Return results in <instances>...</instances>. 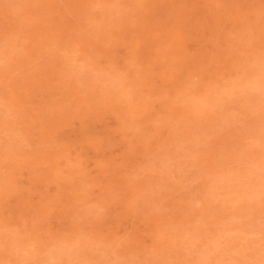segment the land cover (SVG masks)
I'll list each match as a JSON object with an SVG mask.
<instances>
[{
  "label": "rangeland",
  "instance_id": "1",
  "mask_svg": "<svg viewBox=\"0 0 264 264\" xmlns=\"http://www.w3.org/2000/svg\"><path fill=\"white\" fill-rule=\"evenodd\" d=\"M0 25L2 26L3 23L6 22V20H10L11 22L15 23L17 20L18 22L13 24L11 23L10 21H8V23L6 22V25L0 26V44L4 43V40L5 43L4 45L2 44L0 46V56L4 59L1 58L0 61H3V60H6V57L8 55L10 61L8 62V57H7V62L8 64H6L4 61L3 62H0V67H2L1 69L3 71L0 72V74H2V77L0 75L1 78H3L5 75V77L7 78H3V80H0V91L2 92L1 94L4 96V94H6L4 96V98L2 97L1 95V99H3L1 101L0 99V116L2 115V117H5V118H1L0 119V139L2 138L1 143L0 145L2 146L3 149H1V146H0V152L1 154H5L8 152V149L9 147L11 146L12 147V151L13 152H8L6 155H3L1 156L2 158H4V161L3 159H0V165H3L0 166V171H1V167H2V174H3V177L5 179H3L4 182L7 181V179L9 181L7 182H10L8 183L9 185L11 186H8L7 182L4 183L2 180H0V188L1 189H4V190H1V192H7V190L9 191L8 194L5 192L4 194L0 192V203L2 205H0V208L2 209L0 214L3 215V216H0V219H3L6 221H3L1 220L0 221V239H1V235H2V238L4 236V238L6 237V242H5V239H2L0 240V264H18V260H19V264H67V261L68 259H70V263L72 264H110V262L108 261V258L109 260L111 261V264H201V262L203 264H264V0H246V2H244V0H239V2H237L238 0H162V2H160L159 0H133V2H135V4L132 2V0H129L130 4L128 1L126 0H103V3H102V0H88L89 1V4L86 2V5L88 6H85L82 4L84 2H81L80 0H77L76 2H79L77 3L78 4V7L80 6V8H78L76 5V2L75 4L72 3H69V2H74V0H59V2H56L58 0H55V2H51V0H44V4L43 1L41 0L40 3H39V0H32L29 1V0H26L25 3L23 2L24 0H22V3L21 0H4V2L2 0H0ZM19 1V2H18ZM29 1V3H28ZM37 1V2H36ZM49 3H48V2ZM54 1V0H52ZM84 1V0H83ZM92 1V2H91ZM124 1H126L124 3ZM140 1V2H139ZM145 1V2H144ZM148 3H147V2ZM154 1V2H153ZM157 1V2H155ZM11 4V6H13L14 4L15 6L13 7L15 9V11L13 10L12 7H8L10 5L7 4ZM12 2V3H11ZM31 2V4H30ZM35 5H34V3ZM66 3L67 6H65L64 4ZM91 2V3H90ZM105 2V3H104ZM109 2V3H108ZM141 4V5H139ZM173 2V3H172ZM243 2V4H242ZM28 3V5L26 4ZM33 3V4H32ZM55 3V5H54ZM61 5L63 6V8L65 9V13L64 12H61L63 11L64 9L58 5ZM114 3H117L116 6L115 4L113 5ZM139 5H137V4ZM146 3V4H145ZM162 3V4H161ZM246 3V7L244 6ZM7 4V5H6ZM19 4H21V9L19 10ZM25 4V5H23ZM47 4H48V8L46 9L45 7H47ZM54 6H53V5ZM106 4V5H105ZM121 4V5H120ZM126 4H127V7H126ZM132 4V6H131ZM145 4V5H144ZM148 4L149 6H152V7H148ZM160 4V5H159ZM165 4V5H164ZM184 4V5H183ZM220 4V5H219ZM240 4V5H239ZM242 4V5H241ZM17 5H18V9H17ZM35 7H34V6ZM37 5V6H36ZM40 5V6H39ZM41 5H46L45 7H41ZM72 8H69L71 6ZM75 5L77 7V11L80 12L82 9L81 12V18L83 17V20L80 19L79 16L80 14L77 13L73 15V13L75 12L74 10V6ZM124 5V6H123ZM153 5L155 6V8L153 7ZM4 6V7H3ZM9 9L10 8V11L6 8ZM37 8L39 10L36 9V12L35 10L32 8ZM39 6V7H38ZM49 6L51 7V9L49 8ZM52 6H53V9H52ZM69 6V7H68ZM91 6V7H90ZM164 6V8H162ZM168 6V7H167ZM173 6V7H172ZM177 6V7H175ZM183 6V7H181ZM241 6V7H240ZM249 6V7H248ZM23 7V8H22ZM25 7H28L27 10H25ZM30 7V9H29ZM59 7V9L57 8ZM69 9H67V8ZM75 7V8H76ZM83 7V8H82ZM89 9H88V8ZM136 7V8H134ZM158 9H157V8ZM160 7V8H159ZM171 7V8H170ZM181 7V8H180ZM9 11L6 10V9ZM42 8L41 10V13L43 14H40V9ZM48 10L49 12L45 13V10ZM59 10V12H57L60 16H62L60 19H63V21H67L68 23L66 24L65 22V26H63L62 24V20H59L58 19H55L57 18L58 14L55 15V12L56 10ZM62 8V9H61ZM85 8H87L85 10ZM98 8V9H97ZM111 10H110V9ZM139 8V9H138ZM153 8V9H151ZM168 8V9H167ZM173 8V9H172ZM243 8V10H242ZM249 8V9H248ZM23 9V10H22ZM51 11H50V10ZM71 9H73L71 11ZM79 9V10H78ZM100 10V13L97 11V10ZM133 9V10H132ZM135 9H137L135 11ZM149 10V12L147 13V11ZM151 9V10H150ZM156 9V10H155ZM183 9V10H182ZM252 11H251V10ZM6 11V14L8 13V16H6V14L4 13ZM30 10V11H29ZM54 10V11H52ZM113 10V11H112ZM124 10V11H123ZM147 10V11H146ZM233 13H232V11ZM236 10V11H235ZM12 11V12H11ZM15 14H14V12ZM17 11V12H16ZM18 11H22L25 15L24 16H27L28 18L26 19V17H24L21 13V16H20V12L18 13ZM27 11V12H25ZM29 11V12H28ZM43 11V12H42ZM70 11L72 12V14H70ZM76 11V12H77ZM92 11V12H91ZM94 11V12H93ZM96 11L98 13H96ZM146 11V12H145ZM153 11L155 13H153ZM180 11V12H179ZM188 11V13H187ZM11 12V13H10ZM37 16H36V14ZM69 14H68V13ZM75 12V13H76ZM88 12V13H87ZM106 12V13H105ZM112 12V13H111ZM119 12V13H118ZM124 16H122L123 14ZM125 12V13H124ZM143 16V13H144V16L141 17L138 13ZM157 12V13H156ZM160 12L162 15H160ZM164 12V13H163ZM169 12V13H168ZM176 12V13H175ZM186 14H185V13ZM235 12V14H234ZM28 13V15H27ZM33 13L35 14L33 16ZM39 13V14H38ZM53 13V14H51ZM96 13V14H94ZM114 13V14H113ZM121 13V14H120ZM129 13H130V16H129ZM138 15H136V14ZM245 13V14H243ZM253 13V14H252ZM13 14V17L16 15V17H11L10 15ZM52 15V16H48V15ZM63 14V15H62ZM67 14V15H65ZM82 14H85V15H82ZM101 14V17H99ZM132 14V15H131ZM147 16H146V15ZM159 14V15H158ZM188 14V15H187ZM18 15V16H17ZM33 16V20H32V16ZM39 15V17H38ZM65 15V16H64ZM95 15V17H94ZM106 15V16H105ZM111 17H110V16ZM156 15V16H154ZM158 15V16H157ZM164 15V17H163ZM244 15V16H243ZM5 16V17H4ZM42 16V17H40ZM70 18H68V17ZM75 16V17H74ZM126 16V17H125ZM128 16V17H127ZM171 16V17H170ZM252 16V17H251ZM30 17V18H29ZM36 17V18H35ZM55 20V24H57L56 26L60 29L57 30L56 32V29L57 27L53 26V22L52 24H50L49 21H52V19ZM123 17V18H122ZM136 17H138L136 19ZM188 17V19H187ZM249 17V18H248ZM11 18V19H9ZM13 18V19H12ZM20 18V20H19ZM21 18H23V20H21ZM41 18L40 21H37ZM42 18H46V19H42ZM50 18V19H49ZM67 18V19H65ZM73 18V19H71ZM78 18V19H77ZM91 18V19H90ZM108 18V20H107ZM118 18V19H117ZM129 18V19H128ZM132 18L134 20L133 21ZM141 18H144L142 19V21L140 20ZM155 20H152L154 19ZM162 18V20H161ZM171 18V19H170ZM177 18V19H175ZM235 18H236V21H235ZM246 18V19H245ZM34 19H36L34 21ZM71 21H70V20ZM81 21H80V20ZM114 19V20H113ZM146 19V20H145ZM149 19V20H148ZM183 19V20H182ZM5 22H4V21ZM12 20H15V21H12ZM28 22L29 24V27L26 26V22ZM27 20H30V21H27ZM48 22H46V21ZM58 20V21H56ZM75 20L77 21V23L81 26V25H86V26H81V28L84 30H80L82 32H79L78 31V28H80V26H78L75 22ZM86 20V22H85ZM139 22H138V21ZM157 20V21H156ZM173 20V21H172ZM188 20V21H187ZM238 20V21H237ZM243 20V21H242ZM20 21V22H19ZM23 21V22H22ZM34 21V22H32ZM44 23V24H39V22L41 23ZM44 21V22H43ZM97 21V22H96ZM100 21V22H99ZM114 21V22H113ZM130 21V22H129ZM146 21V22H145ZM149 21V22H147ZM154 21V22H153ZM182 21V22H181ZM233 21V22H232ZM253 21V22H252ZM3 22V23H2ZM73 22V23H72ZM80 22V23H79ZM82 22V23H81ZM93 22V23H92ZM122 22V23H121ZM124 22V23H123ZM133 22V23H132ZM136 24H135V23ZM151 22V23H150ZM159 22V23H158ZM167 24H165V23ZM171 22H173V26L171 24ZM176 22H177V25H176ZM180 22V24H179ZM184 22V23H183ZM231 22V23H230ZM20 24H22L21 26L23 27V24L26 23L24 26L25 28H21L20 26H18ZM36 23V24H35ZM70 24V27L68 26V24ZM87 23V24H86ZM99 23V24H98ZM125 23H127V25L129 26L130 24L129 23H132V25H130V27L132 28H128L127 27H124L123 25H125ZM154 23V24H153ZM163 23V24H161ZM229 23V24H228ZM239 23V24H238ZM32 24V26H31ZM42 26L41 28V31L38 30L39 29V25ZM61 24V25H60ZM76 24V26L74 27V25ZM93 26H92V25ZM190 24V25H189ZM227 24V25H226ZM242 24V25H241ZM11 25L9 27V29H6L8 28V26ZM17 25V26H15ZM34 25V26H33ZM39 26L37 28V26ZM47 28H46V26ZM50 25V26H49ZM52 25V27H51ZM88 25V27H87ZM112 25V26H110ZM116 25V26H115ZM119 25V26H118ZM136 25V27L134 26ZM140 25V26H139ZM145 25V26H144ZM152 25V26H151ZM159 25V26H158ZM163 25V26H161ZM168 25V26H167ZM176 25V26H175ZM180 25V26H179ZM239 25V26H237ZM14 28H13V27ZM50 28H49V27ZM62 26V27H61ZM69 28H68V27ZM93 28H92V27ZM95 26V27H94ZM110 26V27H109ZM149 26V27H148ZM157 26V27H156ZM167 26V28H166ZM187 26V27H186ZM228 26V27H226ZM16 27L17 31L16 30ZM37 28L36 31L37 33H35L34 31H31V28ZM43 27H45L47 30L50 29V31H46V29H44ZM63 27H66V28H63ZM77 27V30H75ZM107 27V28H106ZM124 27V29H123ZM139 27V28H138ZM146 27V28H145ZM148 27V28H147ZM159 27V28H158ZM172 27H173V30H172ZM183 27V28H182ZM226 27V28H225ZM30 28V29H28ZM49 28V29H48ZM74 28V29H73ZM115 28V29H114ZM135 28V30H134ZM151 28V29H150ZM162 28V30L160 29ZM228 28V29H227ZM21 29V30H20ZM22 29H25L24 31ZM26 29L27 32H26ZM43 29V30H42ZM52 29V30H51ZM55 29V30H54ZM61 29H64L65 30V33H64V30H61ZM120 29V31H119ZM122 29V30H121ZM132 29V30H131ZM149 29V30H148ZM156 29V30H155ZM159 29V30H158ZM167 31H165V30ZM170 29V30H169ZM182 31L180 32L181 34H179V32H176L178 30ZM182 29V30H181ZM189 29V30H188ZM4 32L2 33L1 31ZM13 30V32H12ZM14 30L16 31V33L14 32ZM45 30V31H44ZM90 30V31H89ZM117 30V31H116ZM143 30V31H142ZM173 32V33H170L169 31ZM185 30V31H184ZM227 30V31H226ZM7 31V32H6ZM11 31V32H10ZM22 31V32H21ZM52 31V33H51ZM55 33H54V32ZM59 31H63L62 34H64V37L68 40H66L63 35L61 37V32ZM87 31V32H85ZM114 31V33L112 32ZM119 31V32H118ZM147 31L149 33H147ZM155 31V32H154ZM162 31V32H161ZM6 32V33H5ZM9 32V34H8ZM20 32V33H19ZM26 33V38L24 37V34ZM70 32V33H68ZM72 32V33H71ZM75 32V33H74ZM77 32V34H76ZM79 32V33H78ZM109 32V33H108ZM111 32V33H110ZM131 32V33H129ZM137 32H139L137 34ZM145 32V33H144ZM154 32V33H153ZM158 32V33H156ZM165 32H168L169 35L167 36V33H164ZM175 32V33H174ZM12 33L14 34L13 36ZM33 33V34H32ZM35 33V34H34ZM42 33V35L40 34ZM43 33H50L49 36L47 34H44ZM87 33V34H86ZM103 33V34H102ZM127 33V34H126ZM133 33V34H132ZM141 33V34H140ZM161 36H160V34ZM187 33V34H186ZM8 34V38L10 39L11 41V38L14 40L9 42L7 40V35ZM11 34V35H10ZM15 34L16 37H15ZM28 34V36H27ZM38 34V35H37ZM54 34V35H53ZM58 34V35H56ZM60 34V35H59ZM73 34V35H72ZM90 34V35H89ZM95 34V35H94ZM99 34H101L99 36ZM113 34V35H111ZM116 34V35H115ZM118 34V37L116 38ZM125 34V35H124ZM136 34V35H134ZM141 37H140V35ZM154 34H156L154 36ZM170 34H172V36H170ZM179 34V35H178ZM6 37H5V36ZM20 35L19 38L20 39V42H19V38L18 36ZM22 35V37H21ZM31 37H30V36ZM34 37V40L32 39ZM36 37H35V36ZM60 36L62 39V41L64 42H60L59 41V38L57 39L56 36ZM77 37H75V36ZM82 35V36H81ZM84 35V36H83ZM86 35V37H85ZM133 35V36H132ZM146 35V36H145ZM149 36V38L147 39V37ZM153 35V37H152ZM178 35V36H177ZM4 36V37H2ZM39 36H40V39H39ZM55 36V41L58 43L60 42V44H56L54 46V42L51 41V40H54L53 38ZM70 36V37H67ZM81 36V39L82 37H84L83 40L79 39ZM88 36V37H87ZM90 36V37H89ZM103 39L102 40V38ZM121 36V37H120ZM122 36H124L123 38H125L126 41H124V39H122ZM144 38H143V37ZM160 36V37H159ZM167 36V37H166ZM174 36V40H172L171 38ZM177 36V37H176ZM183 36V37H182ZM11 37V38H10ZM14 37V38H13ZM29 37V38H28ZM43 37V38H42ZM45 37V38H44ZM51 39H50V38ZM74 37V39H72ZM156 39H155V38ZM167 39H166V38ZM171 37V38H170ZM180 37L182 38V41L180 39ZM190 37H192L190 39ZM18 38V39H17ZM32 40H31V39ZM36 38H38L40 41L41 39H43L42 41L43 42H40L38 39L35 40ZM51 42H49V39ZM78 38V39H77ZM85 38L87 39V41L85 40ZM113 38V39H112ZM116 38V40H115ZM127 38V39H126ZM139 38V39H138ZM160 38V39H158ZM164 38V40H162ZM170 38V39H169ZM180 40H179V39ZM17 41H16V40ZM31 40L30 43L27 42L26 40ZM76 39V41H75ZM91 41H90V40ZM100 39V40H99ZM111 39V40H109ZM137 39V40H136ZM158 39V40H157ZM177 39V41H176ZM184 39V40H183ZM188 41L186 43V40ZM2 40V41H1ZM21 40H23V43L21 42ZM58 40V41H57ZM85 40V43H83ZM106 40V41H105ZM113 40V41H112ZM118 40H119V43H118ZM152 40V41H151ZM39 41V43H38ZM46 41H48L50 44H48ZM74 41V42H73ZM99 41V43H98ZM103 41V42H102ZM108 41V42H107ZM117 41V43H116ZM160 41V42H159ZM166 42V44L164 42ZM170 43V46L168 45ZM176 41V42H175ZM180 41V43H179ZM18 44H16V43ZM34 42H36L35 45L36 46H33ZM71 42H72V46H71ZM96 42V43H95ZM121 42V43H120ZM126 42V43H124ZM172 42H174L173 44L175 45V47L172 49L173 47V44H171ZM225 42V43H224ZM245 42V43H244ZM256 42V43H255ZM7 43V44H6ZM10 43V44H9ZM24 43H26V45L28 44L29 47H27L26 45H23ZM52 43V45H51ZM80 43V44H79ZM88 43V45H87ZM92 43V45H91ZM114 43V44H113ZM140 43V44H139ZM145 43V44H144ZM151 43V44H150ZM155 43V44H154ZM162 43V44H160ZM248 43V44H247ZM255 43V44H254ZM13 44V45H12ZM22 44V47L21 45ZM39 44V45H38ZM44 44L47 46L45 47ZM64 44V45H63ZM70 44V45H69ZM83 46H82V45ZM94 44V45H93ZM96 44V45H95ZM107 44V46H106ZM111 44V45H110ZM113 44V45H112ZM122 44V46H120ZM181 44V45H180ZM9 45L11 46L10 50L7 49L9 48ZM16 45V47H15ZM19 45V46H17ZM49 45L51 46V48L49 47ZM61 45V46H59ZM125 45V46H124ZM152 45V46H151ZM156 45V46H155ZM249 45V46H248ZM3 46V47H2ZM25 46V47H24ZM31 46V47H30ZM32 46H33V49H32ZM39 46V47H38ZM42 46V47H41ZM69 46V48H68ZM77 46H78V49H77ZM81 46V48H79ZM91 46V47H90ZM114 46V47H113ZM117 46V48H116ZM129 46V48H128ZM133 46V48H132ZM135 46V47H134ZM144 46V47H143ZM155 46V47H154ZM159 46H161V49H159ZM165 46V47H163ZM167 46V47H166ZM169 46V47H168ZM177 46V47H176ZM7 47V48H6ZM20 47V48H18ZM28 49H27V48ZM36 47V50L38 49V52L36 50H34ZM57 47V48H56ZM66 47V49H65ZM75 47V49H74ZM111 47V48H110ZM120 47V49H119ZM122 47V48H121ZM125 47V48H124ZM3 48V49H2ZM15 48L17 49H20V50H15ZM24 49L25 52H27V50L30 49V51L33 50V52H27L25 53L24 51H22L21 49ZM59 48V51H57ZM64 48V50H62ZM72 48V49H71ZM100 48V49H99ZM138 48H141L138 49ZM155 48V49H154ZM165 48V50H164ZM180 48V50H179ZM242 48V49H241ZM6 49V50H5ZM12 49V51H11ZM42 49H45V51H41ZM50 49V53L49 50ZM71 51H70V50ZM85 49V50H84ZM114 49V50H112ZM118 49V50H117ZM136 49V50H135ZM138 49V50H137ZM144 49V50H143ZM147 49V50H146ZM168 49V50H167ZM221 49V50H220ZM226 52H225V50ZM4 50V51H3ZM15 52H14V51ZM41 51L44 52V54H40L39 52ZM48 52H47V51ZM55 53H53L52 52ZM56 50V51H54ZM60 50L63 52H60ZM67 50V51H66ZM69 50V51H68ZM80 50V51H79ZM83 50V51H82ZM88 50V51H87ZM109 50V51H108ZM131 52L129 54V52ZM132 50V51H131ZM155 50V51H154ZM158 50V51H157ZM163 50V52H162ZM173 53H172V51ZM180 53H178L179 51ZM184 50V51H183ZM234 50V51H233ZM21 51V52H19ZM65 51V53H64ZM140 51V52H139ZM165 51V52H164ZM182 51V52H181ZM11 52V53H10ZM14 52V55L17 54L19 52L18 55H21L18 57V55H15V56H12L10 57L11 55H13ZM23 52L25 54H29L28 55H25L23 54ZM66 52L70 53L68 55H65V56H68V59H70V61L74 64L72 65L71 62H69V60H67V57L64 56V54H66ZM110 52V53H109ZM147 52V53H146ZM161 52V53H160ZM171 52V53H170ZM234 52V53H233ZM46 53H48L46 55ZM61 53V54H60ZM105 53V54H104ZM108 53V54H107ZM127 53V54H126ZM149 53V55H148ZM152 53H153V57L152 56ZM159 53V54H158ZM178 55H177V54ZM195 53V54H194ZM221 53V55L219 54ZM232 53V54H231ZM7 54V55H5ZM11 54V55H10ZM31 54L33 57H31ZM40 55L38 56L39 59L40 58H43L46 59L49 57V61L48 60H43L45 66L43 65L42 66V61L41 59L40 60H37L36 58L37 55ZM54 54V55H53ZM60 54V56H59ZM77 54V55H76ZM83 57H82V55ZM132 54V55H131ZM151 54V55H150ZM154 54L157 56H154ZM162 54H163V57H162ZM168 54V57L166 56ZM194 54V55H193ZM201 54V55H200ZM206 54V55H205ZM225 54V55H223ZM236 54V55H235ZM5 55V56H4ZM23 55V56H22ZM36 55V56H35ZM43 57H42V56ZM58 55V56H56ZM63 57H62V56ZM92 55V56H91ZM128 55V56H127ZM161 55V56H160ZM170 55V56H169ZM185 55V57H184ZM209 55V56H208ZM229 55V56H228ZM17 56L16 60L14 59L15 57ZM54 56V58H53ZM57 59H55L56 57ZM70 56V57H69ZM72 56V58H71ZM81 56V58L79 57ZM96 56L97 59H96ZM102 56V57H101ZM112 56V58H111ZM115 56V57H114ZM121 56V57H120ZM132 56V57H131ZM146 56H149L146 58ZM176 56V57H175ZM181 56V57H180ZM193 56V57H192ZM198 56V57H197ZM201 56V58H199ZM205 56V57H204ZM218 56H220V58H218ZM24 57V58H22ZM31 57V59L29 58ZM61 57V58H60ZM75 57H79L78 59L75 58ZM120 57V58H119ZM135 57V58H134ZM154 57H156L157 59H154ZM162 57V58H161ZM19 58L20 61V64L21 67H17L19 66L16 62H17V59ZM25 58H28L27 61H29V66H27L28 64L26 63V59ZM51 58L53 59L52 61L56 64V65H59V66H54L53 62H52V66L51 65ZM66 58V59H64ZM87 58V59H86ZM146 58V59H145ZM152 58V59H151ZM163 59V62L160 60ZM182 58V60L180 59ZM194 58V59H193ZM203 58V59H202ZM209 58V59H207ZM213 58V59H212ZM36 59V60H34ZM59 60V62H55L54 61ZM101 59V60H100ZM122 61V65H121V61ZM165 59V60H164ZM184 59V60H183ZM192 59V60H190ZM201 59V61H200ZM219 59V62L218 60ZM16 62H15V61ZM18 60V61H19ZM33 62H31V61ZM61 60V61H60ZM76 60V61H75ZM81 60V61H80ZM103 60V61H102ZM117 60V61H115ZM139 60V61H138ZM150 60V61H149ZM223 60V61H222ZM231 62H229V61ZM236 60V61H235ZM13 61L17 64H12V65H9V63H13ZM25 62V64H22L23 62ZM36 61V63H35ZM64 61V62H62ZM66 61V62H65ZM83 61V63H82ZM86 61V62H85ZM102 61V62H101ZM114 61V62H113ZM131 61V62H130ZM142 61V62H141ZM149 63L148 65H145L147 64L146 63ZM160 63L158 65V63ZM160 61V62H159ZM165 61V65L164 64H161V63H164ZM190 61V63H189ZM198 61V63H197ZM203 61V62H202ZM31 62V64H30ZM41 62V63H39ZM47 62L50 63L47 65ZM69 62V63H68ZM77 62V63H76ZM98 65H97V63ZM130 62V64H129ZM140 62V63H139ZM193 62V63H191ZM213 62V63H211ZM6 67H5V65ZM19 63V62H18ZM33 63L37 64L38 66L34 65ZM108 65H107V64ZM167 63V64H166ZM170 63V64H169ZM183 63V64H182ZM185 63V64H184ZM188 63V65H187ZM207 63V64H206ZM219 63V64H218ZM229 63V64H228ZM3 64V66H2ZM71 64V65H70ZM82 64H84L85 66H83ZM110 64V65H109ZM120 64V65H119ZM124 64V65H123ZM138 66H137V65ZM141 64V65H140ZM143 64V66H142ZM175 64V65H174ZM212 64V66H211ZM9 65V66H7ZM17 67V70L19 71V73H17V71H15L16 67ZM22 65L23 68H22ZM30 65L32 66V69H33V75L36 73H39V74H35V78L33 75H30V73L32 72V69L30 67ZM34 65V66H33ZM42 67H41V66ZM63 65H66L63 66ZM95 65V66H94ZM119 65V66H117ZM136 67H135V66ZM151 65V66H150ZM152 65H154L152 67ZM162 65V66H161ZM215 65V66H214ZM248 65V66H247ZM40 66V68H39ZM47 66L49 68H47ZM77 68H76V67ZM93 66V67H92ZM98 66V69L96 68ZM122 66V68H121ZM134 66V67H133ZM143 68H142V67ZM148 66V67H147ZM159 66V67H158ZM230 66V67H228ZM3 67H5L3 69ZM12 67V69L10 68ZM27 67V68H26ZM30 67V69H29ZM39 68V70L42 68H44V72L43 70L41 69V71L37 70L35 71L34 68ZM55 67V68H53ZM59 67V68H58ZM62 67V68H61ZM67 69H65V68ZM69 67H71L70 69H68ZM80 67V68H79ZM84 67L89 70L90 74L88 73V71L85 69L84 70ZM92 67V71L90 70V68ZM111 67V68H110ZM113 67V68H112ZM116 67V68H114ZM137 67L139 69H137ZM146 67V69H144ZM202 67V68H201ZM218 67V68H217ZM227 67V68H226ZM9 68V70L7 69ZM19 68H22L19 70ZM46 68V69H45ZM50 68H52L51 70H49ZM64 70V72L61 71ZM82 68V70H81ZM102 68V69H101ZM121 68V69H120ZM134 68V69H132ZM157 68V70L155 71V69ZM183 68V69H182ZM187 68V69H186ZM193 68V69H192ZM207 68V69H206ZM220 68V70H219ZM15 69V70H14ZM28 69V71L26 70ZM54 69V70H53ZM60 69V70H59ZM75 69V70H74ZM80 69V70H79ZM112 69V70H111ZM118 69V70H117ZM124 69V71H123ZM141 69V71H140ZM150 69V70H149ZM153 69V70H152ZM161 69V70H160ZM164 69V70H163ZM179 69V70H178ZM14 70V72H16L17 74L19 75H15V73L12 71ZM22 70V71H21ZM47 70L46 72V78L48 79H45V71ZM49 70V72H48ZM56 70V71H55ZM58 70V71H57ZM70 70H71V74L70 73ZM94 70V72H93ZM115 70V71H114ZM118 72H117V71ZM138 70V71H137ZM149 70V72H148ZM167 70V72H166ZM169 70V71H168ZM174 70V71H173ZM182 70V71H181ZM194 70V71H193ZM200 70V71H199ZM210 70V71H209ZM224 70V71H223ZM248 70V71H247ZM9 71L11 73H9ZM26 72V78L23 76L24 73ZM30 71V72H29ZM35 71V72H34ZM52 73H51V72ZM74 71V72H73ZM82 71L84 72L85 71V75L82 73ZM87 71V72H86ZM97 71L99 73H97ZM103 71V72H102ZM106 71V72H105ZM110 71H112L113 73H111ZM133 71V72H132ZM207 71V73H206ZM214 71V72H213ZM234 71V72H233ZM14 73V77L12 78V76H10V74L13 75ZM24 72V73H23ZM28 72V73H27ZM41 72V73H40ZM101 72V73H100ZM131 72V73H130ZM136 72V73H135ZM154 72H158V73H154ZM162 72V73H161ZM178 72L179 75L177 74ZM182 72V73H181ZM227 72V73H226ZM22 73V74H21ZM55 73V74H54ZM60 73V75H59ZM64 74V76L61 75ZM69 73V74H67ZM77 73V74H76ZM81 73V74H80ZM88 73V74H87ZM93 73V75H92ZM111 73V74H110ZM147 73V74H146ZM154 73V74H153ZM161 73V74H160ZM166 73V75H165ZM170 73V74H169ZM198 73V74H197ZM209 73V74H208ZM214 73V74H213ZM49 74V76H48ZM53 74V75H51ZM56 74L58 75V78L56 76ZM117 74V75H115ZM138 74V75H137ZM140 74V76H139ZM143 74V75H142ZM151 74V76H150ZM186 74V75H185ZM202 76H200V75ZM208 74V75H207ZM211 74V75H210ZM213 74V76H212ZM227 74V75H226ZM29 75V76H28ZM42 75V76H40ZM44 75V76H43ZM55 75V76H54ZM80 75V76H78ZM83 77H82V76ZM88 75V76H87ZM96 75V76H94ZM125 78H124V76ZM137 75V76H136ZM148 75V76H147ZM164 75V77H163ZM183 75V76H182ZM198 75V76H197ZM215 75V76H214ZM226 76L225 78L223 77ZM251 75V76H250ZM18 76V77H17ZM28 76V77H27ZM37 76V77H36ZM40 76V78H38ZM51 76H54L55 78L51 77ZM67 76V77H66ZM72 76H75L73 77L74 80L75 78H77V82L80 83L79 85H76L78 84L76 81L72 80L71 81V78ZM87 76V78H86ZM94 76V77H93ZM103 76V77H102ZM114 76V78H113ZM147 76V77H146ZM153 76V78H152ZM160 76V77H159ZM168 76V77H167ZM179 76V77H177ZM195 78H193V77ZM205 76V77H204ZM248 78H247V77ZM21 80H20V78ZM26 82H24V79ZM30 77V78H29ZM44 77V79L42 78ZM65 77V78H64ZM85 77V78H84ZM89 77V79H88ZM93 77V78H92ZM99 77V78H98ZM105 77V78H104ZM110 77V78H109ZM138 77V79H137ZM151 77V78H150ZM164 79H162V78ZM202 77V78H201ZM208 77V78H207ZM228 77V78H227ZM246 77V78H245ZM0 78V79H1ZM10 78V81L12 79V82H10L8 79ZM16 78V79H15ZM19 78L20 80V83L19 85L15 88L16 84V80ZM33 78L36 80H33ZM44 81H41L42 79ZM80 78H81V81H80ZM119 78V79H118ZM134 78V79H133ZM147 78H150L147 79ZM181 78V79H180ZM188 78V79H187ZM204 78V79H203ZM5 79V80H4ZM15 79V81H14ZM23 79V80H22ZM31 79V81H30ZM41 79V80H40ZM50 80H54L53 83H51L52 81H49ZM64 81H63V80ZM84 79V80H83ZM91 79V80H90ZM94 79V80H93ZM98 79V80H96ZM103 79V80H102ZM105 79V80H104ZM121 79V80H120ZM124 79L128 80V81H125ZM141 79V80H140ZM33 80V81H32ZM67 80V82H66ZM88 80V82H86ZM167 80V81H166ZM170 80L173 82L174 80L176 82L172 83L170 82ZM203 80V81H202ZM223 80V81H222ZM6 82V84H4ZM9 81V83H8ZM13 81L16 83H13ZM21 81H23V84L21 83ZM29 81V82H28ZM41 81V83H40ZM48 81V82H47ZM61 81V82H60ZM70 81V85H69V82ZM90 81V82H89ZM104 81V82H103ZM109 81V82H108ZM125 81V82H124ZM134 81V82H133ZM142 81V82H141ZM161 81L163 83H161ZM180 81V82H179ZM254 81V82H253ZM3 82V83H2ZM32 82V83H31ZM37 82L40 83L39 85H37L36 87V84L35 83ZM56 82V83H55ZM59 83V85L57 86V84ZM71 82H75V86L73 83ZM85 82V83H84ZM111 82V83H110ZM113 82V84H112ZM129 84L127 85L126 84ZM130 82V83H129ZM140 82V83H139ZM147 84H146V83ZM169 82V84H168ZM182 82V83H181ZM209 82V83H208ZM235 82V83H234ZM241 82V83H240ZM13 83V84H12ZM35 85H34V84ZM48 83H51L53 84V86L49 85ZM66 85H65V84ZM84 83V84H83ZM90 83V84H89ZM106 83V84H105ZM118 87H117V85ZM152 83V85H151ZM154 83V84H153ZM171 83V84H170ZM178 83V84H177ZM180 83V84H179ZM200 83V84H199ZM221 83V84H220ZM232 83V84H231ZM3 84V86L1 85ZM10 84V86H9ZM12 84V85H11ZM15 84V85H14ZM21 84V85H20ZM56 84V85H55ZM62 84V85H61ZM64 84V87L62 88ZM86 84H87V87H86ZM94 84V85H93ZM98 84V85H97ZM104 84V85H103ZM124 84V86H123ZM145 84V86H144ZM162 84V85H161ZM168 84V85H167ZM183 84V85H182ZM208 84V85H207ZM211 84V85H210ZM7 85V86H6ZM23 85V86H22ZM28 85V86H27ZM34 87H33V86ZM46 85L47 87L50 86L51 89L49 90L50 87L46 88ZM55 85V86H54ZM69 85V86H68ZM80 85H82L80 87ZM100 85V86H99ZM139 85V86H137ZM154 87L151 88L150 87ZM155 85V86H154ZM164 85V86H163ZM234 85V87H233ZM259 85V86H258ZM13 86V87H11ZM25 86V87H24ZM27 86V87H26ZM40 86V87H39ZM45 86V87H44ZM61 86V87H60ZM78 86V87H76ZM97 86V87H96ZM135 86V87H134ZM161 88H160V87ZM167 86V87H166ZM171 88H170V87ZM180 86V87H179ZM253 86V87H252ZM33 88V91L37 88L36 93H34L32 91L31 88ZM36 87V88H35ZM39 87V88H38ZM54 87V89H53ZM67 87V88H65ZM72 90H76V92L72 91ZM76 87V88H75ZM81 89H80V88ZM91 87V89L89 90V88ZM108 90H106V88ZM111 87V89H109ZM117 87V88H115ZM121 87V89H120ZM125 87V89H124ZM134 87V88H132ZM139 87V88H138ZM140 87H143V88H140ZM147 87V88H146ZM175 87V88H174ZM179 87V89H178ZM184 87H186L184 89ZM6 88V89H4ZM25 89L28 93L23 92V90ZM27 88V89H26ZM43 88L46 89V92H45V89L43 90ZM58 88V89H57ZM68 88H69V91H68ZM74 88V89H73ZM96 88V89H95ZM112 88L113 91H112ZM130 88H131V92H130ZM137 88V90H136ZM156 88V89H155ZM160 88V89H159ZM169 88V89H168ZM183 88V89H181ZM194 88H196L194 90ZM206 88V89H205ZM223 88V89H222ZM254 88V89H253ZM4 89V90H3ZM13 89V90H12ZM57 89V90H56ZM62 89V90H60ZM67 89V90H66ZM80 89V90H79ZM119 89V90H118ZM138 89H140V92H138ZM162 89V90H161ZM171 89H173V91H171ZM174 89H176V91H178V93H175ZM178 89V90H177ZM201 89V90H200ZM230 89V90H229ZM248 89V90H247ZM10 91V92H7V91ZM15 90V91H14ZM29 90V91H28ZM30 90L31 92L34 94V99H33V96L30 94ZM66 90V91H65ZM100 92V94H102L105 90V92H107L108 96L110 95V92L111 94L113 93L115 95V97L113 95H111V97L113 96L115 98H111V97H108L107 94H105V92L103 93V96H101L100 94L98 95V92ZM100 90V91H99ZM117 90V91H116ZM147 90H150L147 92ZM155 90V91H154ZM156 90H159V91H156ZM180 90H181V93H180ZM184 90V91H183ZM194 90V92H193ZM217 90V91H215ZM223 90V91H222ZM238 90V91H237ZM6 93H5V92ZM19 91V93H18ZM41 91H44L43 92V97L42 98H45L46 96V99H42V98H38L39 96L41 97ZM57 91V92H56ZM58 91H61V92H58ZM67 94V97L71 94H73V97H68L69 100H71L72 102H74V100H77V102H79L80 100H82V95H83V99L80 103H69L67 105V102H69L68 98H64V96L66 95L65 92ZM68 91V93H67ZM72 91V92H71ZM79 91V92H78ZM82 91V92H81ZM91 91H96V92H91ZM134 91V92H133ZM146 91V92H144ZM167 91V92H166ZM170 91V92H168ZM215 91V92H214ZM17 96V98L13 95V94H10L12 93ZM20 92H22V95L20 94ZM54 92V93H53ZM56 92V93H55ZM63 92V94H61ZM87 92V93H86ZM89 92L93 93L91 95H87V94H90ZM119 96H118V94ZM144 92V93H143ZM152 92H153V95L154 96H150L152 95ZM156 92V94H155ZM186 92V93H185ZM189 92V93H188ZM191 92V93H190ZM205 92V93H204ZM226 92V93H225ZM261 92V93H260ZM38 93V94H37ZM49 93V94H48ZM51 93V94H50ZM53 93V94H52ZM57 93H58V97L57 99L59 101H56V96H57ZM70 93V94H69ZM96 93V94H95ZM116 93V94H115ZM138 93V94H137ZM147 93V94H146ZM151 93V94H150ZM158 93V94H157ZM175 94V96L173 94ZM185 93V94H184ZM198 93V94H197ZM231 93V94H230ZM239 93V94H238ZM241 93V95H240ZM20 94V95H19ZM29 94V98L27 97ZM69 94V95H68ZM79 95L80 97H78L77 95ZM123 94V95H122ZM146 94V95H145ZM168 94H170L168 96ZM178 94V95H176ZM188 94V95H187ZM217 94V95H216ZM10 95V97L8 96ZM21 96V98L19 96ZM28 98V100H32L30 101L29 100V105L28 103V107H23V104L25 100H27V98H25V96ZM32 97H31V96ZM36 95V96H35ZM37 95H39L37 97ZM49 95V97H47ZM53 95V96H52ZM56 95V96H55ZM62 95V96H61ZM87 95V96H86ZM92 95H94V97H92ZM106 95V97L104 96ZM117 95V96H116ZM160 95L162 97H160ZM172 95V97H171ZM197 95V97H196ZM210 95V96H209ZM13 96V97H12ZM50 96H51V99H50ZM72 96V95H71ZM76 96V97H75ZM85 96V97H84ZM89 96V97H88ZM100 96V97H99ZM137 96V97H136ZM142 98L140 99L139 98ZM164 96H166L167 98H165ZM180 96V97H179ZM184 96V97H183ZM186 96V98H185ZM203 96V97H202ZM224 96V97H223ZM226 96V97H225ZM228 96V97H227ZM245 96V97H244ZM6 97V98H5ZM9 97V98H8ZM12 97V98H11ZM31 97V98H30ZM87 97H88V100H87ZM97 97V98H95ZM102 97H105V98H102ZM148 97V98H147ZM150 97H151V100H150ZM175 97V98H174ZM243 97V98H241ZM14 98V99H13ZM21 99V102L19 101ZM55 98V99H54ZM72 98V99H71ZM78 98V99H77ZM91 100L94 98V100H96V103H94L95 101L92 100V102L94 103H91V101L89 102V100ZM107 98V99H106ZM122 98V99H121ZM128 98V99H126ZM145 98V100H144ZM157 98V99H156ZM169 98V99H168ZM171 98V99H170ZM180 98V99H179ZM202 98V99H201ZM230 98V99H229ZM250 98V99H249ZM5 99L7 102H9L8 104H5ZM13 100V103L12 101ZM19 99V100H17ZM23 99H25L24 101H22ZM36 99V100H35ZM64 99V100H63ZM80 99V100H79ZM104 99L106 100H110L109 101H106L108 102L106 104V102L103 104L102 101ZM115 101L114 103H116V105H110L109 103H111V101L113 102V100ZM117 99V100H116ZM120 102H119V100ZM125 101H124V100ZM134 99V100H133ZM147 99L148 102H147ZM164 99H166L164 101ZM189 99V100H188ZM223 99V100H222ZM232 99V101H231ZM235 99V101H234ZM15 100V101H14ZM40 100H43V102H45V104H43L42 101ZM61 100V101H60ZM63 100V101H62ZM131 100V101H129ZM142 100H144L142 102ZM158 100V101H157ZM162 100V101H161ZM179 100V101H178ZM192 102H191V101ZM205 100V101H204ZM217 100V101H216ZM226 100V101H225ZM4 101V102H3ZM36 101L35 103L38 104H42V105H36L35 103H32ZM54 103V105L52 104V102ZM56 101V102H54ZM66 101V103L64 102ZM84 101V102H83ZM86 101V102H85ZM101 101V102H100ZM124 101V102H123ZM129 101V102H128ZM152 101V102H151ZM169 104H168V102ZM2 102V103H1ZM6 102V103H7ZM11 102V104H10ZM17 107L16 106H13L16 105L15 103H17ZM25 102H28V101H25ZM58 102V104H57ZM63 102V103H62ZM104 102V101H103ZM137 102V103H136ZM162 102V103H161ZM175 102V103H174ZM225 102V103H224ZM228 102V103H227ZM230 102V103H229ZM237 102V103H236ZM60 103V104H59ZM81 103H83L81 105ZM88 103V104H87ZM102 103V104H101ZM122 103V105H120ZM124 103V104H123ZM127 103V104H126ZM130 103V104H129ZM139 103V104H138ZM154 103V104H153ZM161 103V104H160ZM165 103V104H163ZM212 103V104H211ZM222 103H224V105H222ZM26 104V103H25ZM63 105H67L64 108H61V106ZM75 104L77 106H80L79 108L77 107V110L76 108L74 107ZM80 104V105H79ZM85 104V106H83ZM95 104H99L97 107H102L103 108V105H104V108L100 109V108H97V110H93V112H89L92 111V109H94L96 107ZM118 104L120 106H118ZM138 104V105H137ZM174 104H176L174 106ZM179 104V105H178ZM182 104V106H181ZM184 104V105H183ZM188 104V105H187ZM221 104V105H220ZM238 104V105H237ZM10 105V106H8ZM25 109L27 108L24 112L22 111V116L16 112H21L20 110V107ZM53 106V109L57 110L56 108H59L61 110V112L64 113V115L62 114H59L58 111H60L58 109V111H55L53 112V109L51 106ZM59 105V106H58ZM61 105V106H60ZM73 105V106H72ZM102 105V106H101ZM107 105H110V106H107ZM123 105H127L123 111V108L124 106ZM7 106V108H6ZM12 106V108H11ZM34 106V108H33ZM36 106V107H35ZM83 106V107H82ZM86 106H88V110L87 111V115L88 113L91 114L90 116L88 115V117H91L88 119L87 115H86V111L84 108H86ZM94 108H92V107ZM111 107V108H119V109H116L117 111L121 110L123 112L122 113V116L120 115L121 113L120 112H117L115 113L116 115H114L113 113L116 112V110L112 111V109H109L107 107ZM137 106V107H136ZM147 106V107H146ZM151 106L153 108H151ZM156 106V107H155ZM171 106V107H170ZM184 106V107H183ZM193 106V107H192ZM196 106V107H195ZM220 106V108H219ZM29 107H32V108H29ZM42 108L43 110L46 109V111L48 110H51L49 112V114H53V116L51 115V119L50 117H46V116H50L48 114V111L46 112L45 110V114H43V112L41 113V109L39 108ZM51 107V109L49 108ZM55 107V108H54ZM63 107V106H62ZM69 107H71V110L69 109ZM75 110H73V108ZM123 107V108H122ZM133 107V109L131 110V108ZM136 107V108H135ZM143 107V108H142ZM165 107V108H164ZM174 107V108H173ZM177 107V108H176ZM182 107V108H181ZM191 107V108H190ZM218 107V108H217ZM232 107V108H231ZM248 107V108H247ZM3 108V109H2ZM12 110L13 108L15 109V111H10V109ZM17 108H19L17 110ZM29 108V109H28ZM48 108V109H47ZM80 108L81 111H80ZM92 108V109H90ZM108 109V112H112L111 115H109V113L107 112V109ZM127 108H129V110H126ZM139 108V109H138ZM142 108V109H141ZM146 108V110H145ZM149 108V109H148ZM180 110H179V109ZM210 108V109H209ZM216 108V111L214 110ZM241 108V109H240ZM261 108V109H260ZM9 109V111H8ZM22 109V110H23ZM31 109L33 111V114L34 112L37 114L35 115H32V114H28V110L29 112H31ZM38 109V110H37ZM66 109H69V112L68 114L71 113V115H68L66 114L67 113V110ZM79 109V110H78ZM98 109L102 110V113L105 112L104 109H106V113L104 114L107 115V117L103 116V114L101 115V113H98L100 111H98ZM154 109V110H153ZM164 109V110H163ZM174 109V110H173ZM219 109V110H218ZM239 109V110H238ZM5 110V111H3ZM7 110V111H6ZM42 110V111H43ZM73 110V112H72ZM83 110L85 112H83ZM126 110V111H125ZM135 110V111H133ZM139 110V111H138ZM148 110H151V111H148ZM182 110H183V113H182ZM207 110V111H206ZM27 111V112H26ZM40 111V113H39ZM66 111V113L64 112ZM71 111V112H70ZM78 113H77V112ZM96 111V112H95ZM129 111V112H128ZM144 111V112H143ZM158 111V112H157ZM170 114H169V112ZM188 111V112H187ZM202 111V112H200ZM205 111V112H204ZM209 111V112H208ZM211 111V112H210ZM223 111V112H222ZM231 111V112H230ZM235 111V112H234ZM239 111V112H238ZM8 112H11V113H8ZM15 112V113H13ZM25 112L27 114H25ZM60 115V117L58 116V114ZM130 114L131 117L127 114ZM136 112V113H135ZM139 112V113H138ZM185 112V113H184ZM204 112V113H203ZM207 112V113H206ZM218 112V113H217ZM237 112V113H236ZM249 112V113H248ZM251 112V113H250ZM7 113V115L5 114ZM13 113V114H12ZM24 113V115H23ZM32 113V112H31ZM85 113V118L84 116H81V114L83 115ZM96 113V114H95ZM136 116L134 118V115ZM141 113V114H140ZM155 113V115H154ZM159 113V114H158ZM167 113V114H166ZM216 113V114H215ZM16 114L18 117L15 116H12ZM41 117H39L38 116ZM42 114V115H41ZM65 114H66V117L68 115L69 117V121L67 120V118H64V123L60 121V119H63V117H65ZM74 114V116H73ZM76 114V115H75ZM80 114L81 117H83L85 119V123H83V118H81L80 116H78ZM100 116H99V115ZM124 114V116H123ZM145 114V115H144ZM178 114V115H177ZM180 114V115H179ZM186 114V115H185ZM190 114V115H189ZM238 114V115H237ZM5 115V116H3ZM11 115V116H10ZM20 115V117H19ZM31 115V116H30ZM45 115V116H44ZM57 115V116H56ZM97 118H96V116ZM109 115V116H108ZM118 115V116H117ZM133 115V116H132ZM139 115H140V119L139 118ZM142 115V116H141ZM184 115V116H183ZM203 117H202V116ZM7 116V117H6ZM31 117V118H27V117ZM34 116H36L35 118H40L41 121L38 119L36 120L35 118H33ZM44 116V117H43ZM75 116H78V117H75ZM95 116V117H94ZM103 116V118H102ZM150 118H149V117ZM187 116V117H186ZM214 116V117H213ZM253 116V117H252ZM255 116V117H254ZM10 117V119H9ZM15 117V118H13ZM24 119V122H23V119ZM55 117V118H54ZM59 117V118H58ZM73 119H71V118ZM87 117V118H86ZM92 117L95 118L92 120ZM100 117V118H98ZM119 117V118H118ZM144 117V118H143ZM152 117V118H151ZM174 117V118H173ZM191 117V118H189ZM217 117V118H216ZM239 117V118H238ZM13 118V120H12ZM19 118L20 121L24 124L21 123V126L23 128H21L20 126V121L17 119ZM33 118V119H32ZM47 118V119H45ZM54 118V119H53ZM77 118H80L78 120H76ZM117 118V119H116ZM149 118V119H148ZM154 118V120H153ZM178 118V119H177ZM196 118V119H195ZM203 118V119H202ZM210 118V119H209ZM213 118V119H212ZM236 118V119H235ZM248 118V119H247ZM9 119V120H8ZM16 119V120H14ZM27 119V120H26ZM30 119V122L29 120ZM31 119L35 121L36 126H34L35 124H29L30 125V128H29V125L27 126V124H25V121H27L26 123H32L34 121L31 122ZM49 119V120H48ZM98 119V120H97ZM132 119H133V122H132ZM143 119V120H142ZM152 119V120H151ZM6 120V121H5ZM11 120V121H10ZM42 120H46L45 121V126L43 125L44 121ZM74 120H76L74 122ZM101 120V121H100ZM137 122H135V121ZM138 120H141L143 121V123L141 121H138ZM214 120V121H213ZM221 122H220V121ZM224 120V122H223ZM3 121V122H2ZM19 121V122H18ZM59 121V122H57ZM68 121V124H66ZM71 121H73L72 123H70ZM118 121V122H117ZM155 121V122H153ZM237 121V123H236ZM249 121V122H248ZM2 122V124H1ZM4 122H9L7 125L4 124ZM12 122L16 123L17 122V125L19 124V126H16V124H12ZM51 123V124H48V123ZM61 122V124L63 126H61L59 123ZM151 122V123H150ZM226 122V123H225ZM40 123V124H39ZM58 123V124H56ZM134 125H133V124ZM140 123V124H139ZM164 123V124H163ZM214 123V124H213ZM5 126H4V125ZM52 124H54V126H52ZM56 124V125H55ZM85 126H84V125ZM128 124V125H127ZM152 124V125H151ZM188 124V125H187ZM249 124V125H248ZM12 125H15L16 129L14 128V126ZM59 125H60V128H59ZM145 125H146V128H145ZM151 127H150V126ZM166 125V126H165ZM231 125V126H230ZM252 125V126H251ZM4 126V128H3ZM7 126V130H6V127ZM10 126V127H9ZM13 127V131H12V127ZM34 126V127H33ZM84 126V127H83ZM140 126V128H139ZM198 126V127H197ZM200 126V127H199ZM238 126V127H237ZM257 126V128H256ZM260 126V127H259ZM10 130H9V128ZM19 129H18V128ZM28 127V128H27ZM42 127V128H41ZM49 127V128H48ZM56 127V129H55ZM196 127V128H195ZM209 127V128H208ZM232 127V128H231ZM35 128V129H34ZM48 128V129H47ZM51 128L53 130V133L56 131L58 132V134L56 133H50L51 131ZM82 128V130H81ZM85 128V129H84ZM89 128V129H88ZM124 128V129H123ZM149 128L151 129L149 130ZM156 128H158L156 130ZM5 129V130H3ZM15 129V130H14ZM24 129V130H23ZM31 131H29V130ZM44 129V132L42 134L40 130H43ZM77 129V130H76ZM155 129V130H153ZM162 129V130H161ZM198 129V130H197ZM17 130V131H16ZM19 130L21 131V133H18ZM27 133L29 134V137L28 135L25 133L26 131ZM37 131L34 134V131ZM39 130V131H38ZM48 130V133L47 131ZM60 130V131H59ZM64 130V131H63ZM140 130V131H139ZM5 131V132H4ZM7 131V132H6ZM8 131L10 134H8ZM25 131V132H24ZM30 133H29V132ZM85 131V132H84ZM89 131V132H88ZM91 131V132H90ZM136 131V133H134ZM139 131V132H137ZM158 131V133H157ZM233 131V132H232ZM11 132L14 134V137H13V134L11 135ZM21 135V137H24L22 138L23 139V144H22V141L20 139V135L18 137V135ZM33 132V133H32ZM39 132V133H38ZM223 132V133H222ZM255 132V133H254ZM4 133V136H8L7 139L6 137H4L3 139V134ZM7 135H6V134ZM24 133V134H23ZM85 135H84V134ZM91 133V134H90ZM95 134V136H93V134ZM130 133V134H129ZM142 133V135H141ZM160 133V134H159ZM221 133V134H220ZM30 134H34L36 135V137L33 136H30ZM43 135V137L41 138H44L41 139L39 138L38 136L39 135ZM52 134V136H51ZM89 134V135H88ZM125 134H129L126 135ZM132 134V135H131ZM135 134V135H134ZM140 134V135H139ZM198 134V136H197ZM10 135V137H9ZM16 135V136H15ZM26 137H25V136ZM49 135V138H46L45 137L47 136L48 137ZM57 136L54 138V136ZM60 135V137H59ZM137 135V136H136ZM143 135H144V138H143ZM147 135V136H146ZM216 135V136H215ZM226 135V136H225ZM238 135V137L236 136ZM2 136V137H1ZM45 136V137H44ZM74 136V137H73ZM84 136V137H83ZM166 136V137H164ZM169 136V137H168ZM204 136V137H203ZM246 136V137H245ZM255 136V137H254ZM12 137V138H11ZM18 137V138H17ZM30 137H34L32 138L31 141H34L36 142V144L38 143L39 146H34L33 149H31L30 145H34L35 143L34 142H31L32 144H30L29 140ZM89 137H93L92 139H90ZM100 137V139H99ZM129 137V138H128ZM186 137V138H185ZM191 137V138H190ZM202 137V138H201ZM207 137V138H205ZM244 137V138H243ZM17 138V139H15ZM26 138V139H25ZM59 138V140H58ZM60 138H62V141ZM134 138V139H133ZM136 138V139H135ZM141 140H140V139ZM167 138V139H166ZM6 139V140H5ZM10 139H13L12 141ZM16 141H15V140ZM28 140L27 143L24 141ZM38 139H41L43 141L40 140V142L38 141ZM48 139V140H47ZM84 139L86 141L83 142ZM90 139V140H89ZM98 139V140H97ZM102 139V140H101ZM152 139V140H151ZM214 139V140H213ZM246 139V140H245ZM251 139V140H250ZM4 140L6 142H4ZM9 140V141H7ZM18 140L20 141V143L23 145V147L28 149L27 151L30 152H27L23 149V152L24 154H28L31 155V157H27L26 155L22 154V145H20L18 142ZM46 140V141H45ZM56 140V141H55ZM70 140H75L74 141H70ZM92 140V142H91ZM94 140V141H93ZM99 142H97V141ZM154 140V141H153ZM161 140V141H160ZM4 143H3V142ZM48 141V142H47ZM49 141H52V142H49ZM57 141H61L59 144ZM78 141V143L76 144V148H73L75 143ZM139 141V142H138ZM158 141V142H157ZM195 141V142H194ZM218 141V142H217ZM233 141V142H232ZM16 142L14 145L16 147H19L20 146V149L14 147L13 143ZM54 142V144H53ZM56 142V143H55ZM63 142L64 143H67L68 145L64 144L65 146L68 147V149H66V147L62 146L63 145ZM69 142V143H68ZM74 145H71L70 143H72ZM88 142V143H87ZM93 142L95 144H93ZM99 145H97L96 144ZM156 142V143H155ZM203 142V143H201ZM223 142V143H222ZM251 142V143H250ZM8 144L7 145H5ZM34 143V144H33ZM45 143V144H44ZM49 143V144H48ZM52 143V144H51ZM84 146H83V144ZM158 143V144H157ZM205 143V144H204ZM215 143V145H214ZM4 144V145H3ZM26 144V146H24ZM58 144V145H57ZM88 146H87V145ZM143 144V145H142ZM157 144V145H156ZM192 144V145H191ZM203 144V145H202ZM210 144V145H209ZM255 144V145H254ZM42 145V147H41ZM46 145V146H44ZM55 147V149L52 148V146ZM56 145V146H54ZM60 145V146H59ZM69 145H71V147L69 148ZM94 147H93V146ZM133 145V147H132ZM188 145V146H187ZM209 145V146H208ZM214 145V146H213ZM5 148H4V147ZM51 146V147H49ZM80 148H79V147ZM171 146V147H170ZM203 148H202V147ZM217 146V148H216ZM222 146V147H221ZM246 146V147H244ZM10 147V148H11ZM33 147V146H32ZM40 147V148H39ZM44 147H45V150H52L56 153V150L59 148V150L61 148H63L62 150H58V153L62 151V155H64V151H67V154H65L66 156L68 155V152H72V155L70 154V156L68 155V157H64L60 154V156H62L60 159L57 158V157H60L59 154L57 157H53L54 156V153L51 151V152H48V153H53L52 154V158H45V157H49L50 155L47 154V151L44 150ZM46 147H49L46 149ZM57 147V149H56ZM82 147V148H81ZM100 147V148H99ZM151 147V148H150ZM161 147V148H160ZM165 147V148H164ZM198 147V148H197ZM200 147V148H199ZM221 147V150L220 151V148ZM236 147V148H235ZM8 148V149H7ZM16 148V149H15ZM52 148V149H51ZM202 148V149H201ZM206 148V149H205ZM223 148L225 150H223ZM234 148V149H233ZM4 149H7V150H4ZM14 149V150H13ZM31 149V151H30ZM36 153H35V151ZM40 152H39V150ZM70 149V150H69ZM75 149V151H74ZM153 149V150H152ZM164 149V150H163ZM178 149V150H177ZM201 149V150H200ZM229 149V150H228ZM11 150V149H9ZM17 152H14L16 151ZM44 150V151H43ZM78 150V152H77ZM204 150V151H203ZM216 150L219 152H216ZM244 150V151H243ZM4 151V152H3ZM6 151V152H5ZM21 151V154H19V152ZM43 151V152H41ZM134 151V152H133ZM208 151V152H207ZM216 153H215V152ZM233 151V153H232ZM249 151V152H248ZM38 152V153H37ZM47 154L45 156V154ZM75 152V153H74ZM131 152V153H130ZM154 152V153H153ZM180 152V153H179ZM211 152V153H210ZM238 152V153H237ZM248 152V153H247ZM12 153L14 154H18L19 156L21 155L22 157H18V155H11ZM32 153V154H31ZM35 153V154H34ZM78 155H77V154ZM193 155H192V154ZM196 153V154H195ZM8 154H10L8 156ZM34 154V156H33ZM44 154V155H43ZM155 154V155H154ZM157 154V155H156ZM190 154L192 155L191 157L188 158V156H190ZM206 154V155H204ZM217 154V156L215 155ZM220 154V155H219ZM222 154V155H221ZM41 155V156H40ZM99 155V156H98ZM149 155V156H148ZM173 155V156H172ZM236 155V156H235ZM26 156V157H25ZM35 156H39L38 159L35 158ZM76 156V158L79 156V159H78V162L77 160L75 161L76 158H74ZM211 156V157H209ZM221 156H224V157H221ZM10 157L9 160L11 159H14L13 162L15 161V165L14 163L11 162L6 159V158ZM14 157H17V160H15L16 158ZM42 157H44L42 159ZM65 159H64V158ZM152 157V159L150 158ZM165 157V158H164ZM215 157V160L213 159ZM217 157V158H216ZM232 157V158H231ZM241 157V158H240ZM30 158V159H29ZM33 158V159H31ZM41 158V159H40ZM54 158V159H53ZM56 158V160H55ZM70 160H69V159ZM83 158H85V160H83ZM146 158V159H145ZM168 158V160H167ZM6 159V160H5ZM19 159V160H18ZM21 159V160H20ZM36 159V162L38 163L39 161L41 162V165L43 164L44 166V169H43V166H40V164L38 166H36L37 164L35 163V160ZM49 159H53L51 161H49ZM60 161H59V160ZM73 159V161L76 163V166H78L76 168L75 166V169H66L67 167L69 168H74V162L71 161ZM146 161H144V160ZM241 159V160H240ZM29 160H33V162L36 164H34L33 162L29 161ZM68 160V161H67ZM80 160V161H79ZM132 160V161H131ZM151 160V161H150ZM158 160V161H157ZM195 160V161H194ZM201 160V161H200ZM218 160V161H217ZM229 160V161H228ZM9 161V163L7 162ZM17 161H19L18 163H16ZM26 161V162H25ZM28 161V162H27ZM45 161V163H44ZM47 161V162H46ZM55 161V162H54ZM56 161H59L58 163ZM65 161H67L68 163V166L63 168L65 166ZM70 161V162H69ZM162 161V162H161ZM221 161V162H220ZM250 161V162H248ZM25 162V165L26 163H28L26 166L23 164ZM30 162V163H29ZM81 162V163H80ZM129 162V163H128ZM131 162V163H130ZM146 164H145V163ZM193 162V164L191 163ZM195 162V163H194ZM220 162V163H219ZM8 163V164H6ZM20 163V164H19ZM22 163V164H21ZM32 163L34 164V166L32 165ZM54 164H57L56 165V168L54 167L55 165ZM64 163V164H63ZM66 163V164H67ZM71 163V164H70ZM74 163V164H73ZM156 163V164H155ZM247 163V164H246ZM13 166V169H12V165ZM19 164V166H17ZM32 167H31V165ZM60 164V165H59ZM63 164V165H61ZM132 166H131V165ZM164 164V165H162ZM192 164V165H191ZM206 164V165H205ZM213 164V165H212ZM6 165V167L4 166ZM8 165V167H7ZM23 165L26 167V169L22 168ZM52 165V166H49ZM83 165V166H82ZM105 165V166H104ZM138 165V166H137ZM156 165V166H155ZM205 165V166H204ZM223 165V166H222ZM9 166L11 168H9ZM22 166V167H21ZM40 166V168H38ZM61 166V167H59ZM83 170H82V168ZM102 166V167H101ZM172 166V167H171ZM203 166V167H202ZM217 166V167H216ZM221 166V167H220ZM15 167L16 169L18 168L17 171H15ZM20 167V169H19ZM29 167V168H28ZM42 167V168H41ZM48 167V168H46ZM52 167V168H51ZM109 167V168H108ZM243 167H246V168H243ZM3 168L5 170H3ZM9 168V169H8ZM32 168H36V171L38 170V172L40 171L41 169V173L39 172L36 173V171ZM81 168V169H80ZM103 168H105V171L103 170ZM107 168V169H106ZM141 168V169H139ZM194 168V170L192 169ZM235 168V169H234ZM23 169V170H22ZM31 169V170H29ZM43 169V171H42ZM48 169V172L47 170ZM53 170L54 173H50V171ZM58 171H56V170ZM65 169V170H64ZM77 169V170H76ZM80 169V170H78ZM110 169V170H109ZM151 169V170H150ZM222 169V171H221ZM228 169V170H227ZM231 169V170H230ZM239 169V170H238ZM8 172V170L10 171V174L6 172ZM23 172H22V171ZM28 170V171H27ZM63 170V171H62ZM86 170V171H85ZM154 170V171H153ZM182 170V171H181ZM198 170V171H197ZM5 171V173H4ZM15 174H14V172ZM20 171L22 172L20 174ZM67 171V172H66ZM69 171H72L69 173ZM75 171V172H74ZM83 171V172H82ZM133 171V172H132ZM194 171V172H193ZM197 171V172H195ZM246 171V173H245ZM255 171V172H254ZM257 171V172H256ZM26 172V173H24ZM35 172V173H34ZM45 172V173H44ZM59 172V173H56ZM86 172V174H85ZM144 172L149 175V172L151 173L150 175L152 176H146V174L144 175ZM156 172V173H155ZM212 172V173H211ZM214 172V173H213ZM216 172H217V175H216ZM261 172V173H260ZM13 173V174H12ZM18 175H17V174ZM82 173V174H80ZM130 173V174H129ZM180 173V174H179ZM199 173V174H198ZM227 173V174H226ZM241 173V174H240ZM0 173V176L2 175ZM6 174V175H4ZM8 174V175H7ZM32 174V175H31ZM51 176H50V175ZM54 176L52 178V176ZM58 174H61L59 177ZM77 174V175H76ZM79 174L80 176L84 177L85 175H88V176H85L84 178L80 177V180H79ZM132 174V175H131ZM135 174V175H134ZM154 174V175H152ZM157 174V175H156ZM159 174V175H158ZM177 174V175H176ZM186 174V175H185ZM12 175L14 176L15 175V178L13 177L12 178ZM17 175V176H16ZM30 175V176H29ZM46 175V177H44ZM72 175V176H71ZM76 175V178H74ZM139 175V176H137ZM144 175V176H143ZM233 175V177H232ZM6 176H9L6 177ZM35 176V177H34ZM48 176H50L51 178H49ZM77 176H78V180H77ZM146 176V177H145ZM156 176V177H155ZM177 176V177H176ZM187 176V177H186ZM239 176V177H238ZM250 176V177H249ZM2 177V176H1ZM0 177V178H1ZM32 177V178H31ZM39 177V180L38 178ZM41 177V178H40ZM147 177L149 179H147ZM155 177V178H154ZM206 177V178H205ZM226 177V178H225ZM243 177V178H242ZM44 178V179H42ZM49 178V180H48ZM56 178V182L54 181ZM73 178V179H72ZM88 180H87V179ZM135 178V179H133ZM229 178V179H228ZM16 179V180H15ZM32 179H35V180H32ZM51 179V180H50ZM61 179V180H60ZM74 179L76 180L77 184L78 185V188H76L77 186L74 185L73 182ZM85 179V181H84ZM154 179V180H153ZM156 179V180H155ZM221 179V180H220ZM36 180L38 182H36ZM45 182V184L43 182H40L42 181ZM140 180V181H139ZM150 180V181H149ZM185 180V181H184ZM258 180V181H257ZM12 181H15L14 183L11 184ZM87 181V182H86ZM90 181V182H89ZM94 181V182H93ZM130 181V182H129ZM132 181V182H131ZM148 181V182H147ZM169 181V182H168ZM194 181V182H193ZM218 181V182H217ZM252 181V182H251ZM34 182V183H33ZM60 182V183H59ZM71 182V183H70ZM81 182V183H80ZM83 182V183H82ZM97 182V183H95ZM158 182V183H157ZM199 182V183H198ZM228 182V183H227ZM37 183V184H36ZM85 183H87L86 185H84ZM157 183V184H156ZM232 183V184H231ZM240 183V184H239ZM3 184H5V186H3ZM7 184V185H6ZM73 184V185H72ZM89 184V185H88ZM136 184V185H135ZM138 184V185H137ZM143 184V185H142ZM150 184V185H149ZM161 184V185H160ZM180 184V186H179ZM261 184V185H260ZM13 185V186H12ZM72 187H71V186ZM134 187H132V186ZM197 185V186H196ZM200 185V187H199ZM145 186V187H144ZM159 186V187H158ZM246 186V187H245ZM263 186V187H262ZM5 187V188H4ZM8 187V188H7ZM81 187V188H80ZM161 187V188H160ZM191 187V188H190ZM202 187V188H201ZM7 188V189H6ZM13 188V189H12ZM72 190H71V189ZM131 188V190H130ZM133 188V190H132ZM228 188V189H227ZM15 189V190H14ZM80 189V190H79ZM85 189V190H84ZM143 189V190H142ZM154 189V190H153ZM200 189V190H199ZM203 189V190H202ZM208 189V190H207ZM236 189V190H235ZM57 190V191H56ZM134 190H137L134 192ZM160 190V191H159ZM188 190V191H187ZM217 190V191H216ZM227 190V191H226ZM12 191H14L12 193ZM16 191V192H15ZM80 191V192H79ZM85 191V192H84ZM148 191V192H147ZM152 193H151V192ZM168 191V192H167ZM67 192V193H66ZM83 192V193H82ZM87 192V193H86ZM90 192V193H89ZM138 192V193H137ZM180 192V193H179ZM216 192V193H215ZM82 193V194H81ZM89 195H86L88 194ZM161 193V194H160ZM166 193H167V196H166ZM202 193V194H201ZM4 198H3V196ZM31 194V195H30ZM148 194V195H147ZM158 196H157V195ZM175 194V196H174ZM193 194V195H191ZM69 195V196H68ZM75 195V196H74ZM78 195V196H77ZM81 195V196H80ZM84 197H83V196ZM105 195V197H104ZM206 195V196H205ZM80 196V197H79ZM87 196H90V198ZM151 196V197H150ZM154 196V197H153ZM184 196V197H183ZM54 197V198H53ZM56 197V198H55ZM61 197V198H60ZM169 197V198H168ZM195 197V198H193ZM48 200H47V199ZM78 198V199H77ZM80 198V200H79ZM101 198V200H100ZM105 198V199H104ZM108 198V199H107ZM167 198V199H166ZM175 198V199H174ZM180 200H179V199ZM192 198V199H191ZM13 199V200H12ZM23 199V200H22ZM45 199V201H44ZM55 199H56V202H55ZM58 199V200H57ZM90 199V200H88ZM107 199V200H106ZM143 199V200H142ZM182 199V200H181ZM195 199V200H194ZM227 199V200H226ZM26 200V201H25ZM28 200V201H27ZM51 200V201H50ZM60 200V201H59ZM145 200V201H144ZM163 200V201H162ZM165 200L169 203L167 204V202H165ZM170 200V201H169ZM172 200V201H171ZM193 200V201H192ZM198 200V201H197ZM4 201H6L4 203ZM24 203H20V202H23ZM99 201V203H98ZM108 201V202H107ZM140 201V202H139ZM144 201V202H143ZM157 201V202H156ZM192 201V202H190ZM197 201V202H196ZM54 202V203H53ZM80 203L78 205V203ZM82 202V203H81ZM95 202V203H94ZM127 202V203H126ZM136 202V203H135ZM195 202V203H194ZM204 202V204H203ZM28 203V204H27ZM30 203V204H29ZM53 203V204H52ZM58 203V205H57ZM60 203V204H59ZM126 203V204H125ZM163 203V204H162ZM174 203V204H173ZM184 203V204H183ZM192 206H191V204ZM196 203L198 205H196ZM200 203V204H199ZM205 203H206V207H205ZM43 204V205H42ZM55 204V205H54ZM77 204V205H75ZM83 204V205H82ZM105 204V206H104ZM135 204V205H134ZM143 204V205H142ZM150 204V205H149ZM166 204V205H164ZM257 204V205H256ZM4 205V206H3ZM21 205V206H20ZM22 205H23V208H22ZM26 205V206H25ZM50 205V207H49ZM91 205V206H90ZM128 205V206H127ZM147 205V206H146ZM185 207H184V206ZM193 205H195L193 207ZM28 206H30L28 208ZM41 206V208H40ZM53 206V207H52ZM55 206V207H54ZM100 206V207H99ZM144 206V207H143ZM161 206V207H160ZM163 206V207H162ZM179 206V207H178ZM4 207V208H3ZM28 209H26V208ZM44 207H47L46 210L44 209ZM63 207V208H62ZM91 207V208H90ZM129 207V208H128ZM139 207V208H138ZM158 207V208H157ZM170 207V208H169ZM193 207V208H192ZM203 207V208H202ZM214 207V208H213ZM51 208V209H50ZM53 208V209H52ZM66 208V209H65ZM78 208V210H77ZM132 208V209H130ZM191 208H192V211H191ZM202 208V209H201ZM206 208V209H205ZM21 209V210H20ZM26 209V213H23L25 212L24 210ZM38 209H39V214L41 215H38ZM48 209V210H47ZM80 209V210H79ZM86 209V210H85ZM154 209V210H153ZM174 209V210H173ZM27 210L29 212H27ZM82 210V211H81ZM93 210V211H92ZM128 210V211H127ZM177 210V212H176ZM22 211V212H21ZM54 213H53V212ZM62 211V212H61ZM77 211V212H76ZM87 211V212H86ZM124 211V213L122 212ZM132 211V212H131ZM147 211V212H146ZM190 211V212H189ZM198 211V212H197ZM261 213H259V212ZM3 212V214H2ZM44 212V213H42ZM53 214H52V213ZM64 212V213H63ZM143 212V213H142ZM149 212V213H148ZM154 212V213H153ZM156 212V213H155ZM163 212V213H162ZM170 212V214L168 213ZM255 212V213H254ZM18 213H20L19 215H17ZM27 213H29L27 215ZM47 215H46V214ZM86 213V214H85ZM123 213V214H121ZM186 213V215H185ZM205 213V214H204ZM210 213V214H209ZM227 213V214H226ZM250 213V214H249ZM14 214V215H13ZM22 214V216H21ZM51 214V216H50ZM58 214V215H57ZM62 214H64L63 216L66 217V218H61ZM66 214V215H65ZM81 214V215H80ZM141 214V215H140ZM165 214V215H164ZM176 214V215H175ZM222 214H225V215H222ZM238 214V216H237ZM30 215V217H29ZM37 215V216H36ZM49 215V216H48ZM53 215V216H52ZM80 215V216H79ZM85 215V216H84ZM120 215H122V219L119 217ZM152 216V217H149ZM193 215V217H192ZM219 215V216H218ZM248 215H251V216H248ZM16 218H15V217ZM23 216H25L23 218ZM40 216V217H39ZM45 216V217H44ZM58 216V217H57ZM83 216V217H82ZM92 216V217H91ZM148 216V217H147ZM157 216V217H156ZM3 217V218H1ZM17 217H18V220H17ZM33 217V218H32ZM39 217V219L37 218ZM42 217V218H41ZM47 217V218H46ZM60 217V218H59ZM91 217V218H90ZM125 217H128V218H125ZM167 217V218H166ZM172 217V218H171ZM225 217V218H224ZM245 219H243V218ZM256 217V218H255ZM258 217V218H257ZM11 218H13V221ZM43 218H45V222H49V224H45ZM48 218L50 220H48ZM68 218V219H67ZM86 218V219H85ZM89 218V219H87ZM184 218V219H183ZM194 220H193V219ZM263 218V220H262ZM9 219H11V221H8ZM24 219H26V221H24ZM29 219V220H28ZM32 219V220H31ZM37 221L38 222H35L34 221ZM41 219V221H40ZM82 219V220H81ZM85 219V220H83ZM92 221H91V220ZM121 219V220H120ZM145 219V220H144ZM151 219V220H150ZM157 219V220H156ZM161 219V220H160ZM205 219V220H204ZM244 220L243 223L242 221L240 220ZM250 219V220H249ZM17 220V221H16ZM20 220V222H19ZM63 220V221H62ZM68 220H70L68 222ZM173 220V221H172ZM182 220V221H181ZM192 220V221H190ZM196 220V221H195ZM212 220V221H211ZM249 220V221H248ZM256 220V221H255ZM8 221V224H6ZM28 221V222H27ZM71 221L75 222L71 223ZM144 221V222H142ZM151 221V222H150ZM163 223H162V222ZM169 221V222H168ZM172 221V222H171ZM251 221V222H250ZM259 221V222H258ZM4 222V223H2ZM12 223V225L10 223ZM22 222V223H21ZM30 222H31V226H30ZM35 222V223H34ZM41 222V226L39 224H36V223H39ZM46 222V223H47ZM67 222V223H66ZM147 223V228L146 227V223ZM229 222V224H228ZM3 225H2V224ZM16 223H18L19 225H17ZM29 225L28 227L27 224ZM71 223V224H70ZM84 223V224H83ZM144 223V224H143ZM149 223V225H148ZM151 223V224H150ZM156 223V224H154ZM241 223V224H240ZM247 223V224H246ZM251 225H250V224ZM16 224V225H14ZM35 224V225H34ZM81 227H80V225ZM159 224V225H158ZM161 224V225H160ZM181 224V225H180ZM195 224V226H194ZM201 224V225H200ZM210 224V225H209ZM5 225V226H4ZM23 225H25V227L23 228ZM43 225V227H42ZM45 225V226H44ZM46 225L48 227H46ZM68 225V226H67ZM70 225V226H69ZM84 225V227H83ZM144 225V226H143ZM173 225V226H172ZM188 225V226H187ZM225 225V226H224ZM231 225V226H230ZM235 225V226H234ZM246 225V226H245ZM255 225L257 227H255ZM4 228H3V227ZM15 226V227H14ZM21 226V228H20ZM33 226V228H32ZM66 226V228H65ZM143 226V227H142ZM160 226V228H159ZM170 226V228H169ZM180 226V227H179ZM212 226V227H211ZM238 226V227H237ZM240 226H241V229H240ZM261 226V227H260ZM7 227V228H5ZM41 229H39V228ZM53 228L55 231H50V230H53V229H49V228ZM72 227L74 231L76 232L74 233V231L72 230ZM77 227L79 228L78 231H77ZM82 227H83V230H82ZM196 227V229H195ZM198 227V228H197ZM216 227V228H215ZM246 227V229H245ZM11 228V229H10ZM20 228V230H19ZM23 228V229H22ZM32 229L31 231H29L28 229ZM61 228L60 230H57ZM65 228V229H64ZM68 228H70L68 230ZM115 228V229H114ZM150 230V232L147 230ZM157 228V230H156ZM178 228V229H177ZM213 232H211V230ZM249 228V229H248ZM27 229V230H26ZM38 229V230H37ZM76 229V230H75ZM155 229V230H154ZM164 229V230H163ZM170 229V230H169ZM180 229V230H179ZM237 229V231H235ZM256 229V230H255ZM259 229V230H258ZM9 230V232H7ZM11 230V231H10ZM23 230V231H22ZM36 230V231H35ZM57 230V231H56ZM82 230V231H81ZM85 230V231H84ZM99 230V231H98ZM138 230V231H137ZM143 230V231H142ZM154 230V231H153ZM168 230V231H167ZM7 233H5V232ZM28 231V233H26ZM34 231V232H33ZM48 231V232H47ZM51 233H50V232ZM64 231V232H63ZM73 231V232H71ZM88 233H87V232ZM97 234H96V232ZM113 231V232H112ZM133 231H136L134 233ZM158 231V233H157ZM170 231V232H169ZM198 231V232H197ZM215 231V232H214ZM228 231V232H227ZM254 231V232H253ZM261 231V232H260ZM19 233V234H16V233ZM22 232H25L22 233ZM54 232V233H53ZM55 232L57 235H55ZM59 232L62 233L58 238L57 236L59 235ZM92 233L91 235L93 236H90V233ZM133 232V233H131ZM143 232V233H142ZM152 232H154L152 234ZM156 232V233H155ZM172 232V234H171ZM196 232V233H195ZM7 234L5 236V234ZM13 233V234H12ZM35 234V235H31V234ZM36 233H39V234H36ZM43 233V234H42ZM72 233L73 236H70ZM81 233V234H80ZM103 233V234H102ZM117 233H120V234H117ZM131 233V234H130ZM145 233V234H144ZM210 233V234H209ZM251 233V234H250ZM41 234L42 235H46L47 238H45V243H44V239L41 238V236H39ZM64 234V235H63ZM67 234V235H66ZM79 234V235H78ZM99 234V235H98ZM124 234V235H123ZM136 234V235H135ZM143 234V235H142ZM151 236H150V235ZM154 234L156 236H154ZM159 234V235H157ZM182 234V235H181ZM195 234V235H194ZM213 234V235H212ZM229 234V235H228ZM260 234V235H259ZM28 235V236H27ZM30 235H31V238H30ZM37 235L39 238H37ZM72 238V239H69V236ZM77 235V236H76ZM103 235V236H101ZM106 235V237H105ZM108 235V236H107ZM113 235V236H112ZM134 235V237H133ZM164 235V236H163ZM181 235V236H180ZM204 235V236H203ZM224 235V236H223ZM11 236V237H10ZM34 238H33V237ZM36 236V237H35ZM56 236V238H55ZM66 236V238L64 237ZM75 236V237H74ZM99 236V237H98ZM118 236V237H117ZM120 236V237H119ZM161 236V237H160ZM173 236V237H172ZM180 236V237H179ZM184 236V237H183ZM194 236V237H193ZM212 236V237H211ZM237 236V237H236ZM244 236V237H243ZM252 236V237H251ZM254 236V237H253ZM262 236V237H261ZM8 237V238H7ZM10 237V239H9ZM22 237V239H21ZM25 237H27V240L21 242V240H24ZM61 237V238H60ZM68 237V238H67ZM90 237V238H89ZM97 237V238H95ZM139 237H142L139 238ZM149 237V238H147ZM153 237V238H152ZM199 237V238H198ZM204 237V238H202ZM214 237V238H213ZM24 238V239H23ZM53 238V239H52ZM60 238V239H59ZM116 238H117V241H116ZM145 238V239H144ZM156 238V239H155ZM180 238V239H179ZM195 238V239H194ZM201 238V239H200ZM210 238V239H209ZM242 238V239H241ZM249 238V239H248ZM252 238V239H251ZM255 240H254V239ZM262 238V239H261ZM9 239V240H8ZM20 239V241L18 240ZM36 239V240H34ZM40 239H43V243H42V240ZM91 239V240H90ZM93 239V240H92ZM103 239V240H102ZM106 239V241H105ZM115 239V240H114ZM147 239V240H146ZM198 239V241H197ZM222 239V241H221ZM225 239V240H224ZM231 239V240H230ZM258 239V240H257ZM8 240V242H7ZM18 240V242H17ZM30 240H31V244H34V245H31L30 244ZM52 242H51V241ZM66 240V241H65ZM69 240V241H67ZM70 240H74V241H70ZM79 240V241H78ZM81 240V241H80ZM131 240V241H129ZM141 240V242H140ZM145 240V241H144ZM163 240V241H162ZM178 240V241H177ZM195 240V241H194ZM205 240L207 242H205ZM230 240V241H229ZM233 240V241H232ZM247 242H246V241ZM11 241V242H10ZM37 241V242H36ZM58 241V242H57ZM64 241V242H63ZM76 241V243H75ZM87 241V242H86ZM126 241V242H125ZM147 241V243H145ZM185 241V243H184ZM188 241V242H187ZM14 242V244H13ZM34 242V243H33ZM40 242V243H39ZM50 242V243H49ZM71 242V243H70ZM79 242V243H78ZM116 242V243H115ZM122 242V243H121ZM125 242V243H124ZM134 242V243H133ZM136 242V243H135ZM177 242V243H176ZM199 242V243H197ZM200 242H201V245H200ZM256 242V243H255ZM261 242V243H260ZM6 243V244H5ZM67 243V244H65ZM69 243H70V246H69ZM74 243V244H73ZM82 243V245H80ZM130 245H129V244ZM131 243H132V246L131 247ZM143 243V244H142ZM165 243V244H164ZM179 243V244H178ZM211 243V244H210ZM250 243V244H248ZM28 244V246L26 245ZM54 244V245H53ZM77 244V245H76ZM79 244V245H78ZM84 244V245H83ZM86 244V245H85ZM100 244H102L100 246ZM127 244V246H126ZM159 244V245H158ZM183 244V245H182ZM199 244V245H198ZM217 244V245H216ZM238 244V245H237ZM247 244V246H246ZM254 244V246H253ZM263 244V245H262ZM4 245V246H3ZM21 245V246H20ZM31 245V246H30ZM44 245V247H43ZM45 245L47 246L45 248ZM59 245V246H58ZM107 245V246H106ZM114 245V246H112ZM137 245V246H136ZM162 245V246H161ZM181 245V246H180ZM189 245H193L191 246L190 248H188ZM205 245V247H204ZM23 246V247H22ZM36 246V247H35ZM58 246V247H57ZM63 246L65 247L66 249V246H68L70 249H67L62 250H59L57 252V249H60V247ZM75 246V247H74ZM78 246V247H77ZM90 246V247H89ZM120 246V247H119ZM144 246V247H143ZM152 246V248L150 247ZM158 246V247H157ZM169 246V247H168ZM185 246V247H184ZM200 246V248H199ZM245 246V247H244ZM251 246V247H250ZM259 246V247H258ZM25 247V248H24ZM37 247L39 249H43L45 248L43 251V253L37 249ZM49 247V248H48ZM57 247V248H56ZM81 247V248H80ZM84 247V249L82 250V248ZM88 249H87V248ZM102 247V248H101ZM107 247V249H106ZM117 247V248H116ZM139 247V248H138ZM146 247V248H145ZM155 247V248H154ZM178 247V248H177ZM182 247V248H181ZM194 247V248H193ZM196 247V249H195ZM198 247V248H197ZM210 247V248H209ZM215 247V249H214ZM236 247V248H235ZM243 247V248H242ZM10 248V249H9ZM33 248V249H32ZM77 250V253L75 251V249ZM100 248V249H99ZM105 248V249H104ZM111 250H110V249ZM130 248V249H129ZM166 248V250H165ZM188 248V249H187ZM227 248V249H226ZM9 249V250H8ZM14 249V251H12ZM74 249V251H73ZM79 249V251H78ZM87 252H86V250ZM91 249V250H90ZM97 249V250H96ZM104 251H103V250ZM134 249V250H133ZM150 249V250H149ZM180 249H181V252H180ZM182 249H186V250H182ZM195 249V250H194ZM202 249V250H201ZM204 249V250H203ZM217 249V250H216ZM251 251H250V250ZM3 250V251H2ZM8 250V251H7ZM17 250V251H16ZM19 250V251H18ZM30 252H28V251ZM32 250L34 252H32ZM55 250V252H54ZM69 250V251H68ZM82 250V252L80 251ZM120 250V251H119ZM157 250V251H156ZM159 250V251H158ZM170 250V251H169ZM189 250V252H188ZM194 250V251H193ZM212 250V251H211ZM226 250V251H225ZM231 250V251H230ZM240 250V251H239ZM3 254H2V252ZM6 251V253L4 254V252ZM37 251V252H36ZM39 251H40V254H39ZM46 251V253H45ZM50 251V252H49ZM68 253H67V252ZM70 251H73V255H71V252ZM85 251V252H84ZM92 251V252H91ZM103 251V252H101ZM147 251V252H146ZM168 251V252H167ZM187 251L186 253V256L183 255L184 253L182 252H185ZM193 251V253H192ZM200 251H202L200 253ZM234 251V252H233ZM249 251V252H248ZM263 251V252H262ZM13 252H14V255H13ZM32 252V253H31ZM52 252V253H51ZM63 252V253H62ZM79 252V253H78ZM88 252H91L92 254L88 253ZM120 252V253H119ZM123 252V254H122ZM136 252H139V253H136ZM154 254H153V253ZM163 252V253H162ZM182 254H180V253ZM195 252V253H194ZM211 252V254H210ZM27 253V254H26ZM34 253V254H33ZM57 253V255H56ZM62 253V254H61ZM76 253V254H75ZM83 254V257H81V254ZM86 253V255H85ZM99 253H104V255H100ZM109 253V254H108ZM126 253H127V256H126ZM133 253V254H132ZM136 253V254H135ZM148 253V255H147ZM165 253V254H164ZM191 253V254H190ZM208 253V254H207ZM215 253H218L220 254L218 256V254H216V259H215ZM226 257H225V255ZM230 253V255H229ZM236 255V257L233 255ZM261 253L263 255H261ZM12 254V256H11ZM37 256L36 259L38 258H44L42 260H38L36 261L34 258V256ZM53 255V258L51 259V255ZM61 254V255H60ZM64 254V255H63ZM80 254V255H78ZM90 254V256H89ZM94 254V255H93ZM97 254H99V257ZM131 254V255H130ZM160 258H158V255ZM169 254H170V257H169ZM175 257H174V255ZM180 254V255H178ZM190 254V255H189ZM193 254V255H192ZM242 254V256H241ZM256 254V255H255ZM3 255V256H2ZM5 255V256H4ZM7 255V257H6ZM9 255V256H8ZM23 255V256H21ZM41 255V256H40ZM43 255H45L43 257ZM48 255V256H47ZM56 255V256H55ZM76 256L77 257V260L76 257L75 259H73L74 257L73 256ZM85 255V256H84ZM96 255V257H95ZM106 255L107 258H106ZM136 255V256H135ZM145 255V256H144ZM156 255V257H155ZM171 255H172V258H171ZM177 255V256H176ZM182 255V256H181ZM192 255V256H191ZM196 255V256H194ZM207 255H209V257H207ZM212 255V257H211ZM234 257H233V256ZM261 255V256H260ZM58 256V257H57ZM62 256V257H61ZM65 258H64V257ZM69 256V257H68ZM80 258H79V257ZM103 256V257H102ZM105 256V257H104ZM110 256V257H109ZM116 258H114V257ZM123 256V257H122ZM125 256V258H124ZM152 256V258L150 257ZM184 256V257H183ZM191 256V257H189ZM201 258H200V257ZM206 256V258H205ZM240 256V258L238 257ZM253 256V257H252ZM255 256V257H254ZM2 257V258H1ZM12 257V259H11ZM72 257V258H70ZM89 257L90 260H89ZM94 257V258H93ZM113 257V258H112ZM119 257V259H118ZM126 257H129L126 258ZM147 259H146V258ZM164 257V258H163ZM169 257V258H168ZM181 257V258H180ZM196 257V259H194ZM199 257V258H198ZM226 259H225V258ZM228 257V259H227ZM233 257V258H232ZM252 257V258H251ZM63 259V261L61 262V259ZM83 258V259H81ZM99 258H101L99 260ZM112 258V259H111ZM121 258V259H120ZM132 258V259H131ZM136 258V259H135ZM144 258V260H143ZM148 258H150V260H148ZM157 258L159 261H157ZM168 258V259H167ZM176 258V259H175ZM178 258V259H177ZM205 258V259H204ZM219 258V259H218ZM223 258V259H222ZM235 258V259H234ZM241 260H239V259ZM2 259V260H1ZM12 261H11V260ZM30 259H34L33 261H35V263L32 261H30ZM48 259V261H47ZM60 259V260H59ZM80 259V260H78ZM114 259V260H113ZM124 259H127V260H124ZM134 259V260H133ZM152 259H153V262H152ZM162 259V262L160 261ZM171 259V260H170ZM174 259V261H172ZM195 261H194V260ZM198 259V260H197ZM225 259V261H223ZM230 259V260H229ZM232 259V260H231ZM23 263H22V261ZM46 260V262H45ZM65 260V261H64ZM83 260H85L83 262ZM96 260V261H94ZM130 260V261H129ZM132 260V261H131ZM146 260V261H145ZM155 260V261H154ZM168 260V261H167ZM187 260V261H186ZM188 260H189V263H188ZM201 260V261H200ZM208 260V261H207ZM210 260V261H209ZM219 260V261H218ZM222 260V261H221ZM234 260V261H233ZM14 261V262H13ZM41 261V262H40ZM75 263H73V262ZM77 261V262H76ZM80 261V262H79ZM102 261V262H100ZM142 261V262H140ZM148 261V263H147ZM167 261V262H166ZM176 261V262H175ZM180 261V262H179ZM206 261V262H205ZM30 262V263H29ZM39 262V263H37ZM114 262V263H113ZM120 262V263H119ZM127 262V263H126ZM191 262V263H190ZM215 262V263H214ZM219 262V263H218ZM224 262V263H222ZM227 262V263H226ZM68 262V264H70Z\"/></svg>",
  "mask_w": 264,
  "mask_h": 264
},
{
  "label": "bare ground",
  "instance_id": "2",
  "mask_svg": "<svg viewBox=\"0 0 264 264\" xmlns=\"http://www.w3.org/2000/svg\"><path fill=\"white\" fill-rule=\"evenodd\" d=\"M2 1L4 2V0H2ZM5 1H6V0H5ZM7 1H8V0H7ZM9 1H10V0H9ZM9 1H8V2H9ZM15 1H16V0H15ZM25 1H26V0H24L23 2L25 3ZM29 1L32 2V0H29ZM29 1H28V3H29ZM40 1H41V0H39V3H40ZM42 1H43V3H44V0H42ZM49 1H50V0H49ZM63 1H65V0H63ZM69 1H70V0H69ZM76 1H77V0H74V2L72 1V2H69V3H71V5H72V3L75 4ZM80 1H81V2H84V3L82 4V6H83V5L88 6V5H86V2L89 4V1H90V0H89V1H88V0H84V1H83V0H80ZM80 1H79V2H80ZM94 1H95V0H94ZM107 1H108V0H107ZM112 1H114V0H112ZM115 1H116V0H115ZM126 1L129 2V0H126ZM126 1H124V3H125ZM137 1H138V0H137ZM147 1H148V0H147ZM147 1H146V2H147ZM159 1L162 2V0H159ZM249 1H250V0H249ZM0 2H1V1H0ZM8 2H7V4H8ZM13 2H14V0H13ZM18 2H19V1H18ZM26 2H27V1H26ZM31 2H30V4H31ZM36 2H37V1H36ZM36 2H35V3H36ZM47 2H48V1H47ZM52 2H55V0H54V1L51 0L50 3H52ZM56 2H59V0L56 1ZM60 2H61V0H60ZM60 2H59V3H60ZM65 2H66V1H65ZM79 2H76V4L79 3ZM81 2H80V3H81ZM91 2H92V1H91ZM91 2H90V3H91ZM120 2H121V0H120ZM132 2H133V0H132ZM139 2H140V1H139ZM144 2H145V1H144ZM153 2H154V1H153ZM155 2H157V1H155ZM237 2L240 3L239 0H238ZM244 2H246V0H244ZM9 3H10V2H9ZM11 3H12V2H11ZM20 3H22V0H21ZM28 3H26V4L28 5ZM33 3H34V2H33ZM33 3H32V4H33ZM35 3H34V5H35ZM48 3H49V2H48ZM59 3H58V5H59ZM66 3H68V2H66ZM66 3L64 4V2H63V4H64L65 6H67V5L69 4V3H68V4L66 5ZM80 3H79V5H80ZM102 3H103V0H102ZM104 3H105V2H104ZM108 3H109V2H108ZM133 3L135 4V2H133ZM137 3H138V2H137ZM137 3H136V4H137ZM147 3H148V2H147ZM172 3H173V2H172ZM7 4H6V5H7ZM14 4H16V3H14ZM14 4H13V6H11V4H8V5H10V6H8V7H12V8H13V7L15 6ZM30 4H29V5H30ZM36 4H37V3H36ZM44 4H46V3H44ZM112 4H113V3H112ZM114 4H115V6H116L117 3H114ZM114 4H113V5H114ZM129 4H130V2H129ZM138 4H139V3H138ZM138 4H137V5H138ZM145 4H146V3H145ZM145 4H144V5H145ZM161 4H162V3H161ZM242 4H243V2H242ZM242 4H241V5H242ZM244 4H245L244 6L246 7V6H247L246 3H244ZM23 5H25V4H23ZM29 5H28V6H29ZM34 5H33V6H34ZM52 5H53V4H52ZM54 5H55V3H54ZM54 5H53V6H54ZM64 5H63V6H64ZM71 5H69V6H71ZM89 5H90V4H89ZM105 5H106V4H105ZM120 5H121V4H120ZM139 5H141V4H139ZM139 5H138V6H139ZM159 5H160V4H159ZM164 5H165V4H164ZM183 5H184V4H183ZM219 5H220V4H219ZM239 5H240V4H239ZM20 6H21V4H19V7H20ZM33 6H32V8H33ZM36 6H37V5H36ZM39 6H40V5H39ZM39 6H38V7H39ZM43 6L45 7L46 5H43ZM43 6L41 5V7H43ZM53 6H52V9H53ZM59 6H61V5H59ZM63 6H61V7L63 8ZM69 6H68V7H69ZM73 6H74V9H76V10H74V11L76 12V11H77V7H78V4L76 5L77 7H76L75 5H73ZM80 6H81V5H80ZM80 6H79L78 8H80ZM123 6H124V5H123ZM131 6H132V4H131ZM141 6H142V5H141ZM3 7H4V6H3ZM19 7H18V5H17V9H18ZM34 7H35V6H34ZM75 7H76V8H75ZM90 7H91V6H90ZM126 7H127V4H126ZM148 7H152V6H149V4H148ZM153 7L155 8L154 5H153ZM167 7H168V6H167ZM172 7H173V6H172ZM175 7H177V6H175ZM181 7H183V6H181ZM181 7H180V8H181ZM240 7H241V6H240ZM248 7H249V6H248ZM6 8H7V6H6ZM6 8H5V9H6ZM22 8H23V7H22ZM27 8H28V7H25V10H27ZM45 8H46V9L48 8V4H47V7H45ZM49 8L51 9L50 6H49ZM57 8L59 9V7H57ZM57 8H56V9H57ZM62 8H61V9H62ZM64 8H65V7H64ZM64 8H63V9H64ZM66 8H67V7H66ZM69 8H72V6L69 7ZM82 8H83V7H82ZM87 8H88V7H87ZM87 8H85V10H86ZM134 8H136V7H134ZM156 8H157V7H156ZM159 8H160V7H159ZM162 8H164V6H163ZM170 8H171V7H170ZM7 9H8V8H7ZM7 9H6V10H7ZM15 9H16V7H15ZM15 9L13 8L14 11H15ZM20 9H21V7L19 8V10H20ZM29 9H30V7H29ZM33 9H34L35 12H36V9H37V8H33ZM43 9H44V8H43ZM50 9H49V10H50ZM54 9H55V8H54ZM56 9H55V10H56ZM67 9H68V8H67ZM88 9H89V8H88ZM97 9H98V8H97ZM97 9H95V10H97ZM109 9H110V8H109ZM138 9H139V8H138ZM151 9H153V8H151ZM151 9H150V10H151ZM157 9H158V8H157ZM167 9H168V8H167ZM172 9H173V8H172ZM248 9H249V8H248ZM8 10L10 11V8H9ZM8 10H7V11H8ZM22 10H23V9H22ZM37 10H39V9H37ZM41 10H42V8L40 9V14H42V13H41ZM44 10H45V9H44ZM68 10H69V9H68ZM72 10H73V9H71V11H72ZM78 10H79V9H78ZM82 10H84V9H82ZM82 10H81V11H82ZM110 10H111V9H110ZM132 10H133V9H132ZM136 10H137V9H135V11H136ZM147 10H148V9H147ZM147 10H146V11H147ZM155 10H156V9H155ZM182 10H183V9H182ZM242 10H243V8H242ZM250 10H251V9H250ZM252 10H253V9H252ZM252 10H251V11H252ZM4 11H5V10H4ZM9 11H8V13H9ZM14 11H13V12H14ZM29 11H30V10H29ZM29 11H28V12H29ZM46 11H47V13L49 12L48 10H45V13H46ZM50 11H51V10H50ZM52 11H54V10H52ZM71 11H70V14H72ZM81 11H80V12L77 11L76 13L74 12L73 15H74V14L77 15V13L80 14V15L77 16V17H79L80 19H82V21H84V20H83V17H82V18L80 17V16H81V13H82ZM97 11L100 13L101 9H100V10H97ZM97 11H96V13H98ZM112 11H113V10H112ZM123 11H124V10H123ZM146 11H145V12H146ZM231 11H232V10H231ZM235 11H236V10H235ZM0 12H1V10H0ZM2 12H3V11H2ZM2 12H1V13H2ZM11 12H12V11H11ZM11 12H10V13H11ZM16 12H17V11H16ZM19 12H20V11H18V13H19ZM25 12H27V11H25ZM35 12H34V13H35ZM42 12H43V11H42ZM54 12H55V11H54ZM57 12H59V10H56L55 15L58 14ZM61 12H64V13H65V9H64L63 11H61ZM91 12H92V11H91ZM93 12H94V11H93ZM148 12H149V10L147 11V13H148ZM179 12H180V11H179ZM4 13L6 14V11H5ZM8 13L6 14V16H8ZM21 13H23V12H22V11L20 12V16H21ZM34 13H33V16L36 14V13H35V14H34ZM67 13H68V12H67ZM87 13H88V12H87ZM96 13H94V14H96ZM105 13H106V12H105ZM111 13H112V12H111ZM118 13H119V12H118ZM121 13H122V12H121ZM121 13H120V14H121ZM124 13H125V12H124ZM137 13H138V12H137ZM153 13H155V12L153 11ZM156 13H157V12H156ZM163 13H164V12H163ZM168 13H169V12H168ZM175 13H176V12H175ZM184 13H185V12H184ZM187 13H188V11H187ZM232 13H233V11H232ZM14 14H15V12H14ZM38 14H39V13H38ZM43 14H44V13H43ZM43 14H42V15H43ZM51 14H53V13H51ZM59 14H60V12H59ZM59 14L56 15V16H58V17L55 18V19H58V18H59V16L61 15V14H60V15H59ZM68 14H69V13H68ZM113 14H114V13H113ZM122 14H123V13H122ZM135 14H136V13H135ZM138 14H139V13H138ZM138 14H136V15H138ZM140 14H141V13H140ZM140 14H139V15H140ZM185 14H186V13H185ZM234 14H235V12H234ZM243 14H245V13H243ZM252 14H253V13H252ZM22 15L24 16L25 14L23 13ZM27 15H28V13H27ZM47 15H48V14H47ZM62 15H63V14H62ZM65 15H67V14H65ZM65 15H64V16H65ZM82 15H85V14H82ZM131 15H132V14H131ZM141 15H142V14H141ZM141 15H140V16H141ZM145 15H146V14H145ZM158 15H159V14H158ZM158 15H157V16H158ZM160 15H162L161 12H160ZM187 15H188V14H187ZM10 16L13 17V14L10 15ZM17 16H18V15H17ZM31 16H32V15H31ZM33 16H32V20H33ZM36 16H37V14H36ZM48 16H52V15L49 14ZM53 16H54V14H53ZM105 16H106V15H105ZM109 16H110V15H109ZM122 16H124V14H123ZM129 16H130V13H129ZM143 16H144V13H143ZM143 16H141V17H143ZM146 16H147V15H146ZM154 16H156V15H154ZM243 16H244V15H243ZM4 17H5V16H4ZM8 17H9V16H8ZM14 17H16V15H15ZM14 17H13V18H14ZM24 17H26V19L28 18L27 16H24ZM38 17H39V15H38ZM40 17H42V16H40ZM61 17H62V16H60V18H61ZM67 17H68V16H67ZM74 17H75V16H74ZM94 17H95V15H94ZM99 17H101V14H100ZM110 17H111V16H110ZM125 17H126V16H125ZM127 17H128V16H127ZM144 17H145V16H144ZM163 17H164V15H163ZM170 17H171V16H170ZM251 17H252V16H251ZM1 18H2V17H1ZM1 18H0V19H1ZM13 18H12V19H13ZM16 18H17V17H16ZM29 18H30V17H29ZM35 18H36V17H35ZM60 18H59V19H60ZM68 18H70V17H68ZM122 18H123V17H122ZM137 18H138V17H136V19H137ZM248 18H249V17H248ZM9 19H11V18H9ZM14 19H15V18H14ZM42 19L44 20V19H46V18H42ZM49 19H50V18H49ZM51 19H52V17H51ZM59 19H58V20H59ZM65 19H67V18H65ZM71 19H73V18H71ZM77 19H78V18H77ZM80 19H79V20H80ZM90 19H91V18H90ZM117 19H118V18H117ZM128 19H129V18H128ZM130 19H132V18H130ZM142 19H144V18H141L140 20L142 21ZM170 19H171V18H170ZM175 19H177V18H175ZM187 19H188V17H187ZM245 19H246V18H245ZM15 20H16V19H15ZM15 20H12V21H15ZM19 20H20V18H19ZM21 20H23V18H21ZM35 20H36V19H34V21H35ZM40 20H41V18H40L39 20H37V21H40ZM46 20H47V19H46ZM46 20H45V21H46ZM58 20H56V21H58ZM60 20L63 21V19H60ZM60 20H59V21H60ZM69 20H70V19H69ZM107 20H108V18H107ZM113 20H114V19H113ZM132 20H133V19H132ZM134 20H135V18H134ZM134 20H133V21H134ZM145 20H146V19H145ZM148 20H149V19H148ZM152 20H155V18L152 19ZM161 20H162V18H161ZM182 20H183V19H182ZM3 21H4V20H3ZM8 21H10V20L7 19L6 22L8 23ZM23 21H24V20H23ZM23 21H22V22H23ZM27 21H30V20H27ZM34 21H32V22H34ZM53 21L55 22V20H53V19H52V21H49L50 24H52ZM59 21H58V22H59ZM67 21H68V20H67ZM67 21H66V22L63 21L62 24H63L64 22L67 24V23H68ZM70 21H71V20H70ZM80 21H81V20H80ZM137 21H138V20H137ZM156 21H157V20H156ZM172 21H173V20H172ZM187 21H188V20H187ZM235 21H236V18H235ZM237 21H238V20H237ZM242 21H243V20H242ZM4 22H5V21H4ZM6 22H5V23L2 22L3 25H4V24L6 25ZM10 22H11V21H10ZM17 22H18V20H17L15 23H17ZM19 22H20V21H19ZM25 22H26V20H25ZM35 22H36V21H35ZM43 22H44V21H43ZM46 22H48V21H46ZM54 22H53V26H54V24H55ZM60 22H61V21H60ZM75 22H76V24H77L78 26H80V25L77 23L76 20H75ZM85 22H86V20H85ZM96 22H97V21H96ZM99 22H100V21H99ZM113 22H114V21H113ZM129 22H130V21H129ZM138 22H139V21H138ZM145 22H146V21H145ZM147 22H149V21H147ZM153 22H154V21H153ZM181 22H182V21H181ZM232 22H233V21H232ZM252 22H253V21H252ZM11 23H13V22H11ZM15 23H13V24H15ZM26 23H27V24H26ZM26 23L23 24V27H24V28H25V26H24L25 24H26V26L28 25L27 27H29L28 22H26ZM30 23H31V21H30ZM44 23H45V22H44ZM44 23H42V21H41V23L39 22L40 25H41V24H44ZM65 23L63 24V26H65ZM72 23H73V22H72ZM79 23H80V22H79ZM81 23H82V22H81ZM92 23H93V22H92ZM121 23H122V22H121ZM123 23H124V22H123ZM132 23H133V22H132ZM132 23H129V24L132 25ZM134 23H135V22H134ZM150 23H151V22H150ZM158 23H159V22H158ZM164 23H165V22H164ZM172 23H173V22H171V24H172ZM183 23H184V22H183ZM230 23H231V22H230ZM35 24H36V23H35ZM39 24H38V25H39ZM57 24H58V23H57ZM57 24H55V26H56ZM70 24H71V23L68 24L69 27H70ZM76 24L74 25V27L76 26ZM86 24H87V23H86ZM98 24H99V23H98ZM135 24H136V23H135ZM153 24H154V23H153ZM161 24H163V23H161ZM165 24H167V23H165ZM179 24H180V22H179ZM228 24H229V23H228ZM238 24H239V23H238ZM3 25H2V26H3ZM5 25H4V26H5ZM21 25H22V24L19 23L18 26H20L21 28H23ZM40 25H39V26H40ZM60 25H61V24H60ZM91 25H92V24H91ZM126 25H127V23H125V25H123V26H124V27H127L128 25H127V26H126ZM130 25L128 26V28H132V27H130ZM176 25H177V22H176ZM176 25H175V26H176ZM189 25H190V24H189ZM226 25H227V24H226ZM241 25H242V24H241ZM0 26H1V25H0ZM2 26H1V28H2ZM10 26H11V25H9L8 28H6V29H9ZM15 26H17V25H15ZM31 26H32V24H31ZM33 26H34V25H33ZM36 26H37V25H36ZM39 26H37V28H38ZM42 26H43V25H42ZM42 26H40L38 30L41 31ZM45 26H46V25H45ZM49 26H50V25H49ZM49 26H48V27H49ZM68 26H67V27H68ZM81 26L84 27V26H86V25L83 24V25H81ZM81 26H80V28H78V31H79V29H80V30L82 29ZM92 26H93V25H92ZM92 26H91V27H92ZM110 26H112V25H110ZM110 26H109V27H110ZM115 26H116V25H115ZM118 26H119V25H118ZM133 26H134V25H133ZM139 26H140V25H139ZM144 26H145V25H144ZM151 26H152V25H151ZM158 26H159V25H158ZM161 26H163V25H161ZM167 26H168V25H167ZM167 26H166V28H167ZM172 26H173V24H172ZM177 26H178V25H177ZM179 26H180V25H179ZM237 26H239V25H237ZM6 27H7V25H6ZM12 27H13V26H12ZM51 27H52V25H51ZM56 27H57V26H56ZM58 27H59V26H58ZM58 27H57V29H56V32H57L58 29H60V28H58ZM61 27H62V26H61ZM69 27H68V28H69ZM87 27H88V25H87ZM94 27H95V26H94ZM124 27H123V29H124ZM134 27L137 28L136 25H135ZM148 27H149V26H148ZM148 27H147V28H148ZM156 27H157V26H156ZM186 27H187V26H186ZM226 27H228V26H226ZM226 27H225V28H226ZM3 28H4V27H3ZM3 28H2V29H3ZM13 28H14V27H13ZM17 28H18V27H16V30H17ZM30 28H31V27H30ZM30 28H28V29H30ZM37 28H36V29H37ZM43 28L46 29L47 26H46V28H45V27H43ZM49 28H50V27H49ZM49 28H48V29H49ZM63 28H66V27H63ZM92 28H93V27H92ZM106 28H107V27H106ZM138 28H139V27H138ZM145 28H146V27H145ZM158 28H159V27H158ZM182 28H183V27H182ZM4 29H5V28H4ZM28 29H26V32H27ZM36 29H35V28H34V29L31 28L30 32L35 30L34 32L37 33L36 31H38V30H36ZM73 29H74V28H73ZM114 29H115V28H114ZM150 29H151V28H150ZM160 29L162 30V28H160ZM227 29H228V28H227ZM0 30H1V29H0ZM20 30H21V29H20ZM22 30L24 31L25 29H22ZM42 30H43V29H42ZM51 30H52V29H51ZM54 30H55V29H54ZM61 30H64V29H61ZM75 30H77V27H76ZM82 30H83V29H82ZM121 30H122V29H121ZM131 30H132V29H131ZM134 30H135V28H134ZM148 30H149V29H148ZM155 30H156V29H155ZM158 30H159V29H158ZM164 30H165V29H164ZM169 30H170V29H169ZM169 30H168V31H169ZM172 30H173V27H172ZM177 30H178V29H177ZM181 30H182V29H181ZM188 30H189V29H188ZM17 31H19V30H17ZM28 31H29V30H28ZM44 31H45V30H44ZM46 31L48 32V31H50V29H49V30L46 29ZM83 31H84V30H83ZM89 31H90V30H89ZM116 31H117V30H116ZM119 31H120V29H119ZM119 31H118V32H119ZM142 31H143V30H142ZM162 31H163V30H162ZM162 31H161V32H162ZM165 31H167V30H165ZM184 31H185V30H184ZM226 31H227V30H226ZM1 32L3 33L4 30L1 31ZM6 32H7V31H6ZM6 32H5V33H6ZM10 32H11V31H10ZM12 32H13V30H12ZM14 32L16 33L15 30H14ZM21 32H22V31H21ZM53 32H54V31H53ZM59 32H61V31H59ZM62 32H63V31H62ZM62 32H61V37H62V35H63V37H64V34H62ZM79 32H81V31H79ZM79 32H78V33H79ZM85 32H87V31H85ZM112 32L114 33V31H112ZM154 32H155V31H154ZM154 32H153V33H154ZM169 32H170V33H173V32H171V31H169ZM176 32H179V34H181L180 32H182V31L178 30V31H176ZM19 33H20V32H19ZM24 33H25V32H24ZM35 33H34V34H35ZM51 33H52V31H51ZM54 33H55V32H54ZM57 33H58V32H57ZM64 33H65V30H64ZM68 33H70V32H68ZM71 33H72V32H71ZM74 33H75V32H74ZM108 33H109V32H108ZM110 33H111V32H110ZM129 33H131V32H129ZM138 33H139V32H137V34H138ZM144 33H145V32H144ZM147 33H149V32L147 31ZM156 33H158V32H156ZM163 33H164V32H163ZM165 33H167V36L169 35L168 32H165ZM165 33H164V34H165ZM174 33H175V32H174ZM8 34H9V32H8ZM8 34H6V35H7V39H9V38H8ZM32 34H33V33H32ZM39 34H40V33H39ZM43 34H44V36H45V34H47V33H43ZM49 34H50V33H48L47 35L49 36ZM76 34H77V32H76ZM81 34H82V32H81ZM86 34H87V33H86ZM102 34H103V33H102ZM126 34H127V33H126ZM132 34H133V33H132ZM140 34H141V33H140ZM140 34H139V35H140ZM159 34H160V33H159ZM164 34H163V35H164ZM179 34H178V35H179ZM186 34H187V33H186ZM1 35H2V34H1ZM1 35H0V36H1ZM10 35H11V34H10ZM13 35H14V34L12 33L11 36H13ZM16 35H17V34H15V37H16ZM37 35H38V34H37ZM40 35H42V33H41ZM53 35H54V34H53ZM56 35H58V34H56ZM56 35H55V36H56ZM59 35H60V34H59ZM72 35H73V34H72ZM89 35H90V34H89ZM94 35H95V34H94ZM100 35H101V34H99V36H100ZM111 35H113V34H111ZM115 35H116V34H115ZM124 35H125V34H124ZM134 35H136V34H134ZM155 35H156V34H154V36H155ZM163 35H162V36H163ZM178 35H177V36H178ZM4 36H5V35H4ZM4 36H2V37H4ZM27 36H28V34H27ZM29 36H30V35H29ZM34 36H35V35H34ZM55 36H54V38H53V36H52V38H53L54 40H51V41L54 42V46H55L56 44H57V45L60 44V42L63 40L60 36H56L57 39L60 37V38H59V41H60V42L57 43V42L55 41V39H56ZM74 36H75V35H74ZM81 36H82V35H81ZM81 36H80L79 39H81ZM83 36H84V35H83ZM132 36H133V35H132ZM145 36H146V35H145ZM149 36H150V35H148L147 39L149 38ZM156 36H157V35H156ZM160 36H161V34H160ZM160 36H159V37H160ZM162 36H161V37H162ZM167 36H166V37H167ZM170 36H172V34H170ZM177 36H176V37H177ZM5 37H6V36H5ZM19 37H20V35L18 36V38H19ZM21 37H22V35H21ZM24 37L26 38V33L24 34ZM30 37H31V36H30ZM32 37H33V35H32ZM35 37H36V36H35ZM66 37H67V36H66ZM68 37H70V36H68ZM68 37H67V38H68ZM75 37H77V36H75ZM85 37H86V35H85ZM87 37H88V36H87ZM89 37H90V36H89ZM117 37H118V34H117L116 38H117ZM120 37H121V36H120ZM123 37H124V36H122V39H124V41H126L125 38H123ZM140 37H141V35H140ZM142 37H143V36H142ZM150 37H151V36H150ZM152 37H153V35H152ZM166 37H165V38H166ZM182 37H183V36H182ZM10 38H11V37H10ZM13 38H14V37H13ZM18 38H17V39H18ZM28 38H29V37H28ZM42 38H43V37H42ZM44 38H45V37H44ZM49 38H50V37H49ZM49 38H48V39H49ZM64 38H65V37H64ZM116 38H115V40H116ZM143 38H144V37H143ZM154 38H155V37H154ZM156 38H157V37H156ZM156 38H155V39H156ZM170 38H171V37H170ZM170 38H169V39H170ZM173 38H174V36H173L171 39L174 40ZM191 38H192V37H190V39H191ZM0 39H1V37H0ZM20 39H21V38L18 39L19 42H20ZM30 39H31V38H30ZM30 39H29V40H26V39H25V40H26L27 42L30 43V41H31L32 39L34 40V37H33L31 40H30ZM37 39H38V38H36L35 40H37ZM39 39H40V36H39ZM39 39H38V40H39ZM50 39H51V38H50ZM50 39H49V42H51ZM60 39H62V40H60ZM65 39H66V38H65ZM72 39H74V37H73ZM77 39H78V38H77ZM83 39H84V37H82L81 40H83ZM103 39H105L104 36H103L102 40H103ZM112 39H113V38H112ZM126 39H127V38H126ZM138 39H139V38H138ZM158 39H160V38H158ZM158 39H157V40H158ZM166 39H167V38H166ZM178 39H179V38H178ZM180 39H181V41H182V38H181V37H180ZM180 39H179V40H180ZM15 40H16V39H15ZM42 40H43V39H41V41H40V40H39V41H40V42H43ZM66 40H68V39H66ZM85 40L87 41L86 38H85ZM85 40H84L83 43H85ZM89 40H90V39H89ZM99 40H100V39H99ZM109 40H111V39H109ZM136 40H137V39H136ZM162 40H164V38H163ZM183 40H184V39H183ZM185 40H186V39H185ZM1 41H2V40H1ZM5 41H6V40H4V43H5ZM7 41H9V42L13 41V42H14V40H13L12 38H11V41H10V39L7 40ZM16 41H17V40H16ZM39 41H38V43H39ZM57 41H58V40H57ZM75 41H76V39H75ZM90 41H91V40H90ZM105 41H106V40H105ZM112 41H113V40H112ZM151 41H152V40H151ZM160 41H161V39H160ZM160 41H159V42H160ZM164 41H165V40H164ZM164 41H163V42H164ZM176 41H177V39H176ZM176 41H175V42H176ZM13 42H11V43H13ZM19 42H18V43H19ZM21 42L23 43V40H21ZM46 42H47L48 44H50L48 41H46ZM62 42H64V41H62ZM73 42H74V41H73ZM87 42H88V41H87ZM102 42H103V41H102ZM107 42H108V41H107ZM161 42H162V41H161ZM167 42H168V41H167ZM169 42H170V41H169ZM169 42H168V43H169ZM187 42H188V41L186 40V43H187ZM4 43H2V44L4 45ZM15 43H16V42H15ZM18 43H16V44H18ZM64 43H65V42H64ZM95 43H96V42H95ZM98 43H99V41H98ZM116 43H117V41H116ZM118 43H119V40H118ZM120 43H121V42H120ZM124 43H126V42H124ZM164 43L166 44V42H164ZM173 43H174V42H172L171 44H173ZM179 43H180V41H179ZM224 43H225V42H224ZM244 43H245V42H244ZM255 43H256V42H255ZM255 43H254V44H255ZM2 44H0V46H1ZM6 44H7V43H6ZM9 44H10V43H9ZM35 44H36V42H34L33 46H36V47H37V45H35ZM79 44H80V43H79ZM113 44H114V43H113ZM113 44H112V45H113ZM139 44H140V43H139ZM144 44H145V43H144ZM150 44H151V43H150ZM154 44H155V43H154ZM160 44H162V43H160ZM247 44H248V43H247ZM12 45H13V44H12ZM20 45H21V47H22V44H20ZM23 45H26V43H24ZM27 45H28V44H27ZM27 45H26V46H27ZM38 45H39V44H38ZM46 45H47V44H46ZM46 45L44 44L45 47H47ZM51 45H52V43H51ZM63 45H64V44H63ZM69 45H70V44H69ZM81 45H82V44H81ZM87 45H88V43H87ZM91 45H92V43H91ZM93 45H94V44H93ZM95 45H96V44H95ZM110 45H111V44H110ZM168 45L170 46V43H169ZM180 45H181V44H180ZM17 46H19V45H17ZM33 46H32V49H33ZM59 46H61V45H59ZM71 46H72V42H71ZM82 46H83V45H82ZM106 46H107V44H106ZM120 46H122V44H121ZM124 46H125V45H124ZM151 46H152V45H151ZM155 46H156V45H155ZM155 46H154V47H155ZM169 46H168V47H169ZM171 46H172V45H171ZM171 46H170V47H171ZM248 46H249V45H248ZM2 47H3V46H2ZM15 47H16V45H15ZM24 47H25V46H24ZM27 47H29V45H28ZM27 47H26V48H27ZM30 47H31V46H30ZM36 47H34V48H35L34 50H36ZM38 47H39V46H38ZM41 47H42V46H41ZM49 47L51 48L50 45H49ZM90 47H91V46H90ZM113 47H114V46H113ZM134 47H135V46H134ZM143 47H144V46H143ZM163 47H165V46H163ZM166 47H167V46H166ZM174 47H175V45L173 44L172 49H173ZM176 47H177V46H176ZM6 48H7V47H6ZM10 48H11V46L9 45V48H7V49L10 50ZM18 48H20V47H18ZM18 48H17V49H18ZM56 48H57V47H56ZM68 48H69V46H68ZM79 48H81V46H80ZM110 48H111V47H110ZM116 48H117V46H116ZM121 48H122V47H121ZM124 48H125V47H124ZM128 48H129V46H128ZM132 48H133V46H132ZM0 49H1V48H0ZM2 49H3V48H2ZM17 49L15 48V50H17ZM27 49H28V48H27ZM51 49H52V48H51ZM65 49H66V47H65ZM71 49H72V48H71ZM74 49H75V47H74ZM77 49H78V46H77ZM99 49H100V48H99ZM119 49H120V47H119ZM138 49L141 50V48H138ZM138 49H137V50H138ZM154 49H155V48H154ZM159 49H161V46H159ZM241 49H242V48H241ZM5 50H6V49H5ZM18 50H20V49H18ZM18 50H17V51H18ZM21 50L25 52V50H24L23 48H22ZM40 50H41V49H40ZM40 50H39V51H40ZM48 50H49V52H50V49H48ZM62 50H64V48H63ZM69 50H70V49H69ZM69 50H68V51H69ZM84 50H85V49H84ZM112 50H114V49H112ZM117 50H118V49H117ZM135 50H136V49H135ZM143 50H144V49H143ZM146 50H147V49H146ZM164 50H165V48H164ZM167 50H168V49H167ZM179 50H180V48H179ZM179 50H178V51H179ZM220 50H221V49H220ZM224 50H225V49H224ZM1 51H2V50H1ZM1 51H0V52H1ZM3 51H4V50H3ZM11 51H12V49H11ZM13 51H14V50H13ZM36 51L38 52V49H37ZM41 51H45V49H42ZM41 51H40L39 53H40V54H44V52L41 53ZM46 51H47V50H46ZM54 51H56V50H54ZM57 51H59V48H58ZM57 51H56V53H57ZM66 51H67V50H66ZM70 51H71V50H70ZM79 51H80V50H79ZM82 51H83V50H82ZM87 51H88V50H87ZM108 51H109V50H108ZM127 51H128V50H127ZM131 51H132V50H131ZM154 51H155V50H154ZM157 51H158V50H157ZM171 51H172V50H171ZM183 51H184V50H183ZM233 51H234V50H233ZM14 52H15V51H14ZM14 52H12L13 55L10 54V55H11L10 57L15 56V55H18L19 52H21V51H19V52H18L17 54H15V55H14ZM24 52H23V54H25V53H27V52L30 53V52H33V50L30 51V49H29V50H27V52H25V53H24ZM47 52H48V51H47ZM52 52H53V50H52ZM60 52H62V51L60 50ZM128 52H129V51H128ZM139 52H140V51H139ZM162 52H163V50H162ZM164 52H165V51H164ZM181 52H182V51H181ZM225 52H226V50H225ZM10 53H11V52H10ZM50 53H51V52H50ZM53 53H54V52H53ZM62 53H63V52H62ZM64 53H65V51H64ZM67 53H68V52H66V54H64V56L67 55ZM109 53H110V52H109ZM130 53H131V52H129V54H130ZM146 53H147V52H146ZM160 53H161V52H160ZM170 53H171V52H170ZM172 53H173V51H172ZM178 53H180V51H179ZM233 53H234V52H233ZM1 54H2V52H1ZM47 54H48V53H46V55H47ZM51 54H52V53H51ZM54 54H55V53H54ZM54 54H53V55H54ZM60 54H61V53H60ZM60 54H59V56H60ZM69 54H70V53H68V55H69ZM104 54H105V53H104ZM107 54H108V53H107ZM126 54H127V53H126ZM158 54H159V53H158ZM176 54H177V53H176ZM194 54H195V53H194ZM194 54H193V55H194ZM219 54L221 55V53H219ZM231 54H232V53H231ZM5 55H7V54H5ZM5 55H4V56H5ZM25 55H28V56H29V54H25ZM36 55H37V54H36ZM36 55H35V56H36ZM48 55H49V54H48ZM70 55H71V54H70ZM76 55H77V54H76ZM81 55H82V54H81ZM131 55H132V54H131ZM148 55H149V53H148ZM150 55H151V54H150ZM177 55H178V54H177ZM200 55H201V54H200ZM205 55H206V54H205ZM223 55H225V54H223ZM235 55H236V54H235ZM19 56H21V55H18V57H19ZM22 56H23V55H22ZM38 56H40V55H37V57H38ZM41 56H42V55H41ZM56 56H58V55H56ZM56 56H55V57H56ZM59 56H58V58H59ZM61 56H62V55H61ZM91 56H92V55H91ZM127 56H128V55H127ZM154 56H156V55L154 54ZM160 56H161V55H160ZM166 56L168 57V54H167ZM169 56H170V55H169ZM208 56H209V55H208ZM228 56H229V55H228ZM7 57H8V55H7ZM7 57H6V60H3L5 63L7 62ZM31 57H33L32 54H31ZM31 57H29V58L31 59ZM42 57H43V56H42ZM49 57H50V56H48V58H46V59H44V57H43V58H40L41 61H42V63H43L42 66H43V65L45 66L43 60H48ZM62 57H63V56H62ZM65 57H67V60H69V62H71L70 59H68V56H65ZM69 57H70V56H69ZM79 57L81 58V56H79ZM79 57H78V58H79ZM82 57H83V55H82ZM97 57H98V56H96V59H97ZM101 57H102V56H101ZM114 57H115V56H114ZM120 57H121V56H120ZM120 57H119V58H120ZM131 57H132V56H131ZM147 57H149V56H146V58H147ZM151 57H153V53H152V56H151ZM156 57H157V56H156ZM156 57H154V59H157ZM162 57H163V54H162ZM162 57H161V58H162ZM175 57H176V56H175ZM180 57H181V56H180ZM184 57H185V55H184ZM192 57H193V56H192ZM197 57H198V56H197ZM204 57H205V56H204ZM1 58H2V57L0 56V60H1ZM16 58H17V56H16L14 59L16 60ZM22 58H24V57H22ZM53 58H54V56H53ZM60 58H61V57H60ZM71 58H72V56H71ZM75 58H77V57H75ZM78 58H77V59H78ZM111 58H112V56H111ZM134 58H135V57H134ZM146 58H145V59H146ZM161 58H160V60L163 62V59H161ZM199 58H201V56H200ZM218 58H220V56H218ZM2 59H4V58H2ZM8 59H9V57H8ZM10 59H12V58H10ZM10 59L8 60V62L10 61ZM25 59H26V63L28 64V63H29V61H27L28 58H25ZM36 59H37V60H40L39 57L36 58ZM36 59H34V60H36ZM42 59H43V60H42ZM55 59H57V57H56ZM55 59H54V61H55ZM64 59H66V58H64ZM81 59H82V58H81ZM86 59H87V58H86ZM151 59H152V58H151ZM180 59L182 60V58H180ZM193 59H194V58H193ZM202 59H203V58H202ZM207 59H209V58H207ZM212 59H213V58H212ZM15 60H14V61H15ZM18 60H19V58L17 59V62H16V61H15V62L19 65L21 60H19V61H18ZM52 60H53V59L51 58V65H50V66H52V62H53ZM100 60H101V59H100ZM164 60H165V59H164ZM183 60H184V59H183ZM190 60H192V59H190ZM217 60H218V62H219V59H217ZM3 61H0V62H3ZM14 61H13V63H9V65H12V64L14 65V64H16ZM30 61H31V60H30ZM48 61H49V60H48ZM60 61H61V60H60ZM75 61H76V60H75ZM80 61H81V60H80ZM102 61H103V60H102ZM102 61H101V62H102ZM115 61H117V60H115ZM120 61H121V59H120ZM138 61H139V60H138ZM149 61H150V60H149ZM200 61H201V59H200ZM222 61H223V60H222ZM228 61H229V60H228ZM235 61H236V60H235ZM8 62H7L6 64H8ZM18 62H19V63H18ZM22 62H23V61H22ZM31 62H33V61H31ZM31 62H30V64H31ZM49 62H50V61H49ZM55 62H57V60H56ZM58 62H59V60H58ZM58 62H57V63H58ZM62 62H64V61H62ZM65 62H66V61H65ZM69 62H68V63H69ZM85 62H86V61H85ZM113 62H114V61H113ZM130 62H131V61H130ZM130 62H129V64H130ZM141 62H142V61H141ZM159 62H160V61H159ZM202 62H203V61H202ZM229 62H231V61H229ZM5 63H4V65H5ZM35 63H36V61H35ZM35 63H33V64L36 65V66H38V65H37L38 63H37V64H35ZM39 63H41V62H39ZM59 63H60V62H59ZM71 63H72V62H71ZM76 63H77V62H76ZM82 63H83V61H82ZM96 63H97V62H96ZM139 63H140V62H139ZM146 63H147V61H146ZM157 63H158V61H157ZM189 63H190V61H189ZM191 63H193V62H191ZM197 63H198V61H197ZM211 63H213V62H211ZM219 63H220V62H219ZM219 63H218V64H219ZM0 64H1V63H0ZM17 64H16V65H17ZM22 64H25V62H23ZM48 64H50V63L47 62V65H48ZM53 64H54L55 67H56V66H59V65H56L54 62H53ZM73 64H74V62L72 63V65H73ZM106 64H107V63H106ZM148 64H149V63H147V64H145V65H148ZM159 64H160V63H158V65H159ZM161 64H164V65H165V61H164V63H161ZM166 64H167V63H166ZM169 64H170V63H169ZM182 64H183V63H182ZM184 64H185V63H184ZM206 64H207V63H206ZM228 64H229V63H228ZM9 65H7V66H9ZM13 65H12V67H13ZM16 65H15V67H16ZM34 65H33V66H34ZM60 65H61V63H60ZM70 65H71V64H70ZM82 65L85 66L84 64H82ZM97 65H98V63H97ZM107 65H108V64H107ZM109 65H110V64H109ZM119 65H120V64H119ZM119 65H117V66H119ZM121 65H122V61H121ZM123 65H124V64H123ZM136 65H137V64H136ZM140 65H141V64H140ZM174 65H175V64H174ZM187 65H188V63H187ZM2 66H3V64H2ZM23 66H24V65H22V68H23ZM25 66H26V64H25ZM25 66H24V67H25ZM27 66H29V64H28ZM40 66H41V65H40ZM40 66H39V68H40ZM42 66H41V67H42ZM50 66H49V67H50ZM63 66L66 67V65H63ZM94 66H95V65H94ZM134 66H135V65H134ZM134 66H133V67H134ZM137 66H138V65H137ZM142 66H143V64H142ZM142 66H141V67H142ZM150 66H151V65H150ZM153 66H154V65H152V67H153ZM161 66H162V65H161ZM211 66H212V64H211ZM214 66H215V65H214ZM247 66H248V65H247ZM5 67H6V65H5ZM5 67H3V69H4ZM12 67H10V68L12 69ZM17 67H21V65H19V66H17ZM17 67L15 68L16 70H15V69H14V70L17 71V73H19V71L17 70ZM30 67H31V69H32V66H31V65H30ZM30 67H29V69H30ZM49 67L47 66V68H49ZM55 67H53V68H55ZM65 67H64V68H65ZM75 67H76V66H75ZM92 67H93V66H92ZM92 67L90 68L91 71H92ZM135 67H136V66H135ZM147 67H148V66H147ZM158 67H159V66H158ZM228 67H230V66H228ZM1 68H2V67H0V70L3 71ZM22 68H19V70L22 69ZM26 68H27V67H26ZM39 68L36 67V68H34V70L36 69L35 71H37V70H39ZM58 68H59V67H58ZM61 68H62V67H61ZM61 68H60V69H61ZM70 68H71V67H69L68 69H70ZM76 68H77V67H76ZM79 68H80V67H79ZM96 68L98 69V66H97ZM110 68H111V67H110ZM112 68H113V67H112ZM114 68H116V67H114ZM121 68H122V66H121ZM121 68H120V69H121ZM142 68H143V67H142ZM201 68H202V67H201ZM217 68H218V67H217ZM226 68H227V67H226ZM7 69L9 70V68H7ZM41 69H42V68H41ZM41 69H40L39 71H41ZM43 69H44V68H43ZM43 69H42V70H43ZM45 69H46V68H45ZM51 69H52V68H50L49 70H51ZM60 69H59V70H60ZM65 69H66V68H65ZM85 69H86V68L84 67V70H85ZM101 69H102V68H101ZM132 69H134V68H132ZM137 69H139V68L137 67ZM144 69H146V67H145ZM182 69H183V68H182ZM186 69H187V68H186ZM192 69H193V68H192ZM206 69H207V68H206ZM14 70H12V71L14 72ZM25 70H26V69H25ZM49 70H48V72H49ZM53 70H54V69H53ZM66 70H67V69H66ZM74 70H75V69H74ZM79 70H80V69H79ZM81 70H82V68H81ZM86 70H87V69H86ZM111 70H112V69H111ZM117 70H118V69H117ZM117 70H116V71H117ZM146 70H147V69H146ZM149 70H150V69H149ZM149 70H148V72H149ZM152 70H153V69H152ZM156 70H157V68L155 69V71H156ZM160 70H161V69H160ZM163 70H164V69H163ZM178 70H179V69H178ZM219 70H220V68H219ZM1 71H0V72H1ZM21 71H22V70H21ZM26 71H28V69H27ZM35 71H34V72H35ZM51 71H52V70H51ZM51 71H50V72H51ZM55 71H56V70H55ZM57 71H58V70H57ZM61 71H62V69H61ZM87 71H88V73L90 72L89 70H87ZM87 71H86V72H87ZM114 71H115V70H114ZM123 71H124V69H123ZM137 71H138V70H137ZM140 71H141V69H140ZM168 71H169V70H168ZM173 71H174V70H173ZM181 71H182V70H181ZM193 71H194V70H193ZM199 71H200V70H199ZM209 71H210V70H209ZM223 71H224V70H223ZM247 71H248V70H247ZM13 72H12V73H13ZM24 72H25V71H24ZM24 72H23V73H24ZM29 72H30V71H29ZM43 72H44V70H43ZM46 72H47V70L45 71V74H44V75H45V79H47V78H46V76H47V75H46ZM62 72H64V70H63ZM73 72H74V71H73ZM93 72H94V70H93ZM102 72H103V71H102ZM105 72H106V71H105ZM110 72L113 73L112 71H110ZM117 72H118V71H117ZM132 72H133V71H132ZM166 72H167V70H166ZM213 72H214V71H213ZM233 72H234V71H233ZM1 73H2V72H1ZM9 73H11V72L9 71ZM14 73H15V75H19V74H17L16 72H14ZM14 73H13V75L10 74V76H12V78L14 77ZM27 73H28V72H27ZM40 73H41V72H40ZM51 73H52V72H51ZM64 73H66V72H64ZM70 73H71V70H70ZM82 73L84 74L85 71H84V72L82 71ZM88 73H87V74H88ZM97 73H99V72L97 71ZM100 73H101V72H100ZM111 73H110V74H111ZM130 73H131V72H130ZM135 73H136V72H135ZM154 73L156 74V73H158V72H154ZM154 73H153V74H154ZM161 73H162V72H161ZM161 73H160V74H161ZM179 73H180V72H178L177 74L179 75ZM181 73H182V72H181ZM206 73H207V71H206ZM226 73H227V72H226ZM2 74H3V73H2ZM2 74H0L1 77H2ZM21 74H22V73H21ZM25 74H26V72H25L24 75H23L24 77L27 75V74H26V75H25ZM35 74H36V73H35ZM35 74L33 75V69H32V72L30 73V75H33L34 78H35ZM37 74H39V73H37ZM37 74H36V75H37ZM54 74H55V73H54ZM67 74H69V73H67ZM71 74H72V73H71ZM76 74H77V73H76ZM80 74H81V73H80ZM89 74H90V73H89ZM146 74H147V73H146ZM169 74H170V73H169ZM197 74H198V73H197ZM208 74H209V73H208ZM208 74H207V75H208ZM213 74H214V73H213ZM213 74H212V76H213ZM3 75H4V74H3ZM44 75H43V76H44ZM51 75H53V74H51ZM59 75H60V73H59ZM61 75H62V73H61ZM69 75H70V74H69ZM72 75H73V74H72ZM84 75H85V74H84ZM84 75H83V76H84ZM90 75H91V74H90ZM92 75H93V73H92ZM115 75H117V74H115ZM137 75H138V74H137ZM137 75H136V76H137ZM142 75H143V74H142ZM165 75H166V73H165ZM185 75H186V74H185ZM199 75H200V74H199ZM210 75H211V74H210ZM226 75H227V74H226ZM5 76H6V75H5ZM5 76H4V77H5ZM28 76H29V75H28ZM28 76H27V77H28ZM37 76H38V75H37ZM37 76H36V77H37ZM40 76H42V75H40ZM40 76H39L38 78H40ZM48 76H49V74H48ZM54 76H55V75H54ZM54 76H51V77L55 78ZM56 76H57V78H58V75H57V74H56ZM62 76H64V74H63ZM78 76H80V75H78ZM81 76H82V75H81ZM83 76H82V77H83ZM87 76H88V75H87ZM87 76H86V78H87ZM94 76H96V75H94ZM94 76H93V77H94ZM123 76H124V75H123ZM139 76H140V74H139ZM147 76H148V75H147ZM147 76H146V77H147ZM150 76H151V74H150ZM182 76H183V75H182ZM197 76H198V75H197ZM200 76H202V75H200ZM214 76H215V75H214ZM250 76H251V75H250ZM1 77H0V78H1ZM4 77H3V78H4ZM17 77H18V76H17ZM24 77H23V79H24ZM66 77H67V76H66ZM73 77H75V76L70 77V78H71V81L74 80ZM93 77H92V78H93ZM102 77H103V76H102ZM159 77H160V76H159ZM163 77H164V75H163ZM167 77H168V76H167ZM177 77H179V76H177ZM192 77H193V76H192ZM204 77H205V76H204ZM223 77L225 78L226 76L223 75ZM246 77H247V76H246ZM246 77H245V78H246ZM3 78H1L0 80H3ZM5 78H6V77H5ZM7 78H8V77H7ZM7 78H6V79H7ZM19 78H20V77H19ZM19 78L16 80V83H18V82L20 83L21 78H20V80H19ZM25 78H26V77H25ZM29 78H30V77H29ZM34 78H33V80H35ZM42 78L44 79V77H42ZM42 78H41V79H42ZM64 78H65V77H64ZM72 78H73V80H72ZM84 78H85V77H84ZM98 78H99V77H98ZM104 78H105V77H104ZM109 78H110V77H109ZM113 78H114V76H113ZM124 78H125V76H124ZM150 78H151V77H150ZM150 78H147V79L150 80ZM152 78H153V76H152ZM161 78H162V77H161ZM193 78H194V77H193ZM201 78H202V77H201ZM207 78H208V77H207ZM227 78H228V77H227ZM247 78H248V77H247ZM15 79H16V78H15ZM15 79H14V81H15ZM23 79H22V80H23ZM41 79H40V80H41ZM43 79H42L41 81H44ZM88 79H89V77H88ZM118 79H119V78H118ZM133 79H134V78H133ZM137 79H138V77H137ZM162 79H164V78H162ZM180 79H181V78H180ZM187 79H188V78H187ZM194 79H195V78H194ZM203 79H204V78H203ZM4 80H5V79H4ZM8 80L10 81V78H9ZM33 80H32V81H33ZM47 80H48V79H47ZM62 80H63V79H62ZM64 80H65V79H64ZM64 80H63V81H64ZM76 80H77V78H75L74 81H76ZM83 80H84V79H83ZM90 80H91V79H90ZM93 80H94V79H93ZM96 80H98V79H96ZM102 80H103V79H102ZM104 80H105V79H104ZM120 80H121V79H120ZM124 80H125V81H128V80H126V79H124ZM140 80H141V79H140ZM9 81H8V83H9ZM14 81H13V83H15ZM17 81H18V82H17ZM30 81H31V79H30ZM35 81H36V80H35ZM41 81H40V83H41ZM49 81H52V80L49 79ZM53 81H54V80H53ZM53 81H52L51 83H53ZM77 81H78V80H77ZM77 81H76V82H77ZM80 81H81V78H80ZM125 81H124V82H125ZM150 81H151V80H150ZM166 81H167V80H166ZM202 81H203V80H202ZM222 81H223V80H222ZM6 82H7V81H5L4 84H6ZM10 82H12V79H11ZM24 82H26L25 79H24ZM28 82H29V81H28ZM47 82H48V81H47ZM60 82H61V81H60ZM66 82H67V80H66ZM86 82H88V80H87ZM89 82H90V81H89ZM103 82H104V81H103ZM108 82H109V81H108ZM133 82H134V81H133ZM141 82H142V81H141ZM170 82H172V81L170 80ZM174 82H176V81L174 80L172 83H174ZM179 82H180V81H179ZM253 82H254V81H253ZM0 83H1V82H0ZM2 83H3V82H2ZM13 83H12V84H13ZM16 83H15V84H16ZM19 83L16 84L15 88L19 85ZM21 83L23 84V81H21ZM26 83H27V82H26ZM31 83H32V82H31ZM34 83H35V82H34ZM34 83H33V84H34ZM40 83L37 84V82H36V83H35V84H36V87H37V85H39ZM42 83H43V82H42ZM42 83H41V84H42ZM51 83H48V84H49L50 86H51V85L53 86V84H51ZM55 83H56V82H55ZM57 83H58V82H57ZM68 83H69V85H70V81H69ZM71 83H73V82H71ZM77 83H78V82H77ZM84 83H85V82H84ZM84 83H83V84H84ZM110 83H111V82H110ZM129 83H130V82H129ZM139 83H140V82H139ZM145 83H146V82H145ZM147 83H148V82H147ZM147 83H146V84H147ZM161 83H163V82L161 81ZM181 83H182V82H181ZM208 83H209V82H208ZM234 83H235V82H234ZM240 83H241V82H240ZM12 84H11V85H12ZM15 84H14V85H15ZM27 84H28V83H27ZM35 84H34V85H35ZM43 84H44V83H43ZM64 84H65V83H64ZM64 84H63L62 88L64 87ZM73 84H74V86H75V82H74ZM79 84H80V83H78V84H76V85H79ZM89 84H90V83H89ZM105 84H106V83H105ZM112 84H113V82H112ZM126 84H127V82H126ZM153 84H154V83H153ZM168 84H169V82H168ZM168 84H167V85H168ZM170 84H171V83H170ZM177 84H178V83H177ZM179 84H180V83H179ZM199 84H200V83H199ZM220 84H221V83H220ZM231 84H232V83H231ZM1 85L3 86V84H1ZM20 85H21V84H20ZM55 85H56V84H55ZM55 85H54V86H55ZM58 85H59V83L57 84V86H58ZM61 85H62V84H61ZM65 85H66V84H65ZM69 85H68V86H69ZM93 85H94V84H93ZM97 85H98V84H97ZM103 85H104V84H103ZM116 85H117V83H116ZM127 85H129V84H127ZM151 85H152V83H151ZM151 85H150V87H151ZM161 85H162V84H161ZM182 85H183V84H182ZM207 85H208V84H207ZM210 85H211V84H210ZM6 86H7V85H6ZM9 86H10V84H9ZM22 86H23V85H22ZM27 86H28V85H27ZM27 86H26V87H27ZM32 86H33V85H32ZM50 86H48V87H50ZM81 86H82V85H80V87H81ZM99 86H100V85H99ZM123 86H124V84H123ZM129 86H130V85H129ZM137 86H139V85H137ZM144 86H145V84H144ZM154 86H155V85H154ZM163 86H164V85H163ZM258 86H259V85H258ZM11 87H13V86H11ZM24 87H25V86H24ZM33 87H34V86H33ZM36 87H35V88H36ZM39 87H40V86H39ZM39 87H38V88H39ZM44 87H45V86H44ZM48 87H47V85H46V88H48ZM60 87H61V86H60ZM76 87H78V86H76ZM76 87H75V88H76ZM80 87H79V88H80ZM86 87H87V84H86ZM96 87H97V86H96ZM117 87H118V85H117ZM117 87H115V88H117ZM134 87H135V86H134ZM134 87H132V88H134ZM159 87H160V86H159ZM166 87H167V86H166ZM169 87H170V86H169ZM171 87H172V86H171ZM171 87H170V88H171ZM179 87H180V86H179ZM179 87H178V89H179ZM233 87H234V85H233ZM252 87H253V86H252ZM30 88H31V87H30ZM65 88H67V87H65ZM70 88H71V87H70ZM105 88H106V87H105ZM138 88H139V87H138ZM140 88H143V87H140ZM146 88H147V87H146ZM151 88L154 89V87H151ZM160 88H161V87H160ZM160 88H159V89H160ZM174 88H175V87H174ZM185 88H186V87H184V89H185ZM4 89H6V88H4ZM4 89H3V90H4ZM13 89H14V87H13ZM13 89H12V90H13ZM26 89H27V88H26ZM31 89H32V91H33V88H31ZM44 89H45V88H43V90H44ZM50 89H51V87L49 88V90H50ZM53 89H54V87H53ZM57 89H58V88H57ZM57 89H56V90H57ZM73 89H74V88H73ZM80 89H81V88H80ZM80 89H79V90H80ZM90 89H91V87L89 88V90H90ZM95 89H96V88H95ZM109 89H111V87H110ZM113 89H114V88H112V91H113ZM120 89H121V87H120ZM124 89H125V87H124ZM155 89H156V88H155ZM168 89H169V88H168ZM178 89H177V90H178ZM181 89H183V88H181ZM195 89H196V88H194V90H195ZM205 89H206V88H205ZM222 89H223V88H222ZM253 89H254V88H253ZM16 90H17V88H16ZM22 90H23V88H22ZM24 90H25V89H24ZM24 90H23V92H24ZM35 90H37V88H36ZM35 90H34V91H35ZM60 90H62V89H60ZM66 90H67V89H66ZM66 90H65V91H66ZM71 90H72V88H71ZM106 90H108V89L106 88ZM106 90H105V91H106ZM118 90H119V89H118ZM121 90H122V89H121ZM125 90H126V89H125ZM136 90H137V88H136ZM161 90H162V89H161ZM194 90H193V92H194ZM200 90H201V89H200ZM229 90H230V89H229ZM247 90H248V89H247ZM6 91H7V90H6ZM14 91H15V90H14ZM28 91H29V90H28ZM34 91H33V92H34ZM37 91H38V90H37ZM62 91H63V90H62ZM65 91H64V92H65ZM68 91H69V88H68ZM68 91H67V93H68ZM72 91H73V90H72ZM72 91H71V92H72ZM74 91L76 92V90H74ZM74 91H73V92H74ZM99 91H100V90H99ZM105 91H104V92H105ZM116 91H117V90H116ZM148 91H150V90H147V92H148ZM154 91H155V90H154ZM156 91H159V90H156ZM171 91H173V89H171ZM174 91H175V93H178V91H176V89H174ZM183 91H184V90H183ZM215 91H217V90H215ZM215 91H214V92H215ZM222 91H223V90H222ZM237 91H238V90H237ZM2 92H3V91H2ZM2 92L0 91V99H1V95H2L1 93H2ZM4 92H5V91H4ZM7 92H10V91H7ZM25 92L28 93L26 90H25ZM43 92H44V91H41V97H40L39 95H37V97L39 96V97H38L39 99L43 97V96H42V95H43ZM45 92H46V89H45ZM45 92H44V93H45ZM56 92H57V91H56ZM56 92H55V93H56ZM58 92H61V91H58ZM78 92H79V91H78ZM81 92H82V91H81ZM91 92L94 93V92H96V91H91ZM91 92H89L90 94H87V95H91V94H93V93H91ZM97 92H98V90H97ZM97 92H96V93H97ZM104 92H103V93H104ZM130 92H131V88H130ZM133 92H134V91H133ZM138 92H140V89H138ZM144 92H146V91H144ZM144 92H143V93H144ZM166 92H167V91H166ZM168 92H170V91H168ZM5 93H6V92H5ZM18 93H19V91H18ZM34 93H36V91H35ZM53 93H54V92H53ZM53 93H52V94H53ZM86 93H87V92H86ZM96 93H95V94H96ZM103 93L100 94V92H98V95L100 94L101 96H103ZM113 93H114V91H113ZM113 93L111 94V92H110V95L108 96L107 92H105V94H107L108 97H111V95H113V96L115 97V95H114ZM116 93H117V92H116ZM116 93H115V94H116ZM140 93H141V92H140ZM148 93H149V92H148ZM180 93H181V90H180ZM185 93H186V92H185ZM185 93H184V94H185ZM188 93H189V92H188ZM190 93H191V92H190ZM204 93H205V92H204ZM225 93H226V92H225ZM260 93H261V92H260ZM6 94H7V93H6ZM6 94H4V96H5ZM10 94H13V92L10 93ZM14 94H15V93H14ZM14 94H13V95H14ZM20 94L22 95V92H20ZM20 94H19V95H20ZM30 94H31L32 96L34 95V94L31 92V90H30ZM37 94H38V93H37ZM48 94H49V93H48ZM50 94H51V93H50ZM61 94H63V92H62ZM65 94H66V92H65ZM69 94H70V93H69ZM69 94H68V95H69ZM117 94H118V93H117ZM137 94H138V93H137ZM146 94H147V93H146ZM146 94H145V95H146ZM150 94H151V93H150ZM155 94H156V92H155ZM157 94H158V93H157ZM172 94H173V93H172ZM197 94H198V93H197ZM230 94H231V93H230ZM238 94H239V93H238ZM19 95H18V96H19ZM31 95H30V96H31ZM63 95H64V94H63ZM71 95H72V96H71ZM71 95H69V96H70V97H73V94H71ZM75 95H77V94H75ZM87 95H86V96H87ZM122 95H123V94H122ZM169 95H170V94H168V96H169ZM173 95L175 96V94H173ZM176 95H178V94H176ZM187 95H188V94H187ZM216 95H217V94H216ZM240 95H241V93H240ZM4 96L2 95L3 98H4ZM8 96L10 97V95H8ZM14 96H15V95H14ZM24 96H25V95H24ZM32 96H31V97H32ZM35 96H36V95H35ZM52 96H53V95H52ZM55 96H56V95H55ZM61 96H62V95H61ZM69 96H68V97H69ZM77 96L80 97L79 95H77ZM104 96L106 97V95H104ZM113 96H112L111 98H114ZM116 96H117V95H116ZM118 96H119V94H118ZM150 96H154V95H153V92H152V95H150ZM209 96H210V95H209ZM9 97H8V98H9ZM12 97H13V96H12ZM12 97H11V98H12ZM15 97L17 98V96H15ZM19 97L21 98V96H19ZM27 97L29 98V94H28ZM27 97L25 96V98H27ZM31 97H30V98H31ZM47 97H49V95H48ZM57 97H58V93H57L56 99H57ZM66 97H67V94L64 96V98H66ZM68 97H67V98H68ZM75 97H76V96H75ZM84 97H85V96H84ZM88 97H89V96H88ZM88 97H87V100H88ZM92 97H94V95H92ZM99 97H100V96H99ZM105 97H102V98H105ZM136 97H137V96H136ZM160 97H162V96L160 95ZM164 97L167 98L166 96H164ZM171 97H172V95H171ZM179 97H180V96H179ZM183 97H184V96H183ZM196 97H197V95H196ZM202 97H203V96H202ZM223 97H224V96H223ZM225 97H226V96H225ZM227 97H228V96H227ZM244 97H245V96H244ZM5 98H6V97H5ZM20 98H19V99H20ZM22 98H23V97H22ZM22 98H21V99H22ZM28 98H27V100H25V99L22 100V101H24V100H25V101H28V102H25V101H24V103L21 102V99H20V100L17 99V100H19V101L23 104V107H25V106L28 107V106L30 105V104H29V100H30V99L28 100ZM85 98H86V97H85ZM85 98H84V99H85ZM95 98H97V97H95ZM115 98H116V97H115ZM115 98H114V100H115ZM139 98H140V96H139ZM147 98H148V97H147ZM174 98H175V97H174ZM185 98H186V96H185ZM241 98H243V97H241ZM13 99H14V98H13ZM33 99H34V96H33ZM42 99H43V100L46 99V96H45V98H42ZM47 99H49V98H47ZM47 99H46V100H47ZM50 99H51V96H50ZM54 99H55V98H54ZM71 99H72V98H71ZM77 99H78V98H77ZM84 99H83V95H82V100H84ZM106 99H107V98H106ZM106 99H104V100L102 99V100L104 101V102L102 101L103 104H104L106 101H109V102H110V100H106ZM121 99H122V98H121ZM121 99H120V100H121ZM126 99H128V98H126ZM140 99H142V98H140ZM156 99H157V98H156ZM168 99H169V98H168ZM170 99H171V98H170ZM179 99H180V98H179ZM201 99H202V98H201ZM229 99H230V98H229ZM249 99H250V98H249ZM2 100H3V99H1V101H2ZM35 100H36V99H35ZM43 100H40V101L43 102ZM63 100H64V99H63ZM63 100H62V101H63ZM68 100H69V98H68ZM79 100H80V99H79ZM82 100H80L79 102H77V100H74V102H75V104H76V103H80ZM92 100H94V98H93ZM92 100H91V98H90L89 102L91 101V103H93ZM96 100H97V99H96ZM96 100H94V101H95L94 103H96ZM105 100H106V101H105ZM112 100H113V99H112ZM114 100H113V102L111 101V103H109V104L111 105V104L113 103L112 105H116V103H114V102H115ZM116 100H117V99H116ZM118 100H119V99H118ZM120 100H119V102H120ZM123 100H124V99H123ZM133 100H134V99H133ZM144 100H145V98H144ZM144 100H142V102H143ZM148 100H149V99H147V102H148ZM150 100H151V97H150ZM150 100H149V101H150ZM165 100H166V99H164V101H165ZM188 100H189V99H188ZM222 100H223V99H222ZM10 101H12V103H13V100L10 99ZM14 101H15V100H14ZM30 101H32V100H30ZM40 101H39V102H40ZM56 101H59V100L57 99ZM56 101H54V102H56ZM60 101H61V100H60ZM124 101H125V100H124ZM124 101H123V102H124ZM129 101H131V100H129ZM129 101H128V102H129ZM157 101H158V100H157ZM161 101H162V100H161ZM178 101H179V100H178ZM190 101H191V100H190ZM204 101H205V100H204ZM216 101H217V100H216ZM225 101H226V100H225ZM231 101H232V99H231ZM234 101H235V99H234ZM3 102H4V101H3ZM6 102H7V101H6V99H5V104H8V103H9V102H7V103H6ZM35 102H36V101H34V102H32V103H35ZM39 102H38V104H39ZM45 102H46V101H45ZM45 102H43V104H45ZM47 102H48V100H47ZM47 102H46V103H47ZM51 102H52V101H51ZM64 102L66 103V101H64ZM70 102H71V103H74V102H72L71 100H69V102H67V105H68ZM83 102H84V101H83ZM85 102H86V101H85ZM100 102H101V101H100ZM121 102H122V100H121ZM131 102H132V101H131ZM133 102H134V101H133ZM133 102H132V103H133ZM151 102H152V101H151ZM167 102H168V101H167ZM169 102H170V101H169ZM169 102H168V104H169ZM191 102H192V101H191ZM1 103H2V102H1ZM18 103H19V102L15 103L16 105L13 104V106H16V107H17V104H18ZM25 103H26V104H25ZM27 103H28L29 105H28ZM40 103H41V102H40ZM48 103H49V102H48ZM62 103H63V102H62ZM71 103H70V104H71ZM94 103H93V104H94ZM102 103H101V104H102ZM107 103H108V102H106V104H107ZM134 103H135V102H134ZM136 103H137V102H136ZM161 103H162V102H161ZM161 103H160V104H161ZM174 103H175V102H174ZM224 103H225V102H224ZM224 103H222V105H224ZM227 103H228V102H227ZM229 103H230V102H229ZM236 103H237V102H236ZM10 104H11V102H10ZM35 104L38 105L37 103H35ZM52 104L54 105L53 102H52ZM57 104H58V102H57ZM59 104H60V103H59ZM75 104H73L74 107L76 106ZM82 104H83V103H81V105H82ZM87 104H88V103H87ZM123 104H124V103H123ZM126 104H127V103H126ZM129 104H130V103H129ZM138 104H139V103H138ZM138 104H137V105H138ZM153 104H154V103H153ZM163 104H165V103H163ZM211 104H212V103H211ZM0 105H2V104H0ZM11 105H12V104H11ZM39 105H42V104H39ZM67 105H66V106H67ZM73 105H72V106H73ZM79 105H80V104H79ZM95 105H96L95 108L91 106V107L94 108V109L90 108V109H92V111L89 110V112H93V110H95V109L97 110V108H100V109L102 108V107H97L99 104H95ZM104 105H105V104H104ZM104 105H103V108H104ZM110 105H107V106H110ZM120 105H122V103H121ZM120 105L118 104V106H120ZM175 105H176V104H174V106H175ZM178 105H179V104H178ZM183 105H184V104H183ZM187 105H188V104H187ZM220 105H221V104H220ZM237 105H238V104H237ZM8 106H10V105H8ZM18 106H19V105H18ZM30 106H31V105H30ZM49 106H51V105H49ZM58 106H59V105H58ZM60 106H61V105H60ZM62 106H63V107H62ZM62 106H61V108H64L65 105L62 104ZM66 106H65V107H66ZM83 106H85V104H84ZM83 106H82V107H83ZM101 106H102V105H101ZM107 106H105V107H107ZM118 106H116V107H118ZM123 106H124V108H123V107H122V108H123V111H124V109H125V107H126L127 105H126V106L123 105ZM165 106H166V104H165ZM181 106H182V104H181ZM19 107H20V106H19ZM35 107H36V106H35ZM51 107H52V109H53V106H51ZM51 107H49V108L51 109ZM77 107L79 108L80 106H77ZM77 107H75L76 110H77ZM87 107H88V106H86V108H84L85 111L88 110ZM111 107H112V106H111ZM111 107H110V108L107 107V108L112 109V111H114V110L120 108V107H119V108H116V107H115V108H111ZM136 107H137V106H136ZM136 107H135V108H136ZM146 107H147V106H146ZM153 107H154V106H153ZM153 107L151 106V108H153ZM155 107H156V106H155ZM170 107H171V106H170ZM183 107H184V106H183ZM192 107H193V106H192ZM195 107H196V106H195ZM6 108H7V106H6ZM11 108H12V106H11ZM29 108H32V107H29ZM29 108H28V109H29ZM33 108H34V106H33ZM33 108H32V109H33ZM38 108H39V107H38ZM42 108H43V107H42ZM42 108H39V109H41V113L43 112V114H45L48 110L46 111V109H44V110L46 111V112H45ZM54 108H55V107H54ZM59 108H60V107H59ZM59 108H56L57 110L53 109V112L58 111ZM61 108H60V109H61ZM67 108H68V106H67ZM72 108H73V107H72ZM103 108H102V109H103ZM107 108H106V109H107ZM130 108H131V107H130ZM142 108H143V107H142ZM142 108H141V109H142ZM164 108H165V107H164ZM173 108H174V107H173ZM176 108H177V107H176ZM181 108H182V107H181ZM190 108H191V107H190ZM217 108H218V107H217ZM219 108H220V106H219ZM231 108H232V107H231ZM247 108H248V107H247ZM2 109H3V108H2ZM9 109H10V108H9ZM9 109H8V111H9ZM13 109H14V108H13ZM13 109H12V110H13ZM15 109H16V108H15ZM15 109H14L13 111H15ZM18 109H19V108H17V110H18ZM22 109H23V108L20 107L21 112L18 110L19 112H16V114H17V113H19V114L21 113L20 115L22 116V111L24 112L27 108H25V109H23V110H22ZM32 109H31V112H32V113L29 112V110H28V114L35 115L36 113L34 112V114H33V111H34V110L32 111ZM47 109H48V108H47ZM52 109H51V110H52ZM60 109H59V110H60ZM69 109L71 110V107H69ZM69 109H66V110H67V113H66V111H64V112H65L66 114H68ZM81 109H82V108H80V111H81ZM100 109H98V111H100V112H98V113H101V115L103 114V116H104V114L106 113V109H104V110H105L104 113H102V110H100ZM113 109H114V110H113ZM132 109H133V107L131 108V110H132ZM138 109H139V108H138ZM148 109H149V108H148ZM178 109H179V108H178ZM209 109H210V108H209ZM240 109H241V108H240ZM260 109H261V108H260ZM12 110L10 109V111H12ZM37 110H38V109H37ZM42 110H43V111H42ZM51 110L48 111V114H49V112H50ZM73 110H74V108H73ZM73 110H72V112H73ZM78 110H79V109H78ZM126 110H129V108H127ZM126 110H125V111H126ZM145 110H146V108H145ZM153 110H154V109H153ZM163 110H164V109H163ZM173 110H174V109H173ZM179 110H180V109H179ZM214 110L216 111V108H215ZM218 110H219V109H218ZM238 110H239V109H238ZM3 111H5V110H3ZM6 111H7V110H6ZM85 111L83 110V112H85ZM120 111H121V110H120ZM120 111H119V110H118V111L116 110V112H114L113 114L116 115L115 113L120 112ZM123 111H121V112H123ZM133 111H135V110H133ZM138 111H139V110H138ZM148 111H151V110H148ZM206 111H207V110H206ZM26 112H27V111H26ZM26 112H25V114H27ZM51 112H52V111H51ZM51 112H50V113H51ZM58 112H59V114L62 113V114L64 115V113L61 112V110L58 111ZM58 112H57V114H58ZM60 112H61V113H60ZM70 112H71V111H70ZM74 112H75V110H74ZM76 112H77V111H76ZM78 112H79V111H78ZM78 112H77V113H78ZM95 112H96V111H95ZM107 112H108V109H107ZM121 112H120V113H121ZM128 112H129V111H128ZM128 112H127V114H128ZM143 112H144V111H143ZM157 112H158V111H157ZM168 112H169V111H168ZM187 112H188V111H187ZM200 112H202V111H200ZM204 112H205V111H204ZM204 112H203V113H204ZM208 112H209V111H208ZM210 112H211V111H210ZM222 112H223V111H222ZM230 112H231V111H230ZM234 112H235V111H234ZM238 112H239V111H238ZM8 113H11V112H8ZM13 113H15V112H13ZM13 113H12V114H13ZM39 113H40V111H39ZM79 113H80V112H79ZM81 113H82V111H81ZM108 113H109V115L112 114V112H111V114H110V112H108ZM135 113H136V112H135ZM138 113H139V112H138ZM182 113H183V110H182ZM184 113H185V112H184ZM206 113H207V112H206ZM217 113H218V112H217ZM236 113H237V112H236ZM248 113H249V112H248ZM250 113H251V112H250ZM0 114H1V113H0ZM4 114H5V113H4ZM16 114H14V115H12V116H15ZM53 114H54V113H53ZM53 114H49L50 116H46V117H50V119H51V115L53 116ZM55 114H56V113H55ZM55 114H54V115H55ZM59 114H58V116L60 117ZM62 114H61V116H62ZM66 114H65V117H63V119H60V121L63 122V123H64V120H65L64 118H67L68 115H71V113H70V114H68L67 117H66ZM95 114H96V113H95ZM132 114H133V113H132ZM140 114H141V113H140ZM158 114H159V113H158ZM166 114H167V113H166ZM169 114H170V112H169ZM215 114H216V113H215ZM5 115H7V113H6ZM5 115H3V116H5ZM20 115H19V117H20ZM23 115H24V113H23ZM41 115H42V114H41ZM75 115H76V114H75ZM86 115H87V111H86ZM88 115L90 116L91 114L88 113ZM88 115H87V117H88ZM98 115H99V114H98ZM109 115H108V116H109ZM120 115L122 116V113H121ZM128 115L131 117L130 114H128ZM133 115H134V114H133ZM133 115H132V116H133ZM144 115H145V114H144ZM154 115H155V113H154ZM177 115H178V114H177ZM179 115H180V114H179ZM185 115H186V114H185ZM189 115H190V114H189ZM237 115H238V114H237ZM7 116H9V115H7ZM7 116H6V117H7ZM10 116H11V115H10ZM30 116H31V115H30ZM36 116H37V114H36ZM36 116H34V117L32 116V117L35 118ZM38 116H39V114H38ZM44 116H45V115H44ZM44 116H43V117H44ZM56 116H57V115H56ZM73 116H74V114H73ZM78 116H80V114H79ZM78 116H75V117H78ZM81 116H84V118H85V113H84L83 115L81 114ZM81 116H80V117H81ZM95 116H96V115H95ZM95 116H94V117H95ZM99 116H100V115H99ZM103 116H102V118H103ZM105 116L107 117V115H105ZM105 116H104V118H105ZM117 116H118V115H117ZM123 116H124V114H123ZM141 116H142V115H141ZM183 116H184V115H183ZM201 116H202V115H201ZM0 117H1V118H5V117H2V115H1ZM16 117H18V116L16 115ZM39 117H40V116H39ZM59 117H58V118H59ZM87 117H86V118H87ZM135 117H136V116L134 115V118H135ZM148 117H149V116H148ZM186 117H187V116H186ZM202 117H203V116H202ZM213 117H214V116H213ZM252 117H253V116H252ZM254 117H255V116H254ZM1 118H0V119H1ZM13 118H15V117H13ZM13 118H12V120H13ZM21 118H22V117H21ZM27 118H31V117L28 116ZM33 118H32V119H33ZM40 118H41V117H40ZM40 118H37L38 121H39V120L41 121ZM54 118H55V117H54ZM54 118H53V119H54ZM70 118H71V117H70ZM72 118H73V117H72ZM72 118H71V119H72ZM81 118H83V117H81ZM84 118H83V120H82L83 123H85V122H84V121H85ZM89 118H91V117H88V119H89ZM96 118H97V116H96ZM98 118H100V117H98ZM104 118H103V119H104ZM118 118H119V117H118ZM143 118H144V117H143ZM149 118H150V117H149ZM149 118H148V119H149ZM151 118H152V117H151ZM173 118H174V117H173ZM189 118H191V117H189ZM216 118H217V117H216ZM238 118H239V117H238ZM5 119H6V118H5ZM9 119H10V117H9ZM9 119H8V120H9ZM17 119L20 121L19 118H17ZM22 119H23V118H22ZM32 119H31V122L34 121V120H32ZM35 119H36V118H35ZM37 119H36V120H37ZM45 119H47V118H45ZM73 119H74V118H73ZM73 119H72V120H73ZM78 119H80V118H77L76 120H78ZM93 119H95V118L92 117V120H93ZM100 119H101V118H100ZM116 119H117V118H116ZM138 119H140V115H139V118H138ZM177 119H178V118H177ZM195 119H196V118H195ZM202 119H203V118H202ZM209 119H210V118H209ZM212 119H213V118H212ZM235 119H236V118H235ZM247 119H248V118H247ZM1 120H2V119H1ZM6 120H7V119H6ZM6 120H5V121H6ZM14 120H16V119H14ZM26 120H27V119H26ZM28 120H29V122H30V119H28ZM48 120H49V119H48ZM67 120L69 121V117L67 118ZM76 120H74V122H75ZM80 120H81V119H80ZM97 120H98V119H97ZM142 120H143V119H142ZM151 120H152V119H151ZM153 120H154V118H153ZM10 121H11V120H10ZM19 121H18V122H19ZM42 121H44V120H42ZM45 121H46V120H45ZM45 121H44V123H43L44 126H45ZM51 121H52V119H51ZM65 121H66V120H65ZM68 121H67L66 124H68ZM93 121H94V120H93ZM100 121H101V120H100ZM134 121H135V120H134ZM138 121H141V120H138ZM213 121H214V120H213ZM219 121H220V120H219ZM2 122H3V121H2ZM2 122H1V124H2ZM23 122H24V119H23ZM26 122H27V121H25V124H27V126H28L29 124H31V126H32V124H35L34 126H36V124H37V123H35V121L32 122V123H29V122L26 123ZM57 122H59V121H57ZM61 122H60L59 124H60L61 126H63V125L61 124ZM72 122H73V121H71L70 123H72ZM74 122H73V123H74ZM117 122H118V121H117ZM132 122H133V119H132ZM135 122H136V121H135ZM141 122L143 123V121H141ZM153 122H155V121H153ZM220 122H221V121H220ZM223 122H224V120H223ZM248 122H249V121H248ZM8 123H9V122H6V123L4 122V124H6V125H7ZM19 123H20V126H21V123H22V122L20 121ZM136 123H137V122H136ZM150 123H151V122H150ZM225 123H226V122H225ZM236 123H237V121H236ZM4 124H3V125H4ZM12 124H16V126H19V124L17 125V122H16V123L12 122ZM22 124H23V123H22ZM39 124H40V123H39ZM48 124H51V123L49 122ZM56 124H58V123H56ZM56 124H55V125H56ZM132 124H133V123H132ZM139 124H140V123H139ZM163 124H164V123H163ZM213 124H214V123H213ZM23 125H24V124H23ZM60 125H59V128H60ZM83 125H84V124H83ZM127 125H128V124H127ZM133 125H134V124H133ZM151 125H152V124H151ZM187 125H188V124H187ZM248 125H249V124H248ZM4 126H5V125H4ZM4 126H3V128H4ZM12 126H14V128L16 129L15 125H12ZM12 126H11V127H12ZM34 126H33V127H34ZM52 126H54V124H52ZM84 126H85V125H84ZM84 126H83V127H84ZM149 126H150V125H149ZM165 126H166V125H165ZM230 126H231V125H230ZM251 126H252V125H251ZM9 127H10V126H9ZM9 127H8V128H9ZM150 127H151V126H150ZM197 127H198V126H197ZM199 127H200V126H199ZM237 127H238V126H237ZM259 127H260V126H259ZM5 128H6V130H7V126H6ZM17 128H18V127H17ZM21 128H23V127L21 126ZM27 128H28V127H27ZM29 128H30V125H29ZM41 128H42V127H41ZM48 128H49V127H48ZM48 128H47V129H48ZM139 128H140V126H139ZM145 128H146V125H145ZM195 128H196V127H195ZM208 128H209V127H208ZM231 128H232V127H231ZM256 128H257V126H256ZM0 129H1V128H0ZM15 129H14V130H15ZM18 129H19V128H18ZM34 129H35V128H34ZM55 129H56V127H55ZM57 129H58V128H57ZM57 129H56V130H57ZM84 129H85V128H84ZM88 129H89V128H88ZM123 129H124V128H123ZM150 129H151V128H149V130H150ZM157 129H158V128H156V130H157ZM3 130H5V129H3ZM9 130H10V128H9ZM23 130H24V129H23ZM28 130H29V129H28ZM53 130H54V129H53ZM53 130H52V128H51L50 133H51V132L53 133ZM76 130H77V129H76ZM81 130H82V128H81ZM153 130H155V129H153ZM161 130H162V129H161ZM197 130H198V129H197ZM10 131H11V130H10ZM12 131H13V127H12ZM16 131H17V130H16ZM25 131H26V130H25ZM25 131H24V132H25ZM29 131H30V130H29ZM29 131H28V132H29ZM31 131H32V130H31ZM31 131H30V132H31ZM38 131H39V130H38ZM40 131H41L40 134H42V133L44 132V129H43V130H40ZM46 131H47V133H48V130H46ZM59 131H60V130H59ZM63 131H64V130H63ZM139 131H140V130H139ZM139 131H137V132H139ZM151 131H152V129H151ZM0 132H1V130H0ZM4 132H5V131H4ZM6 132H7V131H6ZM30 132H29V133H30ZM35 132H37L36 130L34 131V134L37 135V133H35ZM84 132H85V131H84ZM88 132H89V131H88ZM90 132H91V131H90ZM232 132H233V131H232ZM15 133H16V132H15ZM18 133H21V131L19 130ZM25 133H26V134L28 135V137H29V134L27 133V131H26ZM32 133H33V132H32ZM38 133H39V132H38ZM44 133H45V132H44ZM54 133H55V132H54ZM54 133H53V134H54ZM56 133L58 134L57 131H56ZM56 133H55V134H56ZM134 133H136V131H135ZM157 133H158V131H157ZM222 133H223V132H222ZM254 133H255V132H254ZM5 134H6V133H5ZM8 134H10L9 131H8ZM12 134H13V133L11 132V135H12ZM16 134H17V133H16ZM23 134H24V133H23ZM34 134H32V135L30 134V136H33ZM83 134H84V133H83ZM90 134H91V133H90ZM92 134H93V133H92ZM129 134H130V133H129ZM129 134H125L126 137H127V135H129ZM159 134H160V133H159ZM220 134H221V133H220ZM2 135H3V139H4V137H6V139H7L8 136H4V133H3ZM6 135H7V134H6ZM17 135H18V134H17ZM19 135H20V134H19ZM19 135H18V137H19ZM27 135H26V136H27ZM36 135H34V137H36ZM38 135H39V134H38ZM84 135H85V134H84ZM88 135H89V134H88ZM131 135H132V134H131ZM134 135H135V134H134ZM139 135H140V134H139ZM141 135H142V133H141ZM15 136H16V135H15ZM24 136H25V135H24ZM26 136H25V137H26ZM51 136H52V134H51ZM93 136H95V134H93ZM136 136H137V135H136ZM146 136H147V135H146ZM197 136H198V134H197ZM215 136H216V135H215ZM225 136H226V135H225ZM236 136L238 137V135H236ZM1 137H2V136H1ZM9 137H10V135H9ZM13 137H14V134H13ZM18 137H17V138H18ZM34 137H30V139H28L29 142H30V141L32 140V138H34ZM38 137L41 138V137H43V135H39ZM44 137H45V136H44ZM55 137H57V136L55 135L54 138H55ZM59 137H60V135H59ZM73 137H74V136H73ZM83 137H84V136H83ZM164 137H166V136H164ZM168 137H169V136H168ZM203 137H204V136H203ZM245 137H246V136H245ZM254 137H255V136H254ZM11 138H12V137H11ZM17 138H15V139H17ZM22 138H24V137H21V135H20V139H21L22 144H23V139H22ZM36 138H37V137H36ZM46 138H49V135H48V137L46 136L45 139H46ZM89 138L92 139L93 137H89ZM128 138H129V137H128ZM143 138H144V135H143ZM185 138H186V137H185ZM190 138H191V137H190ZM201 138H202V137H201ZM205 138H207V137H205ZM243 138H244V137H243ZM6 139H5V140H6ZM15 139H14V140H15ZM25 139H26V138H25ZM25 139H24V141H25ZM41 139L44 140V138H41ZM41 139H38V141L40 142ZM49 139H51V138H49ZM55 139H56V138H55ZM60 139L62 140V138H60ZM90 139H89V140H90ZM99 139H100V137H99ZM133 139H134V138H133ZM135 139H136V138H135ZM139 139H140V138H139ZM166 139H167V138H166ZM0 140H2V138H1ZM5 140H4V142H6ZM10 140L12 141L13 139H10ZM28 140H26L25 142L27 143ZM47 140H48V139H47ZM58 140H59V138H58ZM82 140H84V139H82ZM97 140H98V139H97ZM97 140H96V141H97ZM101 140H102V139H101ZM140 140H141V139H140ZM151 140H152V139H151ZM213 140H214V139H213ZM245 140H246V139H245ZM250 140H251V139H250ZM7 141H9V140H7ZM15 141H16V140H15ZM41 141H42V140H41ZM45 141H46V140H45ZM55 141H56V140H55ZM62 141H64V140H62ZM70 141H74V142H75V140H70ZM93 141H94V140H93ZM153 141H154V140H153ZM160 141H161V140H160ZM2 142H3V141H2ZM4 142H3V143H4ZM31 142H34V143H35V144L33 143L34 145H30L31 147L29 146L31 149H33L34 146H39L38 143L36 144L37 141L35 142V140H34V141H31ZM31 142H30V144H32ZM47 142H48V141H47ZM49 142H52V141H49ZM57 142H58V144H59L61 141H60V142L57 141ZM83 142L86 143L85 140H84ZM91 142H92V140H91ZM97 142H99V141H97ZM97 142H96V144H97ZM138 142H139V141H138ZM157 142H158V141H157ZM194 142H195V141H194ZM217 142H218V141H217ZM232 142H233V141H232ZM0 143H1V141H0ZM15 143H16V142H14L13 145H14ZM17 143H19L20 145H22V144L20 143L19 140H18ZM42 143H43V141H42ZM55 143H56V142H55ZM68 143H69V142H68ZM77 143H78V141L75 143V145L73 144V142L70 143V144H71V145H74L73 148H76L75 146H76ZM87 143H88V142H87ZM155 143H156V142H155ZM201 143H203V142H201ZM222 143H223V142H222ZM250 143H251V142H250ZM8 144H9V143H8ZM8 144L5 143V145H7V146H8ZM10 144H11V143H10ZM10 144H9V146H10ZM44 144H45V143H44ZM48 144H49V143H48ZM51 144H52V143H51ZM53 144H54V142H53ZM58 144H57V145H58ZM60 144H61V143H60ZM64 144H66V145H68V144L63 142V145H62V146H64V147H66V149H68V147L65 146ZM82 144H83V143H82ZM93 144H95V143L93 142ZM157 144H158V143H157ZM157 144H156V145H157ZM204 144H205V143H204ZM3 145H4V144H3ZM71 145H69V148L71 147ZM86 145H87V144H86ZM97 145H98V144H97ZM142 145H143V144H142ZM191 145H192V144H191ZM202 145H203V144H202ZM209 145H210V144H209ZM209 145H208V146H209ZM214 145H215V143H214ZM214 145H213V146H214ZM254 145H255V144H254ZM0 146H1V145H0ZM16 146H17V145H16ZM16 146L14 145V147H16ZM24 146H26V144H25ZM32 146H33V147H32ZM44 146H46V145H44ZM51 146H52L53 149H55V147H53V145H51ZM51 146H49V147H51ZM54 146H56V145H54ZM59 146H60V145H59ZM83 146H84V144H83ZM87 146H88V145H87ZM92 146H93V145H92ZM98 146H99V145H98ZM187 146H188V145H187ZM3 147H4V146H3ZM10 147H11V146H10ZM10 147H9V149H11V150H9V149L7 148V149H8V152H10V151L13 152V151H12V147H11V148H10ZM29 147H28V149H29ZM41 147H42V145H41ZM49 147H46V149L49 148ZM64 147H63V148H64ZM78 147H79V146H78ZM93 147H94V146H93ZM132 147H133V145H132ZM170 147H171V146H170ZM201 147H202V146H201ZM221 147H222V146H221ZM221 147L219 148L220 151H222V150H221ZM244 147H246V146H244ZM4 148H5V147H4ZM16 148L20 149V146H19V147H16ZM16 148H15V149H16ZM39 148H40V147H39ZM52 148H51V149H52ZM59 148H60V147H59ZM59 148L57 149V147H56V149H57V150H56V153H57V154H55V152H54L55 150H54V151L51 150V151L54 153V156H53V157H57L59 153H61V155L63 154L62 151L58 153ZM63 148H61L60 150H62ZM79 148H80V147H79ZM81 148H82V147H81ZM99 148H100V147H99ZM150 148H151V147H150ZM160 148H161V147H160ZM164 148H165V147H164ZM197 148H198V147H197ZM199 148H200V147H199ZM202 148H203V147H202ZM202 148H201V149H202ZM216 148H217V146H216ZM235 148H236V147H235ZM246 148H247V147H246ZM1 149H3L2 146H1ZM1 149H0V150H1ZM7 149H4V150H7ZM23 149L25 150V148H24L23 145H22V152H23ZM28 149L26 148L25 151H27ZM31 149H30V151H31ZM76 149H78V148H76ZM201 149H200V150H201ZM205 149H206V148H205ZM233 149H234V148H233ZM13 150H14V149H13ZM38 150H39V149H38ZM44 150H45V147H44ZM44 150H43V151H44ZM60 150H59V151H60ZM69 150H70V149H69ZM152 150H153V149H152ZM163 150H164V149H163ZM177 150H178V149H177ZM223 150H225V149L223 148ZM228 150H229V149H228ZM34 151H35V149H34ZM43 151H41V152H43ZM45 151H47V154L50 155L49 157H45V158H46V159H47V158H52V154H53V153H48V152H51L50 150H45ZM63 151H64V155H62V156H64L65 158L68 157V155L70 156V154L72 155V152H71V153L68 152V155L66 156L65 154H67V151H65V150H63ZM74 151H75V149H74ZM203 151H204V150H203ZM220 151H219V152H220ZM243 151H244V150H243ZM0 152H2V151H0ZM3 152H4V151H3ZM5 152H6V151H5ZM8 152H7V153H8ZM14 152H17V150L14 151ZM27 152H29V151H27ZM31 152H32V151H31ZM39 152H40V150H39ZM77 152H78V150H77ZM133 152H134V151H133ZM207 152H208V151H207ZM214 152H215V151H214ZM216 152H218V151L216 150ZM216 152H215V153H216ZM219 152H218V153H219ZM248 152H249V151H248ZM248 152H247V153H248ZM7 153H5V154L2 153V154H3V155H6ZM35 153H36V151H35ZM35 153H34V154H35ZM37 153H38V152H37ZM74 153H75V152H74ZM130 153H131V152H130ZM153 153H154V152H153ZM179 153H180V152H179ZM210 153H211V152H210ZM232 153H233V151H232ZM237 153H238V152H237ZM2 154L0 153L1 156H3ZM19 154H21V151L19 152ZM22 154H24V152H23ZM29 154H30V152H29ZM31 154H32V153H31ZM34 154H33V156H34ZM44 154H45V152H44ZM44 154H43V155H44ZM47 154H45V156H46ZM76 154H77V153H76ZM191 154H192V153H191ZM191 154H190V156H188V158L191 157V156L193 155V154H192V155H191ZM195 154H196V153H195ZM9 155H10V154H8V156H9ZM11 155H16V154L12 153ZM17 155H18V154H17ZM17 155H16V156H17ZM24 155H26L27 157H31V155L28 156V154H24ZM48 155H47V156H48ZM77 155H78V154H77ZM154 155H155V154H154ZM156 155H157V154H156ZM204 155H206V154H204ZM215 155L217 156V154H215ZM219 155H220V154H219ZM221 155H222V154H221ZM1 156H0V159H3V161H4V158H2ZM26 156H25V157H26ZM40 156H41V155H40ZM59 156H60V154H59ZM62 156L57 157V158L60 159ZM72 156H73V155H72ZM98 156H99V155H98ZM148 156H149V155H148ZM172 156H173V155H172ZM235 156H236V155H235ZM18 157H22V156H21V155H20V156L18 155ZM38 157H39V156H38ZM38 157L35 156V158H37V159H38ZM64 157H63V158H64ZM209 157H211V156H209ZM221 157H224V156H221ZM5 158H6V157H5ZM14 158H16L15 160H17V157H14ZM43 158H44V157H42V159H43ZM65 158H64V159H65ZM74 158H76V156H75ZM150 158L152 159V157H150ZM164 158H165V157H164ZM216 158H217V157H216ZM231 158H232V157H231ZM240 158H241V157H240ZM6 159L9 160L10 157H9V158L7 157ZM6 159H5V160H6ZM29 159H30V158H29ZM31 159H33V158H31ZM40 159H41V158H40ZM53 159H54V158H53ZM53 159H49V161H51V160H53ZM59 159H58V160H59ZM68 159H69V158H68ZM78 159H79V156L75 159V161L77 160V162H78ZM145 159H146V158H145ZM213 159L215 160V157H214ZM11 160H12V162H13L14 159H11ZM11 160H9V161L11 162ZM18 160H19V159H18ZM20 160H21V159H20ZM34 160H35V163H36L37 165L33 162V160H32V161L29 160V161L33 162L36 166H38L39 164H40V166H43V164L41 165V162H40V161L38 162V163H39V164H38V163L36 162V159H34ZM55 160H56V158H55ZM69 160H70V159H69ZM83 160H85V158H83ZM143 160H144V159H143ZM167 160H168V158H167ZM240 160H241V159H240ZM9 161H7V162L9 163ZM59 161H60V160H59ZM59 161H56V162L58 163ZM67 161H68V160H67ZM67 161H65V166H64L63 168H65V167L68 166ZM71 161H73V159H72ZM79 161H80V160H79ZM131 161H132V160H131ZM144 161H146V160H144ZM150 161H151V160H150ZM157 161H158V160H157ZM194 161H195V160H194ZM200 161H201V160H200ZM217 161H218V160H217ZM228 161H229V160H228ZM1 162H2V161H1ZM1 162H0V163H1ZM4 162H5V161H4ZM18 162H19V161H17L16 163H18ZM25 162H26V161H25ZM25 162L23 163L24 165H25ZM27 162H28V161H27ZM46 162H47V161H46ZM54 162H55V161H54ZM69 162H70V161H69ZM73 162H74V161H73ZM161 162H162V161H161ZM220 162H221V161H220ZM220 162H219V163H220ZM248 162H250V161H248ZM8 163H6V164H8ZM13 163H14V165H15V161H14ZM29 163H30V162H29ZM33 163H32V165L34 166ZM44 163H45V161H44ZM66 163H67V164H66ZM74 163H75V162H74ZM74 163H73V164H74ZM80 163H81V162H80ZM128 163H129V162H128ZM130 163H131V162H130ZM144 163H145V162H144ZM191 163L193 164V162H191ZM194 163H195V162H194ZM19 164H20V163H19ZM19 164H18L17 166H19ZM21 164H22V163H21ZM27 164H28V163H26V165H27ZM63 164H64V163H63ZM63 164H61V165H63ZM70 164H71V163H70ZM145 164H146V163H145ZM155 164H156V163H155ZM192 164H191V165H192ZM246 164H247V163H246ZM2 165H3V163H2ZM2 165H0V166H2ZM10 165H12V164H10ZM14 165H12V169H13V166H14ZM24 165H23V167H22V166H21V167L24 168V167L26 166V165H25V166H24ZM30 165H31V164H30ZM32 165H31V167H32ZM53 165H55L54 167L56 168V165H57V164H54V163H53ZM59 165H60V164H59ZM66 165H67V166H66ZM130 165H131V164H130ZM132 165H133V164H132ZM132 165H131V166H132ZM162 165H164V164H162ZM205 165H206V164H205ZM205 165H204V166H205ZM212 165H213V164H212ZM4 166L6 167V165H4ZM27 166H28V165H27ZM40 166H39L38 168H40ZM44 166H45V165H44ZM44 166H43V169H44ZM48 166H49V165H48ZM50 166H52V165H50ZM50 166H49V167H50ZM75 166H76V163L74 164V168H72V167H71V168H70V167L68 168V167H67L66 169H67V170H68V169H72V170H73V169H75ZM78 166H79V165H78ZM78 166H76V168H77ZM82 166H83V165H82ZM82 166H81V168H82ZM104 166H105V165H104ZM137 166H138V165H137ZM155 166H156V165H155ZM222 166H223V165H222ZM7 167H8V165H7ZM52 167H53V166H52ZM52 167H51V168H52ZM59 167H61V166H59ZM79 167H80V166H79ZM101 167H102V166H101ZM171 167H172V166H171ZM202 167H203V166H202ZM216 167H217V166H216ZM220 167H221V166H220ZM9 168H11V167L9 166ZM9 168H8V169H9ZM28 168H29V167H28ZM41 168H42V167H41ZM46 168H48V167H46ZM61 168H62V167H61ZM81 168H80V169H81ZM108 168H109V167H108ZM243 168H246V167H243ZM19 169H20V167H19ZM24 169H26V167H25ZM32 169H33V171H34V170L36 171V168H35V169L32 168ZM43 169H42V171H43ZM48 169H49V168H48ZM48 169H46L47 172H48ZM80 169H78V170H80ZM106 169H107V168H106ZM139 169H141V168H139ZM192 169L194 170V168H192ZM234 169H235V168H234ZM3 170H5V169L3 168ZM17 170H18V168L16 169V167H15V171H17ZM22 170H23V169H22ZM22 170H21V171H22ZM29 170H31V169H29ZM44 170H45V169H44ZM49 170H50V169H49ZM53 170H54V169H52V170L50 171V173H51V172L54 173ZM55 170H56V169H55ZM64 170H65V169H64ZM76 170H77V169H76ZM82 170H83V168H82ZM103 170L105 171V168H103ZM109 170H110V169H109ZM150 170H151V169H150ZM227 170H228V169H227ZM230 170H231V169H230ZM238 170H239V169H238ZM1 171H2V167H1ZM1 171H0V173L2 174L3 171H2V172H1ZM10 171H11V170H10ZM10 171L8 170V172H7V170H6V172L9 173V174H10ZM21 171H20V174L23 172V171H22V172H21ZM27 171H28V170H27ZM56 171H58V170H56ZM62 171H63V170H62ZM85 171H86V170H85ZM153 171H154V170H153ZM181 171H182V170H181ZM197 171H198V170H197ZM197 171H195V172H197ZM221 171H222V169H221ZM13 172H14V171H13ZM18 172H19V170H18ZM39 172H40V174H42V173H41V169H40ZM39 172H38V170L36 171V173H38V174H39ZM66 172H67V171H66ZM70 172H72V171H69V173H70ZM74 172H75V171H74ZM82 172H83V171H82ZM132 172H133V171H132ZM193 172H194V171H193ZM254 172H255V171H254ZM256 172H257V171H256ZM4 173H5V171H4ZM24 173H26V172H24ZM34 173H35V172H34ZM44 173H45V172H44ZM48 173H49V172H48ZM55 173H56V172H55ZM57 173H59V172H57ZM57 173H56V174H57ZM155 173H156V172H155ZM211 173H212V172H211ZM213 173H214V172H213ZM245 173H246V171H245ZM260 173H261V172H260ZM12 174H13V173H12ZM14 174H15V172H14ZM16 174H17V173H16ZM80 174H82V173H80ZM80 174H79V180H80V177H82V176H80ZM85 174H86V172H85ZM129 174H130V173H129ZM145 174H146V173L144 172V175H145ZM150 174H151V173L149 172V175H150ZM179 174H180V173H179ZM198 174H199V173H198ZM226 174H227V173H226ZM240 174H241V173H240ZM4 175H6V174H4ZM7 175H8V174H7ZM17 175H18V174H17ZM17 175H16V176H17ZM21 175H22V174H21ZM31 175H32V174H31ZM49 175H50V174H49ZM58 175H59V177L62 176L61 174H58ZM60 175H61V176H60ZM76 175H77V174H76ZM76 175H75L74 178H76ZM131 175H132V174H131ZM134 175H135V174H134ZM144 175H143V176H144ZM149 175L146 174V176H149ZM152 175H154V174H152ZM156 175H157V174H156ZM158 175H159V174H158ZM176 175H177V174H176ZM185 175H186V174H185ZM216 175H217V172H216ZM1 176H2V177H1ZM1 176H0V177H1L0 180L3 181V179H5V178L3 177V174H2ZM29 176H30V175H29ZM50 176H51V175H50ZM50 176H48V177L51 178ZM54 176H56V175L53 174L52 178H53ZM71 176H72V175H71ZM85 176H88V175H85ZM85 176H84V177H85ZM137 176H139V175H137ZM146 176H145V177H146ZM150 176H151V175H150ZM6 177L9 178V176H6ZM13 177L15 178V175H14V176L12 175V178H13ZM34 177H35V176H34ZM44 177H46V175H45ZM62 177H63V176H62ZM84 177H82V178H84ZM151 177H152V176H151ZM155 177H156V176H155ZM155 177H154V178H155ZM176 177H177V176H176ZM186 177H187V176H186ZM232 177H233V175H232ZM238 177H239V176H238ZM249 177H250V176H249ZM10 178H11V177H10ZM10 178H9V179H10ZM31 178H32V177H31ZM37 178H38V180H39V177H37ZM40 178H41V177H40ZM49 178H48V180H49ZM205 178H206V177H205ZM225 178H226V177H225ZM242 178H243V177H242ZM42 179H44V178H42ZM54 179H55L54 181L56 182L57 179H56V178H54ZM72 179H73V178H72ZM86 179H87V178H86ZM133 179H135V178H133ZM147 179H149V178L147 177ZM228 179H229V178H228ZM15 180H16V179H15ZM32 180H35V179H32ZM50 180H51V179H50ZM60 180H61V179H60ZM77 180H78V176H77ZM79 180H78V181H79ZM87 180H88V179H87ZM153 180H154V179H153ZM155 180H156V179H155ZM220 180H221V179H220ZM7 181H9V180L7 179ZM7 181H6V182H7ZM57 181H58V180H57ZM74 181H75V182H73V183H74V185H76L78 181L76 182L75 179H74ZM84 181H85V179H84ZM139 181H140V180H139ZM149 181H150V180H149ZM184 181H185V180H184ZM257 181H258V180H257ZM3 182H4V181H3ZM6 182H4V183H6ZM14 182H15V181H12L11 184L14 183ZM36 182H38V181L36 180ZM40 182H43V180L40 181ZM86 182H87V181H86ZM89 182H90V181H89ZM93 182H94V181H93ZM129 182H130V181H129ZM131 182H132V181H131ZM147 182H148V181H147ZM168 182H169V181H168ZM193 182H194V181H193ZM217 182H218V181H217ZM251 182H252V181H251ZM8 183H10V182H7V184H8ZM33 183H34V182H33ZM43 183L45 184V182H43ZM59 183H60V182H59ZM70 183H71V182H70ZM80 183H81V182H80ZM82 183H83V182H82ZM95 183H97V182H95ZM157 183H158V182H157ZM157 183H156V184H157ZM198 183H199V182H198ZM227 183H228V182H227ZM7 184H6V185H7ZM36 184H37V183H36ZM86 184H87V183H85L84 185H86ZM231 184H232V183H231ZM239 184H240V183H239ZM0 185H1V183H0ZM72 185H73V184H72ZM88 185H89V184H88ZM135 185H136V184H135ZM137 185H138V184H137ZM142 185H143V184H142ZM149 185H150V184H149ZM160 185H161V184H160ZM260 185H261V184H260ZM3 186H5V184H3ZM8 186H11V185L8 184ZM12 186H13V185H12ZM70 186H71V185H70ZM76 186H77L76 188H78V185H76ZM131 186H132V185H131ZM179 186H180V184H179ZM196 186H197V185H196ZM71 187H72V186H71ZM132 187H134V186H132ZM144 187H145V186H144ZM158 187H159V186H158ZM199 187H200V185H199ZM245 187H246V186H245ZM262 187H263V186H262ZM1 188H2V187H1ZM1 188H0V189H1ZM4 188H5V187H4ZM7 188H8V187H7ZM7 188H6V189H7ZM80 188H81V187H80ZM160 188H161V187H160ZM190 188H191V187H190ZM201 188H202V187H201ZM12 189H13V188H12ZM70 189H71V188H70ZM227 189H228V188H227ZM1 190H4V189H1ZM14 190H15V189H14ZM71 190H72V189H71ZM79 190H80V189H79ZM84 190H85V189H84ZM130 190H131V188H130ZM132 190H133V188H132ZM142 190H143V189H142ZM153 190H154V189H153ZM199 190H200V189H199ZM202 190H203V189H202ZM207 190H208V189H207ZM235 190H236V189H235ZM56 191H57V190H56ZM135 191H137V190H134V192H135ZM159 191H160V190H159ZM187 191H188V190H187ZM216 191H217V190H216ZM226 191H227V190H226ZM0 192H1V191H0ZM5 192H6V191H5ZM5 192H4V193H5ZM8 192H9V191L7 190L6 193L8 194ZM13 192H14V191H12V193H13ZM15 192H16V191H15ZM79 192H80V191H79ZM84 192H85V191H84ZM147 192H148V191H147ZM150 192H151V191H150ZM167 192H168V191H167ZM1 193H3V192H1ZM4 193H3V194H4ZM66 193H67V192H66ZM82 193H83V192H82ZM82 193H81V194H82ZM86 193H87V192H86ZM89 193H90V192H89ZM89 193L86 194V195H89ZM137 193H138V192H137ZM151 193H152V192H151ZM179 193H180V192H179ZM215 193H216V192H215ZM3 194H2V196H3ZM160 194H161V193H160ZM201 194H202V193H201ZM30 195H31V194H30ZM147 195H148V194H147ZM156 195H157V194H156ZM191 195H193V194H191ZM4 196H5V195H4ZM4 196H3V198H4ZM68 196H69V195H68ZM74 196H75V195H74ZM77 196H78V195H77ZM80 196H81V195H80ZM80 196H79V197H80ZM82 196H83V195H82ZM157 196H158V195H157ZM166 196H167V193H166ZM174 196H175V194H174ZM205 196H206V195H205ZM0 197H1V196H0ZM83 197H84V196H83ZM88 197L90 198V196H87V198H88ZM104 197H105V195H104ZM150 197H151V196H150ZM153 197H154V196H153ZM183 197H184V196H183ZM53 198H54V197H53ZM55 198H56V197H55ZM60 198H61V197H60ZM168 198H169V197H168ZM193 198H195V197H193ZM46 199H47V198H46ZM77 199H78V198H77ZM104 199H105V198H104ZM107 199H108V198H107ZM107 199H106V200H107ZM166 199H167V198H166ZM174 199H175V198H174ZM178 199H179V198H178ZM191 199H192V198H191ZM12 200H13V199H12ZM22 200H23V199H22ZM47 200H48V199H47ZM57 200H58V199H57ZM79 200H80V198H79ZM88 200H90V199H88ZM100 200H101V198H100ZM142 200H143V199H142ZM179 200H180V199H179ZM181 200H182V199H181ZM194 200H195V199H194ZM226 200H227V199H226ZM25 201H26V200H25ZM27 201H28V200H27ZM44 201H45V199H44ZM50 201H51V200H50ZM59 201H60V200H59ZM144 201H145V200H144ZM144 201H143V202H144ZM162 201H163V200H162ZM167 201H168V200H167ZM167 201L165 200V202H167ZM169 201H170V200H169ZM171 201H172V200H171ZM192 201H193V200H192ZM192 201H190V202H192ZM197 201H198V200H197ZM197 201H196V202H197ZM0 202H1V201H0ZM5 202H6V201H4V203H5ZM55 202H56V199H55ZM107 202H108V201H107ZM139 202H140V201H139ZM156 202H157V201H156ZM20 203H24V201H23V202H20ZM53 203H54V202H53ZM53 203H52V204H53ZM77 203H78V202H77ZM81 203H82V202H81ZM94 203H95V202H94ZM98 203H99V201H98ZM126 203H127V202H126ZM126 203H125V204H126ZM135 203H136V202H135ZM169 203H170V202H169ZM169 203L167 202V204H169ZM194 203H195V202H194ZM27 204H28V203H27ZM29 204H30V203H29ZM59 204H60V203H59ZM79 204H80V203H78V205H79ZM162 204H163V203H162ZM173 204H174V203H173ZM183 204H184V203H183ZM190 204H191V203H190ZM192 204H193V203H192ZM192 204H191V206H192ZM199 204H200V203H199ZM203 204H204V202H203ZM0 205H2V204L0 203ZM42 205H43V204H42ZM54 205H55V204H54ZM57 205H58V203H57ZM75 205H77V204H75ZM82 205H83V204H82ZM134 205H135V204H134ZM142 205H143V204H142ZM149 205H150V204H149ZM164 205H166V204H164ZM170 205H171V203H170ZM196 205H198V204L196 203ZM256 205H257V204H256ZM3 206H4V205H3ZM20 206H21V205H20ZM25 206H26V205H25ZM90 206H91V205H90ZM104 206H105V204H104ZM127 206H128V205H127ZM146 206H147V205H146ZM183 206H184V205H183ZM194 206H195V205H193V207H194ZM29 207H30V206H28V208H29ZM49 207H50V205H49ZM52 207H53V206H52ZM54 207H55V206H54ZM99 207H100V206H99ZM105 207H106V206H105ZM143 207H144V206H143ZM160 207H161V206H160ZM162 207H163V206H162ZM178 207H179V206H178ZM184 207H185V206H184ZM193 207H192V208H193ZM205 207H206V203H205ZM3 208H4V207H3ZM22 208H23V205H22ZM25 208H26V207H25ZM28 208H26V209H28ZM40 208H41V206H40ZM46 208H47V207H44L45 210H46ZM62 208H63V207H62ZM90 208H91V207H90ZM128 208H129V207H128ZM138 208H139V207H138ZM157 208H158V207H157ZM169 208H170V207H169ZM192 208H191V211H192ZM202 208H203V207H202ZM202 208H201V209H202ZM213 208H214V207H213ZM26 209L24 210L25 212H23V213H26ZM29 209H30V208H29ZM41 209H42V208H41ZM50 209H51V208H50ZM52 209H53V208H52ZM65 209H66V208H65ZM130 209H132V208H130ZM205 209H206V208H205ZM1 210H2V209L0 208V212H1ZM20 210H21V209H20ZM47 210H48V209H47ZM77 210H78V208H77ZM79 210H80V209H79ZM85 210H86V209H85ZM132 210H133V209H132ZM153 210H154V209H153ZM173 210H174V209H173ZM81 211H82V210H81ZM92 211H93V210H92ZM127 211H128V210H127ZM21 212H22V211H21ZM27 212H29V211L27 210ZM52 212H53V211H52ZM52 212H51V213H52ZM61 212H62V211H61ZM76 212H77V211H76ZM86 212H87V211H86ZM122 212L124 213V211H122ZM131 212H132V211H131ZM133 212H134V210H133ZM146 212H147V211H146ZM176 212H177V210H176ZM189 212H190V211H189ZM197 212H198V211H197ZM258 212H259V211H258ZM36 213H38V215H40V214H39V209H38V212H36ZM42 213H44V212H42ZM53 213H54V212H53ZM53 213H52V214H53ZM63 213H64V212H63ZM123 213H121V214H123ZM142 213H143V212H142ZM148 213H149V212H148ZM153 213H154V212H153ZM155 213H156V212H155ZM162 213H163V212H162ZM168 213L170 214V212H168ZM254 213H255V212H254ZM259 213H260V212H259ZM2 214H3V212H2ZM19 214H20V213H18L17 215H19ZM28 214H29V213H27V215H28ZM45 214H46V213H45ZM85 214H86V213H85ZM204 214H205V213H204ZM209 214H210V213H209ZM226 214H227V213H226ZM249 214H250V213H249ZM260 214H261V213H260ZM13 215H14V214H13ZM46 215H47V214H46ZM57 215H58V214H57ZM63 215H64V214L61 215V216H62L61 218L64 217ZM65 215H66V214H65ZM80 215H81V214H80ZM80 215H79V216H80ZM123 215H124V214H123ZM140 215H141V214H140ZM164 215H165V214H164ZM175 215H176V214H175ZM185 215H186V213H185ZM222 215H225V214H222ZM0 216H3V215L0 214ZM21 216H22V214H21ZM36 216H37V215H36ZM40 216H41V215H40ZM40 216H39V217H40ZM48 216H49V215H48ZM50 216H51V214H50ZM52 216H53V215H52ZM84 216H85V215H84ZM218 216H219V215H218ZM237 216H238V214H237ZM248 216H251V215H248ZM14 217H15V216H14ZM24 217H25V216H23V218H24ZM29 217H30V215H29ZM39 217H37V218L39 219ZM44 217H45V216H44ZM57 217H58V216H57ZM82 217H83V216H82ZM91 217H92V216H91ZM91 217H90V218H91ZM119 217L122 219V215H120ZM147 217H148V216H147ZM149 217H152V216L149 215ZM156 217H157V216H156ZM192 217H193V215H192ZM1 218H3V217H1ZM15 218H16V217H15ZM25 218H26V217H25ZM32 218H33V217H32ZM41 218H42V217H41ZM46 218H47V217H46ZM59 218H60V217H59ZM64 218H66V217H64ZM125 218H128V217H125ZM166 218H167V217H166ZM171 218H172V217H171ZM224 218H225V217H224ZM242 218H243V217H242ZM255 218H256V217H255ZM257 218H258V217H257ZM11 219L13 220V218H11ZM11 219H9V220L7 219V220H8V221H11ZM67 219H68V218H67ZM85 219H86V218H85ZM85 219H83V220H85ZM87 219H89V218H87ZM121 219H120V220H121ZM183 219H184V218H183ZM192 219H193V218H192ZM243 219H244V218H243ZM1 220H3V219H0V221H1ZM14 220H15V219H14ZM14 220H13V221H14ZM17 220H18V217H17ZM17 220H16V221H17ZM28 220H29V219H28ZM31 220H32V219H31ZM43 220H44V222H45V218H43ZM48 220H50V219L48 218ZM81 220H82V219H81ZM90 220H91V219H90ZM144 220H145V219H144ZM150 220H151V219H150ZM156 220H157V219H156ZM160 220H161V219H160ZM193 220H194V219H193ZM204 220H205V219H204ZM240 220H241L242 223H243V221H244L245 219H244V220L240 219ZM249 220H250V219H249ZM249 220H248V221H249ZM262 220H263V218H262ZM3 221H6V219L3 220ZM8 221H7L6 224H8ZM24 221H26V219H24ZM34 221H35V219H34ZM40 221H41V219H40ZM62 221H63V220H62ZM69 221H70V220H68V222H69ZM85 221H86V220H85ZM91 221H92V220H91ZM172 221H173V220H172ZM172 221H171V222H172ZM181 221H182V220H181ZM190 221H192V220H190ZM195 221H196V220H195ZM211 221H212V220H211ZM255 221H256V220H255ZM14 222H15V221H14ZM19 222H20V220H19ZM27 222H28V221H27ZM35 222H38V220L35 221ZM35 222H34V223H35ZM46 222H47V221H46ZM46 222H45V224H49V222H47V223H46ZM72 222H73V221H71V223H72ZM86 222H87V221H86ZM142 222H144V221H142ZM150 222H151V221H150ZM161 222H162V221H161ZM168 222H169V221H168ZM250 222H251V221H250ZM258 222H259V221H258ZM2 223H4V222H2ZM2 223H1V224H2ZM9 223H10V222H9ZM21 223H22V222H21ZM40 223H41V222L36 223V224H39V225L41 226ZM66 223H67V222H66ZM71 223H70V224H71ZM73 223H75V222H73ZM73 223H72V225H73ZM145 223H146V222H145ZM162 223H163V222H162ZM10 224L12 225V223H10ZM16 224L19 225L18 223H16ZM16 224H14V225H16ZM26 224H27V223H26ZM83 224H84V223H83ZM143 224H144V223H143ZM150 224H151V223H150ZM154 224H156V223H154ZM228 224H229V222H228ZM240 224H241V223H240ZM246 224H247V223H246ZM249 224H250V223H249ZM2 225H3V224H2ZM17 225H16V226H17ZM34 225H35V224H34ZM79 225H80V224H79ZM148 225H149V223H148ZM158 225H159V224H158ZM160 225H161V224H160ZM180 225H181V224H180ZM200 225H201V224H200ZM209 225H210V224H209ZM250 225H251V224H250ZM4 226H5V225H4ZM28 226H29V225L27 224L26 227H28ZM30 226H31V222H30ZM44 226H45V225H44ZM67 226H68V225H67ZM69 226H70V225H69ZM143 226H144V225H143ZM143 226H142V227H143ZM172 226H173V225H172ZM187 226H188V225H187ZM194 226H195V224H194ZM224 226H225V225H224ZM230 226H231V225H230ZM234 226H235V225H234ZM245 226H246V225H245ZM2 227H3V226H2ZM14 227H15V226H14ZM24 227H25V225H23V228H24ZM42 227H43V225H42ZM46 227H48V226L46 225ZM80 227H81V225H80ZM83 227H84V225H83ZM83 227H82V230H83ZM147 227H148V226H147V223H146V227H145V228H147ZM179 227H180V226H179ZM211 227H212V226H211ZM237 227H238V226H237ZM255 227H257V226L255 225ZM260 227H261V226H260ZM3 228H4V227H3ZM5 228H7V227H5ZM20 228H21V226H20ZM20 228H19V230H20ZM23 228H22V229H23ZM32 228H33V226H32ZM38 228H39V227H38ZM65 228H66V226H65ZM65 228H64V229H65ZM70 228H72V227H70ZM70 228H68V230H69ZM159 228H160V226H159ZM169 228H170V226H169ZM197 228H198V227H197ZM215 228H216V227H215ZM10 229H11V228H10ZM27 229H28V228H27ZM27 229H26V230H27ZM39 229H41V228H39ZM49 229H53V228L50 227ZM60 229H61V228H59V229H57V230H60ZM66 229H67V228H66ZM78 229H79V228L77 227V231H78ZM114 229H115V228H114ZM177 229H178V228H177ZM195 229H196V227H195ZM209 229H210V228H209ZM240 229H241V226H240ZM245 229H246V227H245ZM248 229H249V228H248ZM0 230H1V229H0ZM28 230L31 231L32 229H28ZM37 230H38V229H37ZM57 230H56V231H57ZM72 230H73V228H72ZM75 230H76V229H75ZM82 230H81V231H82ZM154 230H155V229H154ZM154 230H153V231H154ZM156 230H157V228H156ZM163 230H164V229H163ZM169 230H170V229H169ZM179 230H180V229H179ZM210 230H211V229H210ZM255 230H256V229H255ZM258 230H259V229H258ZM10 231H11V230H10ZM22 231H23V230H22ZM35 231H36V230H35ZM50 231H55V230L53 229V230H50ZM50 231H49V232H50ZM73 231H74V230H73ZM73 231H71V232H73ZM84 231H85V230H84ZM98 231H99V230H98ZM137 231H138V230H137ZM142 231H143V230H142ZM148 231L150 232L149 228H148L147 232H148ZM167 231H168V230H167ZM235 231H237V229H236ZM4 232H5V231H4ZM7 232H9V230H8ZM7 232H5V233H7ZM33 232H34V231H33ZM47 232H48V231H47ZM63 232H64V231H63ZM75 232H76V231H74V233H75ZM86 232H87V231H86ZM95 232H96V231H95ZM95 232H94V234H95ZM112 232H113V231H112ZM133 232L135 233L136 231H133ZM133 232H131V233H133ZM169 232H170V231H169ZM197 232H198V231H197ZM211 232H213V231L211 230ZM214 232H215V231H214ZM227 232H228V231H227ZM253 232H254V231H253ZM260 232H261V231H260ZM5 233H4V234H5ZM22 233L25 234V232H22ZM26 233H28V231H27ZM50 233H51V232H50ZM53 233H54V232H53ZM87 233H88V232H87ZM89 233H90V232H89ZM131 233H130V234H131ZM142 233H143V232H142ZM153 233H154V232H152V234H153ZM155 233H156V232H155ZM157 233H158V231H157ZM195 233H196V232H195ZM12 234H13V233H12ZM16 234H19V233L17 232ZM36 234H39V233H36ZM42 234H43V233H42ZM57 234H58V233H57ZM57 234H56V232H55V235H57ZM61 234H62V233L59 232V235L57 236V238H58ZM70 234H71L70 236H73L72 233H70ZM76 234H77V232H76ZM80 234H81V233H80ZM91 234H92V233H90V236H93V235H94V234H93V235H91ZM96 234H97V232H96ZM102 234H103V233H102ZM117 234H120V233H117ZM136 234H137V232H136ZM136 234H135V235H136ZM144 234H145V233H144ZM171 234H172V232H171ZM209 234H210V233H209ZM250 234H251V233H250ZM6 235H7V234H5V236H6ZM25 235H26V234H25ZM31 235H35V234L33 233V234H31ZM31 235H30V238H31ZM46 235H47V234L41 236V234H40L39 236H41V238H43V237L47 238ZM63 235H64V234H63ZM66 235H67V234H66ZM78 235H79V234H78ZM98 235H99V234H98ZM123 235H124V234H123ZM137 235H139V234H137ZM142 235H143V234H142ZM149 235H150V234H149ZM157 235H159V234H157ZM181 235H182V234H181ZM181 235H180V236H181ZM194 235H195V234H194ZM212 235H213V234H212ZM228 235H229V234H228ZM259 235H260V234H259ZM27 236H28V235H27ZM68 236H69V235H68ZM70 236H69V239H72ZM76 236H77V235H76ZM101 236H103V235H101ZM107 236H108V235H107ZM112 236H113V235H112ZM150 236H151V235H150ZM154 236H156V235L154 234ZM163 236H164V235H163ZM180 236H179V237H180ZM203 236H204V235H203ZM223 236H224V235H223ZM10 237H11V236H10ZM10 237H9V239H10ZM32 237H33V236H32ZM35 237H36V236H35ZM64 237L66 238V236H64ZM74 237H75V236H74ZM98 237H99V236H98ZM105 237H106V235H105ZM117 237H118V236H117ZM119 237H120V236H119ZM133 237H134V235H133ZM160 237H161V236H160ZM172 237H173V236H172ZM183 237H184V236H183ZM193 237H194V236H193ZM211 237H212V236H211ZM236 237H237V236H236ZM243 237H244V236H243ZM251 237H252V236H251ZM253 237H254V236H253ZM261 237H262V236H261ZM7 238H8V237H7ZM33 238H34V237H33ZM37 238H39L38 235H37ZM45 238H43V239H44V243H45V241H46ZM55 238H56V236H55ZM60 238H61V237H60ZM60 238H59V239H60ZM67 238H68V237H67ZM89 238H90V237H89ZM95 238H97V237H95ZM106 238H107V237H106ZM134 238H135V237H134ZM139 238L142 239V237H139ZM147 238H149V237H147ZM152 238H153V237H152ZM198 238H199V237H198ZM202 238H204V237H202ZM213 238H214V237H213ZM2 239H5V242H6V237L4 238V236H3V238H2V235H1V239H0V240H2ZM9 239H8V240H9ZM21 239H22V237H21ZM23 239H24V238H23ZM43 239H40V240H42V243H43ZM52 239H53V238H52ZM144 239H145V238H144ZM149 239H150V238H149ZM155 239H156V238H155ZM179 239H180V238H179ZM194 239H195V238H194ZM200 239H201V238H200ZM209 239H210V238H209ZM241 239H242V238H241ZM248 239H249V238H248ZM251 239H252V238H251ZM253 239H254V238H253ZM261 239H262V238H261ZM8 240H7V242H8ZM18 240L20 241V239H18ZM18 240H17V242H18ZM25 240H27V237H25L24 240H21V242L23 241V243H24ZM34 240H36V239H34ZM90 240H91V239H90ZM92 240H93V239H92ZM102 240H103V239H102ZM114 240H115V239H114ZM146 240H147V239H146ZM224 240H225V239H224ZM230 240H231V239H230ZM230 240H229V241H230ZM254 240H255V239H254ZM257 240H258V239H257ZM2 241H3V240H2ZM47 241H48V240H47ZM47 241H46V242H47ZM50 241H51V240H50ZM65 241H66V240H65ZM67 241H69V240H67ZM70 241H74V240H70ZM78 241H79V240H78ZM80 241H81V240H80ZM105 241H106V239H105ZM116 241H117V238H116ZM129 241H131V240H129ZM144 241H145V240H144ZM162 241H163V240H162ZM177 241H178V240H177ZM194 241H195V240H194ZM197 241H198V239H197ZM207 241H208V240H207ZM207 241L205 240V242H207ZM221 241H222V239H221ZM232 241H233V240H232ZM245 241H246V240H245ZM0 242H1V241H0ZM10 242H11V241H10ZM36 242H37V241H36ZM51 242H52V241H51ZM57 242H58V241H57ZM63 242H64V241H63ZM86 242H87V241H86ZM125 242H126V241H125ZM125 242H124V243H125ZM140 242H141V240H140ZM187 242H188V241H187ZM246 242H247V241H246ZM3 243H4V241H3ZM33 243H34V242H33ZM39 243H40V242H39ZM49 243H50V242H49ZM70 243H71V242H70ZM70 243H69V246H70ZM75 243H76V241H75ZM78 243H79V242H78ZM115 243H116V242H115ZM121 243H122V242H121ZM133 243H134V242H133ZM135 243H136V242H135ZM145 243H147V241H146ZM176 243H177V242H176ZM184 243H185V241H184ZM197 243H199V242H197ZM255 243H256V242H255ZM260 243H261V242H260ZM5 244H6V243H5ZM13 244H14V242H13ZM30 244H31V240H30ZM34 244H35V243H34ZM34 244H31V245H34ZM45 244H46V243H45ZM65 244H67V243H65ZM73 244H74V243H73ZM128 244H129V243H128ZM142 244H143V243H142ZM147 244H148V243H147ZM164 244H165V243H164ZM178 244H179V243H178ZM210 244H211V243H210ZM248 244H250V243H248ZM26 245L28 246V244H26ZM31 245H30V246H31ZM53 245H54V244H53ZM76 245H77V244H76ZM78 245H79V244H78ZM80 245H82V243H81ZM83 245H84V244H83ZM85 245H86V244H85ZM101 245H102V244H100V246H101ZM129 245H130V244H129ZM158 245H159V244H158ZM182 245H183V244H182ZM198 245H199V244H198ZM200 245H201V242H200ZM216 245H217V244H216ZM237 245H238V244H237ZM262 245H263V244H262ZM0 246H1V245H0ZM3 246H4V245H3ZM20 246H21V245H20ZM58 246H59V245H58ZM58 246H57V247H58ZM102 246H103V245H102ZM106 246H107V245H106ZM112 246H114V245H112ZM126 246H127V244H126ZM136 246H137V245H136ZM161 246H162V245H161ZM180 246H181V245H180ZM191 246H193V245H189L188 248H190ZM246 246H247V244H246ZM253 246H254V244H253ZM22 247H23V246H22ZM35 247H36V246H35ZM43 247H44V245H43ZM46 247H47V246L45 245V248H46ZM57 247H56V248H57ZM67 247H68V246H66V249H67ZM74 247H75V246H74ZM77 247H78V246H77ZM89 247H90V246H89ZM119 247H120V246H119ZM131 247H133V246H132V243H131ZM143 247H144V246H143ZM150 247L152 248V246H150ZM157 247H158V246H157ZM168 247H169V246H168ZM184 247H185V246H184ZM204 247H205V245H204ZM244 247H245V246H244ZM250 247H251V246H250ZM258 247H259V246H258ZM24 248H25V247H24ZM45 248H43L42 250H44ZM48 248H49V247H48ZM61 248H62V246L60 247V249H61ZM80 248H81V247H80ZM86 248H87V247H86ZM101 248H102V247H101ZM116 248H117V247H116ZM138 248H139V247H138ZM145 248H146V247H145ZM154 248H155V247H154ZM177 248H178V247H177ZM181 248H182V247H181ZM188 248H187V249H188ZM193 248H194V247H193ZM197 248H198V247H197ZM199 248H200V246H199ZM209 248H210V247H209ZM235 248H236V247H235ZM242 248H243V247H242ZM9 249H10V248H9ZM9 249H8V250H9ZM32 249H33V248H32ZM37 249L40 250V251L43 253V251H42L41 249H39L38 247H37ZM66 249H65V247L63 246V248H62L63 252H64V250H66ZM68 249H70V248L68 247ZM74 249H75V248H74ZM74 249H73V251H74ZM83 249H84V247L82 248V250H83ZM87 249H88V248H87ZM99 249H100V248H99ZM104 249H105V248H104ZM106 249H107V247H106ZM109 249H110V248H109ZM129 249H130V248H129ZM191 249H192V247H191ZM195 249H196V247H195ZM195 249H194V250H195ZM214 249H215V247H214ZM226 249H227V248H226ZM8 250H7V251H8ZM45 250H46V249H45ZM82 250H80V251L82 252ZM85 250H86V249H85ZM90 250H91V249H90ZM96 250H97V249H96ZM102 250H103V249H102ZM107 250H108V249H107ZM110 250H111V249H110ZM133 250H134V249H133ZM149 250H150V249H149ZM165 250H166V248H165ZM182 250L184 251V250H186V249H182ZM194 250H193V251H194ZM201 250H202V249H201ZM203 250H204V249H203ZM216 250H217V249H216ZM249 250H250V249H249ZM262 250H264V249H262ZM2 251H3V250H2ZM2 251H1V252H2ZM12 251H14V249H13ZM16 251H17V250H16ZM18 251H19V250H18ZM27 251H28V250H27ZM40 251H39V254H40ZM68 251H69V250H68ZM73 251H70V252H71V255H73ZM75 251H76V253H77V250H76V249H75ZM78 251H79V249H78ZM103 251H104V250H103ZM103 251H101V252H103ZM119 251H120V250H119ZM156 251H157V250H156ZM158 251H159V250H158ZM169 251H170V250H169ZM193 251H192V253H193ZM211 251H212V250H211ZM225 251H226V250H225ZM230 251H231V250H230ZM239 251H240V250H239ZM250 251H251V250H250ZM28 252H30V251H28ZM32 252H34V251L32 250ZM32 252H31V253H32ZM36 252H37V251H36ZM49 252H50V251H49ZM54 252H55V250H54ZM57 252H58V251H57ZM63 252H62V253H63ZM66 252H67V251H66ZM84 252H85V251H84ZM86 252H87V250H86ZM91 252H92V251H91ZM91 252H88V253L92 254ZM146 252H147V251H146ZM167 252H168V251H167ZM180 252H181V249H180ZM180 252H179V253H180ZM186 252H187V251L182 252V253H184L183 255L186 256V254H187ZM188 252H189V250H188ZM201 252H202V251H200V253H201ZM233 252H234V251H233ZM248 252H249V251H248ZM262 252H263V251H262ZM5 253H6V251L4 252V254H5ZM45 253H46V251H45ZM51 253H52V252H51ZM62 253H61V254H62ZM67 253H68V252H67ZM76 253H75V254H76ZM78 253H79V252H78ZM119 253H120V252H119ZM136 253H139V252H136ZM136 253H135V254H136ZM152 253H153V252H152ZM154 253H155V252H154ZM154 253H153V254H154ZM162 253H163V252H162ZM182 253H180V254H182ZM194 253H195V252H194ZM263 253H264V252H263ZM2 254H3V252H2ZM26 254H27V253H26ZM33 254H34V253H33ZM61 254H60V255H61ZM64 254H65V252H64ZM64 254H63V255H64ZM83 254H84V253L81 254V257H83ZM90 254H89V256H90ZM99 254H100V255H102V254L104 255V253H102V254L99 253ZM99 254H97V255L99 256ZM108 254H109V253H108ZM122 254H123V252H122ZM132 254H133V253H132ZM155 254H156V253H155ZM164 254H165V253H164ZM180 254H178V255H180ZM190 254H191V253H190ZM190 254H189V255H190ZM207 254H208V253H207ZM210 254H211V252H210ZM216 254H218V253H215V254H214V255H215V259L217 258V257H216ZM223 254H224V253H223ZM232 254H233V253H232ZM13 255H14V252H13ZM50 255H51V254H50ZM56 255H57V253H56ZM56 255H55V256H56ZM78 255H80V254H78ZM85 255H86V253H85ZM85 255H84V256H85ZM93 255H94V254H93ZM130 255H131V254H130ZM147 255H148V253H147ZM157 255H158V254H157ZM173 255H174V254H173ZM187 255H188V254H187ZM192 255H193V254H192ZM192 255H191V256H192ZM219 255H220V254H218V256H219ZM224 255H225V254H224ZM229 255H230V253H229ZM233 255H234V254H233ZM233 255H232V256H233ZM255 255H256V254H255ZM261 255H263V254L261 253ZM261 255H260V256H261ZM0 256H1V255H0ZM2 256H3V255H2ZM4 256H5V255H4ZM8 256H9V255H8ZM11 256H12V254H11ZM21 256H23V255H21ZM40 256H41V255H40ZM44 256H45V255H43V257H44ZM47 256H48V255H47ZM51 256H52V257H51V259H52V258H53V255H51ZM65 256H66V254H65ZM76 256H77V255H76ZM76 256L74 255V256H73V257H74L73 259H75ZM107 256H108V255H106V258H107ZM126 256H127V253H126ZM135 256H136V255H135ZM144 256H145V255H144ZM176 256H177V255H176ZM181 256H182V255H181ZM191 256H189V257H191ZM194 256H196V255H194ZM234 256L236 257V255H234ZM234 256H233V257H234ZM241 256H242V254H241ZM6 257H7V255H6ZM34 257H35L34 259H35L36 261L44 259V258H41V259H40V258H39V259L37 258V259H36V257H38L37 254H36V256H34ZM57 257H58V256H57ZM61 257H62V256H61ZM63 257H64V256H63ZM68 257H69V256H68ZM78 257H79V256H78ZM95 257H96V255H95ZM99 257H101V256H99ZM102 257H103V256H102ZM104 257H105V256H104ZM109 257H110V256H109ZM113 257H114V256H113ZM113 257H112V258H113ZM122 257H123V256H122ZM150 257L152 258V256H150ZM155 257H156V255H155ZM160 257H161V255H160ZM160 257H159V255H158V258H160ZM169 257H170V254H169ZM169 257H168V258H169ZM174 257H175V255H174ZM183 257H184V256H183ZM186 257H187V256H186ZM199 257H200V256H199ZM199 257H198V258H199ZM207 257H209V255H207ZM211 257H212V255H211ZM225 257H226V255H225ZM225 257H224V258H225ZM233 257H232V258H233ZM238 257L240 258V256H238ZM242 257H243V256H242ZM252 257H253V256H252ZM252 257H251V258H252ZM254 257H255V256H254ZM1 258H2V257H1ZM64 258H65V257H64ZM64 258L61 259V262L63 261ZM70 258H72V257H70ZM79 258H80V257H79ZM83 258H85V257H83ZM83 258H81V259H83ZM90 258H91V257H89V260H90ZM93 258H94V257H93ZM112 258H111V259H112ZM114 258H116V257H114ZM124 258H125V256H124ZM126 258L129 259V257H126ZM145 258H146V257H145ZM158 258H157V261H159ZM163 258H164V257H163ZM168 258H167V259H168ZM171 258H172V255H171ZM180 258H181V257H180ZM191 258H192V257H191ZM200 258H201V257H200ZM205 258H206V256H205ZM205 258H204V259H205ZM236 258H237V257H236ZM239 258H238V259H239ZM11 259H12V257H11ZM11 259H10V260H11ZM34 259H33V260H34ZM100 259H101V258H99V260H100ZM118 259H119V257H118ZM120 259H121V258H120ZM131 259H132V258H131ZM135 259H136V258H135ZM146 259H147V258H146ZM175 259H176V258H175ZM177 259H178V258H177ZM194 259H196V257H195ZM194 259H193V260H194ZM218 259H219V258H218ZM222 259H223V258H222ZM225 259H226V258H225ZM225 259H224L223 261H225ZM227 259H228V257H227ZM234 259H235V258H234ZM1 260H2V259H1ZM31 260H32V259H30V261H31ZM33 260H32V261H33ZM59 260H60V259H59ZM69 260H70V259H68L67 264H68V262L70 263ZM75 260H77V257H76ZM78 260H80V259H78ZM113 260H114V259H113ZM124 260H127V259H124ZM133 260H134V259H133ZM143 260H144V258H143ZM148 260H150V258H148ZM170 260H171V259H170ZM197 260H198V259H197ZM229 260H230V259H229ZM231 260H232V259H231ZM239 260H241V259H239ZM11 261H12V260H11ZM21 261H22V260H21ZM32 261H31V263H32ZM42 261H44V260H42ZM47 261H48V259H47ZM64 261H65V260H64ZM84 261H85V260H83V262H84ZM94 261H96V260H94ZM108 261H109L110 264H111V261L109 260V258H108ZM129 261H130V260H129ZM131 261H132V260H131ZM145 261H146V260H145ZM150 261H151V260H150ZM154 261H155V260H154ZM160 261L162 262V259H161ZM167 261H168V260H167ZM167 261H166V262H167ZM172 261H174V259H173ZM186 261H187V260H186ZM194 261H195V260H194ZM200 261H201V260H200ZM207 261H208V260H207ZM209 261H210V260H209ZM218 261H219V260H218ZM221 261H222V260H221ZM233 261H234V260H233ZM13 262H14V261H13ZM33 262L35 263V261H33ZM40 262H41V261H40ZM45 262H46V260H45ZM48 262H49V261H48ZM72 262H73V261H72ZM76 262H77V261H76ZM79 262H80V261H79ZM100 262H102V261H100ZM140 262H142V261H140ZM152 262H153V259H152ZM175 262H176V261H175ZM179 262H180V261H179ZM205 262H206V261H205ZM19 263H20V262H19V260H18V264H19ZM22 263H23V261H22ZM29 263H30V262H29ZM37 263H39V262H37ZM50 263H51V262H50ZM50 263H49V264H50ZM73 263H75V262H73ZM103 263H104V262H103ZM103 263H102V264H103ZM113 263H114V262H113ZM119 263H120V262H119ZM126 263H127V262H126ZM147 263H148V261H147ZM188 263H189V260H188ZM190 263H191V262H190ZM214 263H215V262H214ZM218 263H219V262H218ZM222 263H224V262H222ZM226 263H227V262H226ZM6 264H7V263H6ZM32 264H33V263H32ZM40 264H41V263H40ZM53 264H54V263H53ZM62 264H63V263H62ZM65 264H66V263H65ZM70 264H72V263H70ZM75 264H76V263H75ZM78 264H79V263H78ZM87 264H88V263H87ZM94 264H95V263H94ZM99 264H100V263H99ZM107 264H108V263H107ZM115 264H116V262H115ZM138 264H139V263H138ZM142 264H143V262H142ZM144 264H145V263H144ZM165 264H166V263H165ZM167 264H168V263H167ZM175 264H176V263H175ZM184 264H185V263H184ZM193 264H194V263H193ZM199 264H200V263H199ZM201 264H203V263L201 262ZM208 264H209V262H208ZM224 264H225V263H224ZM229 264H230V263H229ZM240 264H241V262H240Z\"/></svg>",
  "mask_w": 264,
  "mask_h": 264
},
{
  "label": "clouds",
  "instance_id": "3",
  "mask_svg": "<svg viewBox=\"0 0 264 264\" xmlns=\"http://www.w3.org/2000/svg\"><path fill=\"white\" fill-rule=\"evenodd\" d=\"M59 250H61V249H57V251H59Z\"/></svg>",
  "mask_w": 264,
  "mask_h": 264
}]
</instances>
